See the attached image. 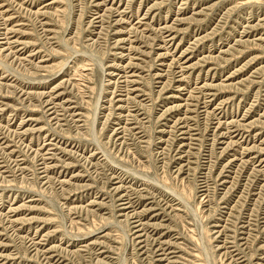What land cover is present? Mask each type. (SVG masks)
I'll return each mask as SVG.
<instances>
[{
  "label": "rangeland",
  "instance_id": "rangeland-1",
  "mask_svg": "<svg viewBox=\"0 0 264 264\" xmlns=\"http://www.w3.org/2000/svg\"><path fill=\"white\" fill-rule=\"evenodd\" d=\"M0 0V4L4 5L0 9V43H3L6 50H1L3 58H0V264L4 261L5 264H195L197 261L201 264H264V155L257 154V146L259 142L264 140V39L258 40L260 35L264 36V0ZM22 1V2H21ZM53 3H52V2ZM92 1V3H91ZM100 4L98 6L96 4ZM102 1V2H101ZM113 1V2H112ZM122 1V2H121ZM131 1V3H129ZM163 2L156 5L157 2ZM250 1V2H249ZM13 2V3H12ZM17 4H16V3ZM25 2V3H24ZM50 2V3H49ZM106 2V3H105ZM143 2V3H142ZM146 2V3H145ZM253 2V3H252ZM22 3V5H21ZM48 3V4H46ZM104 3V4H103ZM119 3V4H118ZM141 3V4H140ZM148 3V4H147ZM217 3V4H216ZM13 4V5H11ZM21 6H19V5ZM90 4V6H89ZM92 4V5H91ZM112 4V5H111ZM121 4V5H120ZM128 4V5H127ZM134 4V5H133ZM219 4V5H218ZM9 5V6H8ZM120 5V6H119ZM133 5V7H132ZM209 5V7H208ZM216 5V6H215ZM15 6V8L13 7ZM21 11H19L17 9ZM23 6V7H22ZM95 6V7H94ZM98 6V7H97ZM106 6V7H105ZM119 8H118V7ZM126 6V7H125ZM156 6V7H155ZM160 8H159V7ZM213 10H212V8ZM11 7V8H10ZM22 7V8H21ZM25 7V8H24ZM104 7V9H103ZM112 7V8H111ZM117 7V8H114ZM129 9H128V8ZM140 7V8H139ZM155 7V8H154ZM181 9H180V8ZM10 8V9H9ZM29 8V9H27ZM59 8V9H58ZM110 8V9H109ZM133 8V9H132ZM150 10H148V9ZM221 8V9H220ZM7 10L8 16L16 17L13 23L6 21L7 16L4 13ZM9 9V10H8ZM22 9V10H21ZM46 10L48 13L42 14L37 11ZM86 9V13L84 12ZM108 9V10H107ZM115 9V10H114ZM119 9V10H118ZM126 9V10H125ZM132 9V10H131ZM211 9V10H210ZM24 10V11H23ZM30 10V11H29ZM93 10V11H92ZM96 10V11H95ZM113 10V12H112ZM131 10V12L129 11ZM139 10V11H138ZM159 10V12H158ZM215 10V11H214ZM232 10V11H230ZM15 11V12H14ZM17 11V12H16ZM32 11V12H31ZM37 13H36V12ZM95 11V13H94ZM113 20H122L118 23L112 22L110 19L112 13ZM115 11V13H114ZM118 11V12H117ZM123 11H126L124 13ZM157 11V12H156ZM179 11V12H178ZM200 11V13H199ZM2 12V13H1ZM27 12V13H26ZM99 14H97V13ZM106 12V14H105ZM121 12V13H120ZM204 12V13H203ZM213 12V13H212ZM228 12V13H226ZM230 12V13H229ZM23 13V14H22ZM24 13H26L24 15ZM30 13V15L28 14ZM34 13V14H33ZM39 13V14H38ZM104 13V14H102ZM151 13V14H150ZM156 13V14H155ZM161 13V14H160ZM185 13V14H184ZM203 13V14H202ZM207 13V14H206ZM212 13V15H210ZM253 15H252V14ZM14 14V15H13ZM20 14V15H19ZM38 14V15H36ZM53 16H52V15ZM112 14V16H113ZM130 14V15H129ZM198 14V15H197ZM4 15V16H3ZM22 15V16H21ZM29 15V17H27ZM36 15V16H35ZM72 15V16H71ZM82 15H84L82 17ZM88 15V16H87ZM102 15V16H101ZM149 15V16H148ZM159 15V16H158ZM167 15V16H166ZM210 15V16H209ZM260 15V17H259ZM4 18H3V17ZM19 16V17H18ZM27 18H25V17ZM42 16V17H41ZM50 16V17H49ZM52 16V17H51ZM55 16V17H54ZM90 16V17H89ZM109 16V17H108ZM125 16V17H124ZM130 16V17H128ZM136 16V17H134ZM145 16V18H144ZM154 16V17H153ZM186 16V17H185ZM222 16V18H221ZM226 19H225V17ZM230 16V17H229ZM24 17V18H23ZM37 17L40 23H36ZM85 17V18H84ZM97 17V19L95 18ZM108 17V18H107ZM128 17V18H127ZM139 17V18H138ZM161 17V18H160ZM165 17V18H163ZM182 17V18H181ZM198 17V18H197ZM220 17V18H219ZM244 17V18H243ZM23 18V19H22ZM46 18V19H45ZM52 18V20H51ZM84 18V19H82ZM95 18V19H94ZM136 18V19H135ZM155 18V19H154ZM157 18V19H156ZM159 18V19H158ZM224 18V19H223ZM233 18V19H231ZM236 20H235V19ZM26 19V20H25ZM54 19V21H53ZM92 19V20H90ZM124 19V20H123ZM129 19V20H128ZM162 19V20H161ZM168 19V20H167ZM177 21V22H174ZM181 21H178L180 20ZM189 19V20H188ZM193 19V20H192ZM221 19V20H219ZM231 19V20H230ZM248 21H247V20ZM260 19V20H259ZM24 20V21H23ZM34 22L32 23L31 22ZM35 20V21H34ZM50 20V21H48ZM156 20V21H155ZM160 20V21H159ZM195 20V21H194ZM218 20V21H217ZM258 20V21H257ZM93 21V22H92ZM96 21V22H95ZM102 21V22H101ZM104 21V22H103ZM126 21V22H125ZM128 21V22H127ZM129 21L131 23H129ZM142 21L141 23H139ZM147 21V22H146ZM150 21V22H149ZM152 21V22H151ZM193 21V22H192ZM224 23L227 21L229 23ZM239 21V22H238ZM242 21V22H241ZM4 22V23H3ZM42 22V23H41ZM46 22V23H45ZM123 24H122V23ZM174 22V24L170 23ZM180 22V23H179ZM186 22V23H185ZM189 22V23H188ZM220 22V23H219ZM250 22V23H249ZM257 22V23H256ZM3 23V24H2ZM16 23V24H15ZM21 23V24H20ZM25 23V24H24ZM45 23V24H44ZM52 23V24H51ZM102 23V24H101ZM105 23H108L105 24ZM113 23V24H112ZM135 23V24H134ZM146 23V24H145ZM160 23V24H158ZM182 23V24H181ZM217 23V25H216ZM239 23V24H238ZM24 24V25H23ZM35 24V29L33 28ZM40 24V25H39ZM90 27H89V25ZM93 24V25H92ZM95 24V26H94ZM99 26H98V25ZM115 24V25H114ZM128 24V25H127ZM141 24V25H140ZM151 26H150V25ZM166 24V25H165ZM180 24V25H179ZM222 24V25H221ZM263 25L253 29H248L249 25ZM3 25V27H2ZM6 25V26H5ZM14 25L18 29L17 33H12L10 28ZM39 25V26H38ZM42 25L45 27H42ZM48 25V26H47ZM124 25V27H122ZM138 25V27H137ZM149 25V26H148ZM153 25V26H152ZM171 25L174 27L173 37H166L164 27ZM220 25V26H219ZM251 25V26H252ZM104 26V27H103ZM106 26V30H105ZM223 26V28H221ZM236 28H234V27ZM246 28H245V27ZM5 27V28H4ZM8 29H7V28ZM90 29H89V28ZM103 27V28H102ZM115 29V30H113ZM119 27V28H118ZM130 27L131 31L128 30ZM146 27V28H145ZM153 27V28H151ZM160 27V28H159ZM182 27V29H181ZM213 27V28H212ZM40 28V29H39ZM99 28V29H98ZM111 28V29H110ZM135 28V29H134ZM186 28V29H185ZM247 30L249 37H244L245 40L252 46L256 45V49L244 40L240 39V34ZM44 29V30H43ZM48 29V30H47ZM94 29V31H92ZM98 29V30H97ZM118 29V30H117ZM134 29V31L132 30ZM145 32H144V30ZM153 32H151L150 31ZM153 29V30H152ZM157 29V32H156ZM159 29V30H158ZM176 29V30H175ZM179 29V30H178ZM184 29V30H183ZM214 29V30H213ZM237 29V30H236ZM262 29V30H261ZM23 30V31H22ZM37 30V31H35ZM40 30V31H39ZM46 30V31H45ZM50 30V31H49ZM124 30V31H123ZM128 30V31H127ZM143 30V31H142ZM147 30V31H146ZM161 30V31H160ZM182 30V31H180ZM219 32H218V31ZM225 30V31H222ZM227 30V31H226ZM235 30V31H234ZM252 30V31H251ZM256 30V31H255ZM2 31V32H1ZM6 31H10L6 34ZM39 31V33H38ZM92 31V32H91ZM97 31V32H96ZM110 31V32H108ZM155 31V32H154ZM164 31V33H163ZM212 31V32H211ZM218 33H216V32ZM237 31V32H236ZM241 31V33H240ZM251 31V32H250ZM259 31V32H258ZM263 31V32H262ZM21 32V33H20ZM43 32V33H41ZM122 32V33H121ZM129 32H132L131 34ZM137 32V33H136ZM139 32V33H138ZM159 32V36H158ZM208 32V33H207ZM214 33L211 35L210 33ZM229 32V33H228ZM25 33V34H24ZM37 33V34H36ZM46 33V34H45ZM57 33V34H56ZM93 33V34H92ZM125 33V34H123ZM196 33V35H195ZM217 35H216V34ZM224 33V34H223ZM240 33V34H239ZM262 33V34H261ZM4 34V35H3ZM43 34V35H42ZM48 34V35H47ZM54 34H56L54 36ZM99 34V36H98ZM140 34V36H139ZM143 34V35H142ZM150 34V35H149ZM152 34V35H151ZM162 34V35H161ZM208 34V35H207ZM228 34V35H227ZM246 34V35H247ZM6 35V36H5ZM21 35V36H20ZM37 35V36H35ZM47 35V36H46ZM104 35V36H103ZM113 36V38L111 37ZM129 35V36H128ZM138 35V36H136ZM178 35V36H177ZM230 35V36H229ZM232 35V36H231ZM42 36V37H41ZM45 36V37H44ZM142 36V37H141ZM146 36V37H145ZM155 36V37H154ZM157 36V37H156ZM196 36V37H195ZM206 36V37H205ZM212 36V37H211ZM221 38H220V37ZM223 36V37H222ZM235 36V37H234ZM18 38L20 40L31 42V48L24 49V46L15 42ZM38 37V38H37ZM40 37V38H39ZM44 37V38H43ZM47 37V38H46ZM49 38V40H47ZM51 37L53 39H51ZM56 37V38H55ZM90 39H89V38ZM97 37V38H96ZM107 37V38H106ZM123 37V38H122ZM136 37L139 39H136ZM149 37V38H148ZM160 37L162 40H160ZM183 37V38H182ZM211 37V38H209ZM215 37V38H213ZM233 37V38H232ZM251 37V38H250ZM6 38V39H5ZM10 38V39H9ZM16 38V39H15ZM88 38V39H87ZM94 42H92V40ZM105 38V39H104ZM109 38V39H108ZM113 40H112V39ZM116 38V40H115ZM118 38V39H117ZM125 38V39H124ZM132 38V39H131ZM142 38V41H141ZM148 38V39H147ZM153 38V39H152ZM204 38V39H203ZM208 38V39H206ZM225 38V39H224ZM254 38V39H253ZM41 39V41L39 40ZM67 39V40H66ZM103 39V40H102ZM122 39V40H121ZM147 41H145V40ZM168 41H167V40ZM182 39V42H181ZM199 39V40H198ZM206 39V40H205ZM214 39V40H213ZM241 41H240V40ZM250 39V40H249ZM7 40V43L5 42ZM29 40V41H28ZM38 40V41H37ZM44 40V41H43ZM89 40V41H88ZM108 43H105L107 42ZM115 40V41H114ZM151 40V41H150ZM157 40V41H153ZM161 42H160V41ZM175 40V41H174ZM201 40V41H200ZM204 40V41H203ZM252 40V41H251ZM256 40V41H255ZM258 40V41H257ZM4 41V42H2ZM10 41V42H9ZM49 42V44L45 43ZM53 41V42H52ZM110 41V43H109ZM113 41V42H112ZM119 41V42H118ZM166 41V42H164ZM200 41V42H199ZM225 41V42H223ZM254 41V42H253ZM35 42V43H33ZM59 42V43H57ZM71 42V43H70ZM132 42V43H131ZM150 42V45H149ZM169 42V43H168ZM195 42V43H194ZM203 42V43H201ZM258 42V43H257ZM260 42V45H259ZM15 43V44H14ZM38 43V44H37ZM45 45H44V44ZM52 43V44H51ZM93 43V44H92ZM96 45H95V44ZM112 43V44H111ZM119 43V44H118ZM127 43V44H125ZM141 43V44H140ZM145 43V44H144ZM160 43V45H159ZM165 43V44H163ZM196 43L199 45H196ZM226 43V44H225ZM232 45H230V44ZM51 44V46H50ZM63 46H62V45ZM92 44V45H91ZM138 44V45H137ZM148 44V47H147ZM151 44L153 49L151 50ZM193 44V45H191ZM246 44L248 46H246ZM263 46V49L261 47ZM12 45V46H11ZM14 45V46H13ZM40 45V46H39ZM68 45V46H67ZM103 45V46H102ZM106 45H108L106 47ZM111 45V46H109ZM113 45V46H112ZM117 45V46H116ZM120 45V46H119ZM123 45L124 47H122ZM131 45V47H130ZM142 45V46H141ZM156 45V46H155ZM196 45V46H195ZM217 45V46H216ZM243 45V46H242ZM10 46V48H9ZM42 46V47H41ZM44 46V47H43ZM51 48H49V47ZM54 48H53V47ZM60 46V47H59ZM105 46V47H104ZM116 46V47H114ZM136 46V47H135ZM160 46V48H159ZM165 46V47H164ZM168 46V48H167ZM180 46V47H179ZM195 48H193V47ZM230 46V47H228ZM261 47L259 49V47ZM59 47V48H58ZM131 49H130V48ZM142 47V48H141ZM155 47V48H154ZM185 52L182 51L184 50ZM187 47V48H186ZM192 49H191V48ZM208 47V48H207ZM219 47V48H218ZM223 47V48H222ZM229 49H228V48ZM236 47V48H235ZM238 47V48H237ZM248 47V48H247ZM57 48V49H56ZM108 48L109 53L106 52ZM111 48V49H109ZM122 48V49H121ZM177 48V49H176ZM181 48V49H180ZM240 48V49H239ZM247 48V50H246ZM252 48V49H249ZM11 49V50H10ZM17 49V50H16ZM19 49V50H18ZM34 49V50H33ZM40 49V50H39ZM44 49H48L44 51ZM130 49V52H129ZM139 49V50H138ZM158 49V50H157ZM166 51H165V50ZM169 49V50H168ZM174 49H176L174 51ZM187 49V50H186ZM242 49V50H241ZM259 51H258V50ZM13 50H16L13 52ZM29 50V51H27ZM40 52H39V51ZM42 50V51H41ZM54 50V53H53ZM133 50V52H132ZM138 50V51H137ZM141 50V51H140ZM197 50V51H196ZM209 50V51H207ZM218 50V51H217ZM220 50V51H219ZM234 50V51H233ZM245 50V52H244ZM18 51V52H17ZM33 51V52H32ZM38 51V53H34ZM52 51V52H51ZM56 51V53H55ZM180 51V52H179ZM187 51V52H186ZM194 51V53L192 52ZM201 51V52H200ZM223 51V54H222ZM241 52V54L239 52ZM116 52L117 54H115ZM142 52V54L140 53ZM145 52V53H144ZM149 52V53H147ZM152 52V53H151ZM184 52V53H182ZM192 52V53H191ZM219 52V53H217ZM232 52V54H230ZM248 52V53H247ZM13 53V54H12ZM34 53V54H33ZM53 53V54H52ZM124 53V55H123ZM132 53V54H131ZM144 53V54H143ZM147 53V55H146ZM172 53V55H171ZM214 55H213V54ZM5 54V55H4ZM7 54V56H6ZM23 54V55H22ZM28 54V56L26 55ZM30 54V55H29ZM126 54V55H125ZM153 54V55H151ZM158 54V55H157ZM164 54V55H163ZM170 54V55H168ZM182 54V56H181ZM193 54V55H192ZM211 54V55H210ZM217 54V55H216ZM12 55V57H11ZM56 55V56H55ZM115 55V56H114ZM121 57H120V56ZM130 55V56H129ZM136 55V56H135ZM141 57H140V56ZM150 55V56H149ZM203 55V56H202ZM207 55V56H206ZM227 55V56H226ZM241 55V56H239ZM259 55V57H258ZM17 56V57H16ZM27 56V57H26ZM32 56V57H31ZM125 56V57H123ZM162 56V57H160ZM165 56V57H163ZM175 56V57H174ZM180 56V57H178ZM190 56V57H189ZM192 56V57H191ZM205 56V57H204ZM226 56V57H225ZM235 56V57H234ZM257 60H255V57ZM262 56V57H260ZM8 57V59L6 58ZM10 57V58H9ZM24 59H23V58ZM31 57V58H30ZM95 57V58H94ZM134 57V58H133ZM149 57V58H148ZM151 57H153L152 60ZM178 57V59H177ZM200 57V58H199ZM206 58V62L204 58ZM214 57V58H212ZM224 57V59L222 58ZM234 57V58H233ZM5 58V59H4ZM13 58V61H12ZM16 58V59H15ZM26 58V59H25ZM123 58V59H122ZM126 58V59H125ZM130 58V59H129ZM133 58V59H132ZM139 58V59H138ZM165 58V59H164ZM167 58V59H166ZM211 58V59H210ZM217 58V59H216ZM229 58V59H228ZM231 58L233 60H231ZM253 58V63H252ZM2 59V60H1ZM46 59V60H44ZM122 59V60H121ZM145 59V60H144ZM149 59V60H148ZM152 62H151V60ZM170 59V60H169ZM173 61H172V60ZM180 59V60H179ZM185 59V60H184ZM188 61L185 63L184 61ZM209 61H208V60ZM220 59V60H218ZM6 60V61H5ZM15 60V61H14ZM21 60V61H19ZM41 60V62H40ZM113 60V61H112ZM115 60V63H114ZM118 60V61H116ZM144 60V61H143ZM165 60V61H164ZM169 60V61H168ZM176 60V62H175ZM203 62L201 63V61ZM212 60V62H211ZM222 60V62H221ZM230 62H228V61ZM249 62H247V61ZM255 60V61H254ZM112 61V62H111ZM130 61V62H129ZM160 61V62H159ZM165 63L164 65L161 63ZM171 61V62H170ZM235 61V62H233ZM251 61V62H250ZM4 62V63H3ZM19 62V63H17ZM33 62V63H32ZM144 62V64H143ZM155 62V63H153ZM170 62V63H169ZM173 62V63H172ZM180 62V63H179ZM183 62V63H182ZM219 62L221 63L219 64ZM227 62V63H225ZM240 62V63H239ZM245 62V63H244ZM15 65H14V64ZM24 65V67L21 65ZM26 63V64H25ZM114 63V64H113ZM159 63V64H158ZM173 65H172V64ZM194 63V64H193ZM207 63V64H206ZM209 63V64H208ZM218 63V65H217ZM234 63V64H232ZM8 64L12 68L5 67ZM12 64V65H11ZM19 64V65H18ZM40 64V68L37 66ZM102 68H100V65ZM105 64V65H104ZM111 64V65H109ZM147 64V65H146ZM153 64V65H152ZM155 64V65H154ZM175 64V66H174ZM180 64V66H179ZM183 64V65H182ZM189 64L195 65L194 69L180 72V67ZM199 64V65H198ZM214 64V65H213ZM225 64V65H224ZM231 64V65H230ZM242 64V65H241ZM32 65V66H29ZM35 65V66H34ZM98 65V66H97ZM109 65V66H108ZM120 69H119V67ZM122 65V66H121ZM125 65V66H123ZM130 65V66H129ZM167 65H170L167 67ZM198 65V66H197ZM202 65V66H201ZM212 65V66H211ZM227 65V68H226ZM235 65V66H234ZM249 65V66H248ZM259 65V66H258ZM263 67H262V66ZM18 66V67H17ZM47 68V71L45 67ZM113 66V67H112ZM135 66H137L135 68ZM146 66V67H145ZM152 66L154 68H152ZM197 66V67H196ZM5 67V68H4ZM27 67V69H26ZM38 67V69H36ZM159 67V68H158ZM176 67V68H174ZM179 67V68H178ZM199 67V68H198ZM210 67V68H209ZM218 67V68H217ZM223 67V68H222ZM244 67V68H243ZM254 67V69H253ZM30 68V69H29ZM44 68V69H43ZM113 68V69H112ZM129 68V69H128ZM150 68V70L148 69ZM162 70H161V69ZM202 68H204L202 70ZM209 68V69H208ZM213 68V69H212ZM237 68V70H235ZM8 69V70H7ZM33 69V71H32ZM108 69V70H107ZM141 69V70H140ZM144 69V70H143ZM147 69V70H145ZM168 69V70H167ZM171 69V70H170ZM172 69L173 70L172 72ZM215 69V70H214ZM218 69V70H217ZM259 69V70H257ZM91 70V71H90ZM116 70V71H115ZM153 72H152V71ZM177 70V71H176ZM194 70V71H193ZM202 70V71H201ZM235 70V71H234ZM243 72H241V71ZM247 70V71H246ZM256 70V71H255ZM260 70L262 74L260 73ZM6 71V72H5ZM14 71V72H13ZM28 71V72H27ZM37 71V72H36ZM40 73H39V72ZM104 71V72H103ZM125 71V72H124ZM134 71V72H132ZM140 71V72H139ZM149 71V72H148ZM163 71V72H162ZM166 71V72H164ZM176 71L178 74L175 75ZM190 71V72H189ZM201 71V72H200ZM208 71V72H207ZM233 71V72H232ZM237 71V72H236ZM249 71V72H248ZM252 71V73H251ZM10 72V73H9ZM19 72V73H18ZM27 72V73H26ZM33 74H31V73ZM34 72L36 73L34 74ZM93 72V73H92ZM113 72V73H112ZM157 72V73H156ZM189 72V73H187ZM232 72V73H231ZM14 73V75L12 74ZM23 75H21V74ZM112 73V74H110ZM130 73V74H129ZM151 75H149V74ZM161 73V74H160ZM200 73V74H199ZM238 73V74H237ZM240 73V74H239ZM7 74V75H6ZM16 74V75H15ZM29 74V77H28ZM30 74L32 76H30ZM105 74V75H104ZM115 74V75H114ZM137 80L136 84H131L124 79ZM135 74L130 79V75ZM146 74V76H145ZM153 74V75H152ZM174 74V75H173ZM181 76H180V75ZM186 74V75H185ZM190 74V75H189ZM211 74V75H210ZM215 74V75H214ZM233 74V75H232ZM236 74V75H235ZM6 75V76H5ZM9 75V76H8ZM21 75V77L19 76ZM35 75V76H34ZM118 75V76H116ZM140 75V76H138ZM144 75V76H143ZM158 75H162L157 77ZM207 75V76H206ZM210 75V76H209ZM232 75V76H231ZM235 75V76H234ZM247 75V76H246ZM250 75V76H248ZM252 75V76H251ZM259 75V76H258ZM18 76V77H17ZM25 76V77H24ZM27 76V78H26ZM83 76V77H82ZM88 76V77H87ZM111 76V77H110ZM121 76V77H120ZM143 78H142V77ZM150 76V77H149ZM153 76V77H152ZM190 78H189V77ZM192 76V77H191ZM228 76L232 77L230 81L226 80ZM104 77V79H103ZM120 77V78H119ZM141 77V78H140ZM175 77V81H173ZM184 77V78H183ZM209 77V78H208ZM252 77V78H251ZM258 77V78H257ZM15 78V79H14ZM19 78V79H18ZM140 78V79H139ZM151 78V79H150ZM157 78V79H156ZM169 78V79H168ZM26 79V80H24ZM29 79V81H28ZM122 79V80H121ZM144 84L143 83V81ZM150 79V80H148ZM181 79V80H179ZM185 81H184V80ZM208 79V80H207ZM245 84L243 85L244 81ZM254 79V80H253ZM262 79V80H261ZM2 80V81H1ZM4 80V81H3ZM31 80V82H30ZM34 80V81H33ZM142 82H139V81ZM153 80V81H152ZM159 82H157V81ZM161 80V81H160ZM187 80L189 82H187ZM197 80V81H195ZM222 80V81H221ZM257 80V81H256ZM25 81V82H24ZM122 81V82H117ZM156 81V82H154ZM200 81V82H199ZM252 81V82H251ZM259 81V82H258ZM11 82V83H10ZM20 82V83H19ZM29 82V83H28ZM63 82V83H62ZM73 82V83H72ZM150 82V83H149ZM153 82V83H152ZM174 82V83H173ZM193 82V83H192ZM196 82V83H194ZM205 82V83H203ZM216 82V83H215ZM221 82V83H220ZM226 82V83H225ZM237 83V85L235 84ZM261 82V83H260ZM62 83V85H61ZM70 83V84H69ZM105 85H103V84ZM107 83V84H106ZM116 83V84H115ZM152 83V84H151ZM157 85H156V84ZM180 83V84H179ZM215 85L213 90L204 89L205 84ZM240 83V84H239ZM253 83V84H252ZM8 84V85H7ZM12 85L10 87V85ZM16 84L18 85L16 87ZM59 84V85H58ZM118 84V85H117ZM121 84V85H120ZM223 86H222V85ZM242 84V85H241ZM248 84V85H247ZM258 84V85H257ZM44 85V86H43ZM61 85V86H60ZM63 85H66V87ZM68 85V86H67ZM130 85V86H129ZM148 85V86H147ZM150 85V86H149ZM152 85V86H151ZM165 85V86H164ZM175 85V86H174ZM176 85L178 87H176ZM201 85V86H200ZM218 85V86H217ZM227 85V86H226ZM250 85V86H249ZM71 86V87H69ZM119 88H118V87ZM123 86L124 88H122ZM130 88H129V87ZM144 88H143V87ZM170 88H168V87ZM184 86H186L184 88ZM241 86V87H240ZM261 86V87H260ZM6 87V88H5ZM16 87V88H14ZM54 87V88H53ZM57 87V88H56ZM59 87V88H58ZM68 87V88H67ZM75 87V88H74ZM129 90H125L126 88ZM141 87V88H140ZM174 87V88H173ZM181 87V88H180ZM193 87V88H192ZM196 87V88H195ZM224 87V88H223ZM249 87V89H248ZM251 87V88H250ZM56 88V89H55ZM67 88V89H66ZM104 88V89H103ZM107 88V89H106ZM121 88V89H120ZM148 88V89H147ZM157 88V89H156ZM228 88V90H227ZM245 88V89H244ZM255 88V89H254ZM258 88V90H257ZM4 89V90H2ZM9 89V90H8ZM15 89V90H14ZM51 89V90H50ZM54 89V90H53ZM118 89V90H117ZM134 89V90H131ZM139 89V90H137ZM155 91H154V90ZM217 89V90H216ZM225 91H224V90ZM237 89V91H236ZM242 89V90H241ZM248 89V90H247ZM251 89V90H250ZM20 90V91H18ZM23 90V91H22ZM43 90V91H42ZM53 92H49V91ZM66 90V91H65ZM116 90V92H115ZM125 90V91H124ZM171 90V91H170ZM191 90V91H190ZM196 90V91H195ZM216 90V91H215ZM233 90V91H232ZM7 91V92H6ZM14 91V93H13ZM18 91V92H16ZM72 91V92H71ZM104 91V92H103ZM114 93H113V92ZM121 91V92H120ZM128 91V92H127ZM142 91V92H141ZM145 93H144V92ZM148 91V92H147ZM149 91H152L151 93ZM163 91V92H162ZM186 91V92H185ZM199 93H198V92ZM220 91V92H219ZM227 91V92H226ZM231 93H230V92ZM239 91V92H238ZM242 91V92H240ZM246 91V93L244 92ZM3 92V93H2ZM18 93V94H15ZM23 92V95H21ZM28 92V94L26 93ZM29 92L34 95H30ZM44 92V93H43ZM47 92V93H45ZM63 92V93H62ZM65 92V93H64ZM167 92V93H166ZM169 92V93H168ZM175 92V93H174ZM190 92V93H187ZM194 92V93H192ZM225 92V93H224ZM238 94H237V93ZM256 92V93H255ZM25 93V94H24ZM37 93V94H36ZM103 93V94H102ZM113 93V94H112ZM122 93V94H121ZM143 93V94H142ZM147 93V94H146ZM148 93L153 95L148 96ZM160 93V95H159ZM163 93V94H162ZM196 93V94H195ZM210 93V94H208ZM245 93V94H244ZM260 93V94H259ZM4 94V96L2 95ZM8 96H7V95ZM43 94V95H42ZM51 94V95H49ZM60 94V95H59ZM116 94V95H115ZM127 94V95H126ZM142 94V95H140ZM190 96H189V95ZM199 94V95H198ZM208 94V95H207ZM212 94H216L215 97ZM222 94V95H221ZM15 95V96H13ZM20 95V97L18 96ZM28 95V96H27ZM36 95V96H35ZM42 95V97H40ZM46 95V96H45ZM48 95V96H47ZM57 95V96H55ZM132 95V96H131ZM134 95V96H133ZM159 95V96H158ZM178 95V98L171 99L168 96ZM202 95V96H200ZM12 96V97H11ZM24 98H23V97ZM32 96V97H31ZM35 96V97H34ZM55 96V97H54ZM103 96V97H102ZM115 96V97H114ZM137 96V97H136ZM151 96H153L151 98ZM164 96V97H162ZM166 96V97H165ZM183 96V97H182ZM188 96V97H187ZM193 96V97H192ZM224 96V98H223ZM244 96V97H243ZM246 96V97H245ZM262 96V97H261ZM54 97V98H53ZM64 99H63V98ZM72 97V98H71ZM100 97H102L100 99ZM182 97V98H181ZM200 97V98H199ZM229 97V98H228ZM235 97L234 100L231 98ZM259 97V99H258ZM21 98V99H19ZM26 98V99H25ZM34 98V99H33ZM40 98V99H38ZM60 98V99H59ZM67 98V99H66ZM115 98V99H113ZM120 98V99H118ZM146 98V99H145ZM156 98V99H155ZM158 98V99H157ZM194 98V99H193ZM215 98V99H213ZM241 98V99H240ZM243 98V99H242ZM260 100L259 103L256 101ZM19 99V100H18ZM30 99V100H29ZM62 99V100H61ZM66 99V100H65ZM99 99L100 102L97 101ZM123 99V100H122ZM124 99H126L124 101ZM129 99V100H128ZM131 99V101H130ZM133 99V100H132ZM137 99V100H136ZM165 99V101H164ZM191 99V100H190ZM196 99V100H195ZM198 99V100H197ZM204 101H203V100ZM212 99V100H209ZM231 99V100H230ZM2 100V101H1ZM38 100V101H37ZM47 100V102H46ZM54 100V101H53ZM72 102H71V101ZM109 100V101H108ZM115 100V102H114ZM154 100V101H153ZM159 102H158V101ZM224 105L221 108V103ZM230 100V101H229ZM240 100V101H239ZM242 100V101H241ZM26 103H24V102ZM50 101V102H48ZM68 101V102H67ZM110 101L114 102L112 105ZM124 101V102H123ZM184 101V102H183ZM186 101V102H185ZM202 101V102H201ZM228 103H226V102ZM255 101V102H254ZM6 102V103H4ZM33 102V103H32ZM35 102V103H34ZM37 102V103H36ZM41 102L47 103L41 105ZM138 102V104H137ZM155 106H152V104ZM155 102V103H154ZM197 102V103H195ZM204 102V103H203ZM262 102V103H261ZM39 105H36L38 104ZM63 103L62 105H59ZM80 103V104H79ZM103 105H101V104ZM123 105H122V104ZM127 103V104H125ZM149 103V104H148ZM160 103V104H159ZM162 103V104H161ZM175 103V104H174ZM193 103V104H191ZM208 105H207V104ZM226 103V104H225ZM234 103V104H233ZM253 103L255 105L249 104ZM11 104L14 106L11 108ZM17 104V105H16ZM21 104V105H20ZM32 104V105H31ZM55 104L58 106L55 108ZM97 104V105H96ZM99 104V105H98ZM109 104V105H108ZM120 104V106H119ZM147 104V105H146ZM165 104V105H164ZM190 104L192 109L180 110L175 105ZM195 104V105H194ZM199 104V105H198ZM206 104V105H204ZM214 104V105H213ZM238 104V105H237ZM257 104V105H256ZM5 105V106H4ZM10 107H9V106ZM23 105V106H22ZM26 105V106H25ZM30 105V107H29ZM34 105V106H33ZM70 105V106H67ZM80 107H79V106ZM88 105V106H87ZM117 105V106H116ZM135 105V106H134ZM139 105V106H137ZM164 107H163V106ZM173 105V106H172ZM176 105V106H177ZM193 105V106H192ZM261 105V106H259ZM6 106L8 108H6ZM18 106L20 108H18ZM25 106V107H24ZM28 106V107H27ZM42 106V107H41ZM45 106V107H44ZM50 106H53L50 108ZM74 106V107H72ZM95 106V107H94ZM98 106V107H97ZM111 106V107H110ZM114 106V107H112ZM125 106V107H124ZM128 106V107H127ZM143 108L145 109H142ZM201 106V107H200ZM208 106V107H207ZM218 106V107H217ZM234 106V107H233ZM255 106V107H254ZM4 107V109L2 108ZM41 107V108H40ZM44 107V108H43ZM62 107V108H61ZM103 107V108H101ZM118 107V108H117ZM119 107L123 108L119 110ZM132 107V108H131ZM135 107V108H134ZM139 109H138V108ZM147 107V108H146ZM148 107L150 109H148ZM152 107V108H151ZM155 107V108H154ZM157 107V108H156ZM161 107V108H160ZM198 107V108H197ZM206 107V108H205ZM220 107V108H219ZM233 107V108H232ZM236 107V108H235ZM248 107V108H247ZM250 107V108H249ZM251 107H253L251 109ZM24 110H23V109ZM27 108V109H26ZM30 108V109H29ZM32 108V109H31ZM36 110H33L35 109ZM40 108V109H37ZM115 108V109H113ZM126 108V109H125ZM141 108V109H140ZM154 108V110H152ZM227 108V109H226ZM239 108V109H238ZM256 108V109H255ZM261 108V109H260ZM46 109V110H45ZM52 109V110H51ZM98 112L94 118L96 110ZM127 109H133L127 111ZM175 109V110H174ZM177 109V110H176ZM186 112H185V110ZM196 109V110H195ZM198 109V110H197ZM211 109V110H210ZM222 109V110H221ZM233 109V111H232ZM4 110V111H3ZM24 112H23V111ZM30 110V111H29ZM40 110V111H38ZM43 110V111H42ZM57 110V111H55ZM61 112H59V111ZM68 110V112H66ZM95 110V111H94ZM110 110V111H109ZM113 110V111H112ZM144 110V111H143ZM148 112H147V111ZM171 110V111H170ZM195 110V111H193ZM204 114H203V112ZM205 110V111H204ZM248 111V112H245ZM251 110V111H250ZM256 110V111H255ZM27 111V112H26ZM49 112V115L47 112ZM65 111V112H64ZM70 111V112H69ZM83 113L80 118L77 114ZM84 111V112H83ZM103 111V112H102ZM118 113H116V112ZM151 111V112H150ZM154 113H153V112ZM157 111V112H156ZM163 111V112H162ZM193 111V112H192ZM198 111V112H197ZM208 111V112H207ZM215 111V113L213 112ZM225 111V112H224ZM230 111V112H229ZM18 112V113H17ZM56 112V113H55ZM63 112V113H62ZM95 112V113H94ZM114 112V113H113ZM133 112V113H132ZM139 112V113H138ZM147 112V114L145 113ZM164 114H162V113ZM169 112V113H167ZM177 114H176V113ZM201 112V113H199ZM224 112V114H223ZM239 112V113H238ZM244 112V114H243ZM255 112V113H254ZM259 112V113H258ZM13 113V114H12ZM15 113V114H14ZM59 113V114H58ZM67 117L65 116V114ZM69 115H68V114ZM72 113V114H71ZM75 113V114H74ZM85 113V114H84ZM105 113V114H104ZM107 113V114H106ZM109 113V114H108ZM113 113V114H112ZM138 115H137V114ZM150 116H149V114ZM153 113V114H152ZM167 113V114H166ZM179 113V114H178ZM199 113L200 115L196 114ZM207 113V115H206ZM211 113V114H210ZM213 113V114H212ZM227 113V114H226ZM236 113V114H235ZM47 114V117L45 116ZM57 117H55V115ZM71 114V115H70ZM144 114V115H143ZM152 114V115H151ZM158 114V115H157ZM160 114V115H159ZM172 114L175 116H172ZM182 114V115H181ZM190 114V115H187ZM194 114V115H193ZM215 114V115H214ZM222 114V115H221ZM62 115V116H61ZM86 115V116H85ZM105 115H107V118ZM112 115V116H111ZM116 115V116H115ZM128 115V116H126ZM131 115V117L129 116ZM147 115V116H146ZM155 115V116H154ZM186 115V116H185ZM202 115V116H201ZM206 115V117L204 116ZM212 115V116H211ZM240 117L238 118L237 117ZM243 115V116H242ZM247 115V117H245ZM252 115V116H251ZM257 115V116H256ZM11 118H10V117ZM24 116V117H23ZM69 116V117H68ZM78 116V117H77ZM125 116V117H124ZM163 119H161L162 117ZM180 118L178 119L177 118ZM185 116V117H184ZM219 118H218V117ZM234 116V117H233ZM243 118H242V117ZM255 118H254V117ZM263 116V117H262ZM9 119H8V118ZM22 117V118H21ZM53 117V118H52ZM75 118V119H72ZM133 117L136 118L133 120ZM151 117V118H150ZM155 117V118H154ZM158 117V119H157ZM182 117V120H181ZM188 117V118H187ZM192 117V118H191ZM196 117V118H195ZM197 117H200L199 119ZM212 117V118H211ZM251 117V118H250ZM2 118V119H1ZM32 120H31V119ZM52 118V119H51ZM60 118V119H59ZM65 118V119H64ZM112 118V119H111ZM123 118V119H122ZM130 118V119H129ZM150 118V120H149ZM165 118V119H164ZM169 118V119H168ZM171 118V119H170ZM186 118V119H185ZM190 118V119H189ZM206 118V120H205ZM209 118V119H208ZM215 118V119H214ZM218 118V119H217ZM236 118V119H235ZM259 118V119H257ZM27 119V120H25ZM37 119V120H33ZM50 119V120H49ZM59 119V120H58ZM66 119L68 120V123ZM72 119V120H71ZM79 119V120H77ZM110 119V120H108ZM126 119L129 121H126ZM154 119V120H152ZM160 119V120H159ZM178 121H176V120ZM197 119V120H196ZM229 119V120H228ZM250 119V120H249ZM263 119V120H261ZM3 120V121H2ZM7 120V121H6ZM14 120V121H13ZM25 121V128L37 129L38 127H45L41 134L37 133L32 136H22L19 130V121ZM46 120V121H45ZM51 124H49V122ZM55 120V121H54ZM65 120V121H64ZM77 120V121H76ZM87 120V121H84ZM108 120V122H107ZM141 120V121H140ZM149 120V121H148ZM152 121L153 124H152ZM169 120V122H168ZM187 120V121H186ZM210 120V121H209ZM227 122H226V121ZM239 122H238V121ZM258 122H257V121ZM13 121V122H12ZM54 121V122H53ZM105 121L107 122L105 124ZM118 121V122H117ZM137 121V122H136ZM139 121L141 122L139 124ZM144 121V122H143ZM165 121V122H164ZM181 121V122H180ZM197 121V122H196ZM200 121V123L198 122ZM209 121V122H208ZM218 121H221L218 122ZM223 121V122H222ZM243 121V122H242ZM253 123H251V122ZM10 122V124H9ZM12 122V123H11ZM23 122V121H22ZM21 122V123H22ZM88 122V123H87ZM97 122V123H96ZM118 124H117V123ZM127 122V123H126ZM151 122V123H150ZM158 122V123H156ZM164 122V123H162ZM205 122V123H203ZM218 122L219 125L216 123ZM231 124H230V123ZM233 122V123H232ZM236 122V123H235ZM16 123V124H15ZM27 123V124H26ZM30 123V124H29ZM95 123V124H94ZM115 123V124H114ZM136 123V125H135ZM145 123V124H143ZM155 123V124H154ZM176 123V124H172ZM178 123V124H177ZM184 123H187L184 124ZM190 123H193L190 125ZM207 123L210 125L207 126ZM228 123V124H227ZM241 123V124H240ZM251 123V126L250 124ZM263 123V124H262ZM2 124V125H1ZM8 124V125H6ZM49 124V125H48ZM62 124V125H61ZM65 124V125H64ZM69 124V125H68ZM86 124V125H85ZM94 124V126H92ZM106 127H105V125ZM110 124V125H109ZM128 124V125H127ZM142 124V126H140ZM150 124V125H149ZM157 124V125H156ZM166 124V125H165ZM168 124V126H167ZM183 124V125H182ZM196 124V125H195ZM199 124V126H198ZM236 124V125H234ZM244 124V125H243ZM246 124V125H245ZM255 126H254V125ZM260 124L263 126L260 127ZM18 125V127H17ZM27 125V127H26ZM31 125V126H30ZM33 125V126H32ZM53 125V126H52ZM58 125V127H57ZM60 125V127H59ZM121 128H120V126ZM123 125V126H122ZM148 125V126H147ZM153 125V126H152ZM155 125V127H154ZM160 125V126H159ZM172 125V126H171ZM212 125V126H211ZM214 125V126H213ZM228 125V126H227ZM233 125V126H232ZM249 125V126H248ZM63 126V129H62ZM87 126V127H85ZM108 126V127H107ZM118 126V127H117ZM132 126V128H130ZM136 126V127H134ZM147 126V127H146ZM177 126V128L175 127ZM184 126V127H183ZM186 126V127H185ZM196 126V127H195ZM202 126V127H201ZM207 126V127H205ZM227 126V127H226ZM7 127V128H6ZM9 127V128H8ZM11 127V128H10ZM50 127V128H49ZM75 127V128H74ZM81 127V128H80ZM96 127V128H94ZM112 129H111V128ZM115 127V128H114ZM125 127V129H124ZM127 127V128H126ZM129 127V128H128ZM143 127V128H142ZM151 127V129H150ZM159 127V128H158ZM171 127V128H169ZM192 127V129H191ZM211 128L206 130L205 128ZM225 127V128H224ZM229 127V128H228ZM246 129H242V128ZM251 127V128H250ZM77 128V129H76ZM79 128V129H78ZM85 128V129H84ZM87 128V129H86ZM93 128L95 130H93ZM169 128L170 131L169 132ZM184 128V129H183ZM189 128V129H188ZM196 128V129H193ZM216 128V129H215ZM219 128V130H218ZM240 130H238V129ZM6 129V130H5ZM68 129V130H67ZM127 129V130H126ZM133 129V130H131ZM138 129V130H137ZM141 129H143L141 131ZM145 129V130H144ZM154 129V130H153ZM157 129V130H156ZM164 130L162 132V130ZM184 131H183V130ZM188 129V130H187ZM199 129V131L197 130ZM201 129V130H200ZM204 129V130H203ZM227 129V130H226ZM231 129V131H230ZM250 129V130H248ZM254 129V130H253ZM262 129V130H261ZM12 130V131H10ZM13 130H15L13 132ZM53 130L56 133H53ZM122 132H121V131ZM124 130L125 133H124ZM139 130L141 132H139ZM160 130V131H158ZM173 130V131H172ZM177 130V131H176ZM226 132H225V131ZM243 130V131H242ZM248 130V131H247ZM3 131V132H2ZM6 133H5V132ZM10 131V132H9ZM73 131V132H72ZM87 131V132H86ZM93 131V132H92ZM113 131V132H112ZM138 131V132H137ZM149 133H147V132ZM153 131V132H151ZM168 131V132H166ZM183 131V132H182ZM189 131V133L187 132ZM215 131V132H214ZM224 131V132H223ZM228 131V132H227ZM48 132V133H47ZM50 132V133H49ZM61 132V133H59ZM64 135H63V133ZM67 132V134H65ZM115 132V133H114ZM129 132V133H128ZM133 132V133H132ZM135 132V133H134ZM178 132V133H177ZM195 132V133H194ZM200 132V133H199ZM213 132V133H212ZM244 132V133H243ZM16 133V134H15ZM53 133V134H52ZM83 135H82V134ZM114 133V135H113ZM171 133V134H170ZM176 133V135H175ZM181 133V134H180ZM199 133V134H198ZM203 135H202V134ZM207 133V134H206ZM210 133V134H209ZM216 133V134H215ZM221 133V134H220ZM224 135H223V134ZM231 133V134H229ZM250 133V134H249ZM255 133V134H254ZM14 138L15 140L10 139ZM19 136H18V135ZM46 134V138L44 137ZM48 134V136H47ZM69 134V135H68ZM79 134L82 136H76ZM112 134V135H111ZM124 134V136H123ZM129 134V135H128ZM186 134L185 139L184 135ZM196 134V135H195ZM219 136H218V135ZM261 136H260V135ZM6 135V136H5ZM21 135V136H20ZM50 135V137H49ZM52 135V136H51ZM111 135V136H110ZM120 135V136H119ZM122 135V136H121ZM127 135V136H126ZM132 135V137L130 136ZM140 135V136H139ZM152 135V136H150ZM188 135V136H187ZM190 135V137H189ZM192 135V137H191ZM199 135V136H198ZM207 137H206V136ZM211 135V136H210ZM232 135V136H231ZM235 135V136H234ZM240 135V136H239ZM251 135V136H250ZM258 135V136H257ZM2 136V137H1ZM5 136V137H4ZM8 136V137H7ZM38 136V137H37ZM43 136V137H42ZM118 136V138H117ZM129 136V137H128ZM170 136V137H169ZM183 138H182V137ZM195 136V137H194ZM217 136V138H216ZM228 136V138H227ZM250 136V137H249ZM19 137V138H18ZM35 137V138H34ZM53 140H52V138ZM66 137V138H65ZM74 137V139H72ZM111 137V138H110ZM115 137V138H114ZM139 137V138H137ZM146 137V138H145ZM154 137V138H153ZM169 137V138H168ZM176 137H178L176 139ZM180 137V138H179ZM201 137V138H200ZM207 138V140L205 139ZM212 137V138H211ZM214 137V138H213ZM230 137V139H229ZM239 137V138H238ZM242 137V138H241ZM75 138H78L75 139ZM125 138V139H124ZM131 138V139H130ZM134 140H133V139ZM138 140H137V139ZM143 138V140L141 139ZM151 138V140H150ZM157 138V139H156ZM176 141H174L173 139ZM211 138V139H210ZM220 138V139H219ZM245 138V139H244ZM250 138V139H249ZM257 138V139H256ZM23 139V140H22ZM69 139V140H68ZM88 139V140H87ZM92 139L91 142H89ZM97 141V145L95 141ZM115 139H118L115 141ZM136 139V140H135ZM153 139V140H152ZM172 139V140H171ZM195 139H197L195 141ZM200 139V141L198 140ZM209 139V140H208ZM214 139V141H213ZM216 139V140H215ZM218 139V140H217ZM5 140V141H3ZM12 140V141H11ZM18 140V142H17ZM21 140V142H20ZM30 140V141H29ZM45 140V141H44ZM66 140V141H65ZM113 140V141H112ZM125 140V141H124ZM127 140V141H126ZM140 140V141H139ZM141 140L143 142H141ZM151 141V143L149 142ZM162 140V141H160ZM165 140V141H164ZM167 140V143H166ZM202 140V141H201ZM206 140V141H205ZM231 140V141H230ZM240 141V143L238 141ZM249 142H248V141ZM254 140V141H253ZM15 141V142H14ZM25 141V142H24ZM45 143H44V142ZM49 141L51 143H49ZM108 141V142H106ZM118 141V142H117ZM122 141V142H121ZM145 141V142H144ZM179 141V142H178ZM187 143H185V142ZM225 141V142H224ZM11 142V143H9ZM18 144H17V143ZM39 142V143H38ZM53 142V143H52ZM61 142V143H60ZM69 142V143H68ZM100 142V143H99ZM104 142V143H103ZM113 142V143H112ZM120 142V143H119ZM126 142V143H125ZM140 142V143H139ZM156 142V143H155ZM177 142V143H176ZM182 142V143H181ZM190 144H189V143ZM192 142V143H191ZM203 142V144H202ZM219 142V143H218ZM221 142V143H220ZM224 142V143H223ZM229 142V143H228ZM252 144H251V143ZM258 142V143H257ZM14 143V144H13ZM38 143V144H37ZM57 143V144H55ZM117 143V144H116ZM173 143V144H171ZM185 143V145H184ZM216 149H215V145ZM227 143V144H226ZM234 143V144H233ZM244 143V144H243ZM6 144V145H5ZM10 144V145H9ZM43 144V145H42ZM65 144V145H64ZM94 144V145H93ZM106 144V145H105ZM122 144V145H121ZM141 144V145H140ZM171 144V145H170ZM202 144V145H201ZM206 144V145H205ZM231 144V145H229ZM247 144V146H246ZM256 144V145H255ZM18 145V146H17ZM42 145V146H41ZM45 145V146H44ZM77 145V147H76ZM105 145V146H103ZM121 145V146H120ZM124 145V146H123ZM159 145V146H158ZM184 145V146H182ZM187 145V146H186ZM201 145V146H200ZM205 147H204V146ZM213 145V146H212ZM233 145V146H232ZM239 145V146H238ZM242 145V147H241ZM244 145V146H243ZM251 145H253L251 147ZM2 146V147H1ZM4 146V147H3ZM20 146V147H19ZM24 146V147H23ZM38 146V147H37ZM44 146V147H43ZM56 146V147H55ZM64 146V147H63ZM128 146V147H127ZM156 146V147H155ZM174 148H173V147ZM191 146V147H190ZM198 147L200 150H198ZM203 146V147H202ZM221 146V148H220ZM223 146V147H222ZM235 146V147H234ZM250 146V147H249ZM40 147V148H39ZM61 149H60V148ZM99 147V148H98ZM116 147V148H114ZM124 147V149L122 148ZM169 147H171L169 149ZM179 149H178V148ZM183 147V148H182ZM185 147V148H184ZM209 147V148H208ZM212 147V148H211ZM231 147V148H229ZM241 147V148H240ZM246 147V148H244ZM255 150H254V148ZM6 148V149H5ZM17 148V149H16ZM38 148V149H37ZM46 148V149H45ZM48 148V149H47ZM69 148V149H68ZM72 148V149H71ZM80 148V149H79ZM91 148V149H90ZM95 150H93V149ZM103 150V153L101 149ZM123 150H122V149ZM127 148V149H126ZM130 148V149H129ZM156 148V149H155ZM165 150H164V149ZM190 148V150H189ZM215 150H214V149ZM220 148V149H219ZM226 148V150H225ZM235 148V150H234ZM236 148L238 151H236ZM16 149V150H15ZM65 149V150H64ZM71 149V150H70ZM74 149V150H73ZM105 149V150H104ZM129 149V150H128ZM168 149V150H167ZM172 149V150H171ZM182 149V150H181ZM193 149V150H192ZM204 149V150H203ZM229 149V150H228ZM247 149V150H246ZM253 149V150H251ZM15 150V152L13 151ZM79 150V151H78ZM121 152L118 154V151ZM122 150V151H121ZM164 150V151H163ZM171 150V151H169ZM188 150V151H187ZM202 150V155H201ZM209 150V151H208ZM217 150V151H216ZM219 150H223L222 153ZM228 150V151H227ZM246 150V151H242ZM8 151V152H6ZM13 151V152H12ZM18 151V152H17ZM21 153H20V152ZM30 151V152H29ZM58 151V152H57ZM71 151V152H70ZM94 151V153H93ZM95 151H99L95 153ZM107 151V152H105ZM163 151V152H162ZM177 151V152H176ZM182 151V152H181ZM196 153H195V152ZM200 151V153H199ZM211 151V152H210ZM227 151V152H225ZM262 151V150H261ZM259 151V152H261ZM25 152V153H23ZM34 152V153H33ZM43 152V153H42ZM49 152V153H48ZM55 152V153H54ZM57 152V154H56ZM78 152V153H77ZM124 152V153H123ZM160 152V154H159ZM166 152V153H165ZM171 152V153H170ZM175 152V153H174ZM187 152V153H186ZM191 152V153H190ZM198 152V153H197ZM207 152V153H206ZM214 152V153H213ZM216 152V153H215ZM231 152V154H230ZM239 152V153H238ZM246 152V153H244ZM249 152V154H248ZM255 154H254V153ZM28 153V154H27ZM31 153V154H30ZM53 156V162L58 164L57 167L50 168L49 161L45 160L43 154ZM59 153V154H58ZM106 153V154H105ZM170 153V154H168ZM175 155H174V154ZM184 153V154H183ZM210 153V154H209ZM2 154V155H1ZM7 154V155H6ZM25 154V155H24ZM72 154V155H71ZM78 154V156H77ZM82 154V156H80ZM84 154V155H83ZM96 154V155H95ZM104 154V155H103ZM109 154V155H107ZM118 154V156H117ZM124 154H126L124 156ZM188 154V155H187ZM221 155V157L219 155ZM222 154H224L222 156ZM237 154V155H236ZM243 154V155H241ZM24 155V156H23ZM28 155V157L26 156ZM33 155V156H32ZM57 155V156H56ZM94 155V156H93ZM100 155V156H99ZM107 155V157H106ZM143 155V156H142ZM163 155V156H162ZM172 155V156H170ZM192 155V156H191ZM205 155V156H204ZM210 155V156H209ZM215 155V156H214ZM229 157H228V156ZM233 155V156H232ZM237 158H236V156ZM239 155V156H238ZM255 155V156H254ZM9 156V157H8ZM39 156V157H38ZM61 156V157H60ZM68 156V157H67ZM74 156V157H73ZM77 158H76V157ZM86 156V157H85ZM88 156V158H87ZM93 156V157H92ZM99 156V157H98ZM129 156V157H128ZM170 156V157H169ZM199 156V157H196ZM201 156L203 158H201ZM217 156V158H216ZM245 156V157H244ZM251 156V157H250ZM253 156V157H252ZM11 157V158H10ZM30 157V160H29ZM33 159H32V158ZM104 159H103V158ZM109 157V158H108ZM122 157V158H121ZM124 157V158H123ZM165 157V158H164ZM172 157V158H171ZM176 157V158H175ZM181 159H179V158ZM185 157V158H183ZM206 157V158H205ZM209 157V158H208ZM219 157V158H218ZM251 160H248V158ZM17 158V160H16ZM58 158H61L59 160ZM66 158V159H65ZM157 158V159H156ZM171 158V159H169ZM175 158V159H174ZM183 158V159H182ZM192 158V159H191ZM197 158V160L195 159ZM200 160H199V159ZM211 158V159H210ZM216 158V159H215ZM227 158V159H226ZM240 158V159H239ZM262 160H259L261 159ZM3 159V160H2ZM55 159V161H54ZM57 159V160H56ZM72 159V160H71ZM78 159V160H77ZM80 159V160H79ZM100 159V160H99ZM108 161H107V160ZM169 159V160H168ZM177 159V160H176ZM188 159V160H187ZM225 159V160H224ZM21 163L22 166L18 165ZM25 160V161H24ZM29 160V161H28ZM37 160V161H36ZM45 160V162H43ZM86 160V161H85ZM96 162H94V161ZM103 160V161H102ZM105 160V161H104ZM112 162H111V161ZM176 160V161H175ZM196 160V161H195ZM217 160V161H216ZM227 160V162H226ZM231 162H230V161ZM235 160V161H234ZM241 160L243 161L241 163ZM32 161H36L35 163ZM116 161V162H115ZM190 161V162H188ZM214 161V163L212 162ZM246 163H245V162ZM247 161H250L248 163ZM259 161V162H258ZM262 161V162H261ZM6 162V163H5ZM38 162L40 164H38ZM79 162V163H78ZM88 162V163H87ZM90 162V163H89ZM104 162V163H102ZM107 165H106V163ZM110 162V163H109ZM114 162V163H113ZM197 162V163H194ZM201 162V163H200ZM203 162V163H202ZM212 163L209 165V163ZM221 162V163H220ZM225 164H224V163ZM233 162V163H232ZM236 162V163H235ZM238 162V163H237ZM24 163V164H22ZM43 163V164H41ZM66 163V164H65ZM85 163V167H83ZM96 163V164H95ZM102 163L103 165H101ZM119 163V165H118ZM171 163V164H169ZM180 163V164H179ZM189 163V164H188ZM229 163V164H228ZM232 163V165H231ZM248 163V164H247ZM252 163V164H251ZM260 163V164H259ZM8 164V166H7ZM12 164V165H11ZM32 166H31V165ZM45 164V165H44ZM47 164V165H46ZM53 164V163H52ZM61 164V165H59ZM105 164V165H104ZM115 164V165H114ZM143 166H142V165ZM194 164V165H193ZM200 164V166L198 165ZM204 164V165H203ZM206 164V165H205ZM217 164V165H216ZM235 164V165H234ZM247 164V165H245ZM36 165V166H35ZM68 168H65V166ZM97 165V166H96ZM183 165V166H181ZM185 165V166H184ZM188 165V166H187ZM203 165V166H202ZM227 165V166H226ZM240 165V166H239ZM256 165V166H255ZM35 166L34 170L32 167ZM41 166V167H40ZM47 166V167H45ZM62 166H64L62 168ZM75 166V167H74ZM92 166V167H91ZM95 166V167H94ZM106 168H104V167ZM116 166V167H115ZM125 166V167H124ZM146 167L148 169L142 168ZM150 166V167H148ZM190 166V167H189ZM224 166V168H222ZM242 166V167H241ZM246 166V167H245ZM2 167V168H1ZM6 167V168H5ZM10 167V168H9ZM13 167V168H12ZM26 168L23 170V168ZM38 167V168H37ZM43 167V168H42ZM87 167V168H86ZM89 167V171H88ZM98 167V168H96ZM100 167V168H99ZM103 171H102V168ZM122 167V168H121ZM128 169H127V168ZM179 167L181 169H179ZM211 167V168H209ZM214 167V168H212ZM216 167V168H215ZM233 167V168H232ZM235 167V168H234ZM248 167V168H247ZM253 167V169H252ZM18 168V170H17ZM30 168V170H29ZM47 172H44L45 169ZM109 168V169H108ZM117 168V170H116ZM183 168V170H182ZM200 168V169H199ZM226 168V169H225ZM239 168L238 172L237 169ZM245 168V170H244ZM258 168L259 171H258ZM59 169V170H58ZM131 169V170H130ZM143 169V170H142ZM145 169V170H144ZM177 169V170H176ZM197 173H192V172ZM212 169L213 172H212ZM222 169V171H221ZM229 169V170H228ZM243 169V170H242ZM252 173L250 174L249 172ZM257 171H256V170ZM13 170L15 172H13ZM22 170V171H21ZM28 170V171H27ZM41 172H40V171ZM43 170V171H42ZM54 170V171H53ZM61 170V171H60ZM87 170V171H86ZM92 170V171H91ZM108 170V171H107ZM123 170V171H122ZM137 170V171H136ZM147 170V171H146ZM199 172H198V171ZM202 170V171H201ZM231 170V171H230ZM236 170V171H234ZM57 171V172H56ZM91 171V172H90ZM113 171V173L111 172ZM119 171V172H118ZM128 171V172H127ZM134 173H132V172ZM142 171V172H141ZM182 171V172H181ZM191 171V172H190ZM207 171H209L207 173ZM220 171V172H218ZM18 172V173H17ZM21 172V173H20ZM44 172V173H43ZM67 172V173H66ZM80 172V173H79ZM84 172V173H83ZM87 172V173H86ZM94 172V174L92 173ZM100 172V173H99ZM109 172V174H107ZM122 172V173H120ZM140 172V173H139ZM176 172V173H175ZM191 174H185V173ZM215 172V173H214ZM225 172V173H224ZM236 172V173H235ZM240 172V173H239ZM244 172V173H243ZM256 172V174L254 173ZM259 172V173H258ZM263 172V173H260ZM12 174V175H9ZM20 173V174H19ZM36 173V174H35ZM59 173V174H58ZM66 173V174H65ZM96 173V174H95ZM99 176H98V174ZM127 175H126V174ZM180 173V174H179ZM218 173V175H217ZM229 173V174H228ZM3 174V176L1 175ZM7 174V175H6ZM18 174V175H17ZM26 174V175H25ZM38 174L40 176H38ZM51 174V175H50ZM61 174V175H60ZM75 174L77 176H75ZM82 174V175H81ZM84 174V175H83ZM86 174V175H85ZM91 174L93 176L91 177ZM114 174V175H113ZM117 174L119 175L117 177ZM124 174V175H123ZM129 174V175H128ZM132 174V175H131ZM179 174V176H178ZM193 174V175H192ZM196 174V175H195ZM208 176H207V175ZM214 174V175H213ZM226 174V175H225ZM241 174V175H239ZM244 174V175H242ZM37 175V176H36ZM48 175V176H47ZM59 175V176H58ZM65 175V176H64ZM97 175V176H96ZM102 175V176H101ZM109 177H107V176ZM131 175V176H130ZM140 176V178L138 177ZM192 175V176H191ZM195 175V176H194ZM213 175V176H211ZM222 175V176H221ZM225 175V176H224ZM229 175V176H227ZM235 175V176H234ZM254 175V176H252ZM259 175V176H258ZM7 176V177H6ZM27 176V177H26ZM42 176V177H41ZM51 176V177H49ZM72 176V177H71ZM81 176V177H80ZM89 176V177H88ZM106 176V177H105ZM133 176V177H132ZM188 176V177H187ZM194 176V177H193ZM197 176V177H196ZM200 176V177H198ZM211 176V177H210ZM231 176V177H230ZM243 176V177H242ZM257 178H254L256 177ZM3 177V179H2ZM25 177V178H24ZM44 177V178H43ZM49 178V179H46ZM57 177V178H56ZM78 177V178H77ZM91 177V178H90ZM113 177V178H111ZM124 177V178H123ZM126 177V178H125ZM136 177V178H135ZM183 180L181 182L180 179ZM185 179H182V178ZM197 181L196 180V178ZM226 177V178H225ZM234 177V178H233ZM237 177V180H236ZM242 179H241V178ZM246 177V178H245ZM248 177V178H247ZM252 177V178H251ZM22 178V179H21ZM56 178V179H55ZM81 178V179H80ZM99 178V179H98ZM107 178V179H106ZM111 178V179H110ZM144 178V179H143ZM196 181H192L193 179ZM199 178V179H198ZM213 178V179H211ZM215 178V179H214ZM218 178V180H217ZM220 178V179H219ZM230 178V179H229ZM240 178V179H239ZM25 179V180H23ZM28 179V180H27ZM52 179V180H51ZM54 179V180H53ZM71 179V180H70ZM94 179V180H93ZM103 179V180H102ZM117 179H119L117 181ZM133 179V180H132ZM140 179V180H139ZM192 179V180H190ZM201 179V180H200ZM225 179V180H224ZM239 179V180H238ZM256 179V180H255ZM4 180V182H3ZM49 180V181H48ZM93 180V181H92ZM97 180V181H96ZM109 180V181H107ZM112 180V181H111ZM129 180V181H128ZM188 182H187V181ZM208 180V181H206ZM214 180V181H212ZM217 180V181H216ZM231 180H234L231 183ZM236 180V181H235ZM247 180V181H246ZM249 180V181H248ZM251 180V181H250ZM43 181V184L42 182ZM58 181V182H53ZM92 181V182H91ZM102 181V182H101ZM104 181V182H103ZM154 183H153V182ZM201 181V182H200ZM221 181V182H220ZM244 181V182H243ZM246 181V183H245ZM65 182V183H64ZM78 182V183H77ZM84 184H83V183ZM89 182V183H88ZM96 182V183H95ZM116 182V183H115ZM119 182V183H118ZM122 182V183H121ZM145 184H144V183ZM199 182V183H198ZM212 182V183H211ZM237 182V183H236ZM239 182V184H238ZM241 182V183H240ZM248 182V183H247ZM47 183V184H46ZM52 183V184H51ZM59 185H58V184ZM72 183V184H69ZM74 183V184H73ZM93 183V184H91ZM102 183V184H101ZM105 183V184H104ZM107 183V185H106ZM114 183V184H113ZM121 183V184H120ZM158 185H156V184ZM196 183V184H195ZM207 183V184H206ZM220 183V184H219ZM250 183V184H249ZM45 184V185H44ZM83 184V185H82ZM95 184V185H94ZM99 184V186H98ZM137 184V185H136ZM150 184H152L150 186ZM166 184V185H165ZM211 184V185H210ZM226 184V185H225ZM230 184V186H229ZM232 184V185H231ZM238 184V185H237ZM246 184V186H245ZM253 184V185H252ZM56 185V186H55ZM72 187H71V186ZM85 185V186H84ZM111 185V186H110ZM119 185L123 186V191L116 193L114 188ZM198 185V186H196ZM208 187H207V186ZM217 185V186H216ZM235 187H234V186ZM260 185V186H257ZM262 185V186H261ZM51 186H53L51 188ZM54 186L56 188H54ZM62 186V187H61ZM68 186V188H66ZM76 186V187H75ZM84 186V187H83ZM89 186V187H88ZM91 186V187H90ZM105 186V187H103ZM115 186V187H114ZM127 186V187H126ZM148 186V188H147ZM154 186V187H153ZM169 186V187H168ZM206 186V187H205ZM212 186V187H211ZM229 186V187H228ZM60 187V188H59ZM70 187V188H69ZM81 187V189H80ZM83 187V188H82ZM100 187L101 191H100ZM107 187V188H106ZM114 187V188H113ZM132 187V188H131ZM202 187V188H201ZM228 187V188H227ZM233 192L229 190L233 189ZM245 187V188H244ZM251 187V191L249 188ZM258 187V188H257ZM58 188V189H57ZM63 188L62 190H59ZM73 188V190H71ZM79 189L80 191L76 190ZM87 188V189H86ZM98 188V189H97ZM142 188V189H141ZM146 188V189H145ZM150 188V189H149ZM158 188V189H157ZM195 188V189H194ZM199 188V189H198ZM215 190L217 191H214ZM218 188V189H217ZM221 188V189H220ZM238 188V189H237ZM248 188V189H247ZM260 188V189H259ZM107 189V190H106ZM128 189V190H127ZM140 189L139 194L138 193ZM152 189V190H151ZM204 189V190H202ZM208 191H207V190ZM213 189V190H211ZM243 189V190H242ZM65 190V191H64ZM96 190V191H95ZM103 190V191H102ZM125 190V191H124ZM126 190L128 192H126ZM130 190V191H129ZM132 190V191H131ZM138 190V191H137ZM145 190V191H144ZM148 190V191H147ZM174 190V191H173ZM200 190V191H199ZM77 191V192H76ZM86 191V192H85ZM92 191V192H91ZM153 191V192H152ZM194 191V192H193ZM214 198L219 201H216ZM231 191V194L230 192ZM249 191V193H248ZM259 191V192H258ZM58 192V193H57ZM61 192V193H60ZM65 192V193H64ZM72 192V193H71ZM75 192V193H74ZM151 192V193H150ZM155 192V193H154ZM170 192V193H169ZM203 192V193H202ZM206 192V193H205ZM214 192V193H213ZM227 192V193H226ZM240 192V193H239ZM243 192V193H242ZM247 192V193H246ZM71 193V194H70ZM85 193V194H84ZM100 193V194H99ZM110 193V194H109ZM116 193V194H115ZM178 193V194H177ZM197 193V194H195ZM219 193V194H218ZM257 193V194H256ZM261 193V194H260ZM66 196H64V195ZM69 194L71 195L69 197ZM75 194V195H74ZM77 194V195H76ZM99 194V195H98ZM102 194V195H101ZM107 194V195H106ZM115 194V195H114ZM123 194V196H122ZM125 194V195H124ZM128 196H127V195ZM143 194V195H142ZM145 194V195H144ZM147 194V195H146ZM149 194V196H148ZM162 194V195H161ZM168 194V195H166ZM172 194V195H171ZM200 194V196H199ZM203 194V195H202ZM229 194V195H228ZM239 197H238V195ZM243 194V195H242ZM259 194V195H258ZM68 195V196H67ZM80 195V196H78ZM97 197H95V196ZM112 195V199L110 197ZM122 196L123 200L119 197ZM134 195V196H133ZM138 195H141L138 196ZM157 195L160 198L153 197ZM176 195V196H175ZM180 195V196H178ZM206 195V196H205ZM209 195V196H208ZM218 195V196H217ZM220 195V196H219ZM227 195L229 198H227ZM253 195V196H252ZM64 196V198H62ZM88 196V197H87ZM107 196V197H106ZM116 196V197H115ZM148 196V197H144ZM163 196V197H162ZM175 196V197H174ZM178 196V197H177ZM197 196V197H196ZM205 198H204V197ZM212 196V197H211ZM222 196V197H221ZM232 196V197H231ZM242 199H241V197ZM249 196V197H248ZM252 196V199H251ZM102 197V199H101ZM129 197V198H128ZM133 197V198H132ZM137 197V198H136ZM153 197V198H151ZM167 197V198H166ZM169 197V198H168ZM171 197V198H170ZM180 197V198H179ZM218 197V198H217ZM225 197V199H224ZM246 197V198H245ZM248 197V199H247ZM257 197V198H256ZM3 198V199H2ZM78 198V199H77ZM117 198V199H116ZM140 198V199H139ZM165 198V199H164ZM179 198V199H178ZM186 203H184V200ZM208 198V199H207ZM211 198V199H210ZM233 198L237 200H233ZM245 198V199H244ZM262 198V199H260ZM35 199V200H34ZM89 199V200H88ZM137 199V200H136ZM143 199V200H142ZM151 199V200H150ZM155 201H154V200ZM163 199V201H162ZM169 199V200H168ZM181 199V200H180ZM206 199V200H205ZM222 199V201H221ZM224 199V200H223ZM247 199V201H246ZM258 199V200H257ZM91 200V201H90ZM92 200L98 202L100 205L90 206ZM101 200V202H100ZM109 200V201H106ZM111 200V201H110ZM131 200V201H130ZM146 200V201H145ZM158 200V202H157ZM169 202H168V201ZM210 200V201H209ZM227 200V201H226ZM246 201L245 202H243ZM257 200V201H256ZM263 200V201H262ZM90 201V202H89ZM113 201V202H112ZM118 201V202H117ZM130 202L133 213H138V216L127 219L117 214L121 212L120 204ZM149 201H153L149 202ZM161 201V203H160ZM179 201V202H178ZM189 201V202H188ZM221 201V203H220ZM236 201V202H234ZM250 201V202H249ZM254 201L256 203H254ZM261 201V202H259ZM139 204H138V203ZM149 202V203H148ZM165 202V203H164ZM190 207H189V204ZM201 202V203H200ZM217 202V203H216ZM227 202V203H226ZM234 204H233V203ZM6 203V204H5ZM74 203V204H72ZM87 203V204H86ZM88 203H91L90 205ZM112 203V205L110 204ZM137 203V204H136ZM162 206V208L158 205ZM169 203V206H168ZM176 205H175V204ZM184 203V204H183ZM212 203V204H211ZM230 203V204H229ZM254 203V204H253ZM87 206H85V205ZM106 204V206H105ZM109 204V205H108ZM116 204V205H115ZM135 204V206H134ZM145 204V205H144ZM157 204V205H156ZM163 204V205H162ZM165 204V205H164ZM183 204V206H181ZM188 204V205H187ZM220 204V205H217ZM225 204V205H224ZM229 204V205H228ZM258 204V206H256ZM11 205V207H10ZM24 205V206H23ZM74 205V206H73ZM79 205V206H78ZM133 205V206H132ZM152 205V206H151ZM156 206L155 210H150ZM179 205V206H178ZM186 205L189 208L187 209ZM218 207H217V206ZM228 205V206H227ZM237 205V206H236ZM261 205V207H260ZM19 206V207H18ZM73 206V207H72ZM84 206V207H83ZM104 206V207H103ZM113 206V207H110ZM115 206V207H114ZM145 206V208H144ZM150 206V207H149ZM167 206V207H166ZM175 206V207H174ZM181 206V207H180ZM211 206V207H210ZM221 209H219L220 207ZM243 206L245 208H243ZM10 207V209H8ZM18 207V208H17ZM21 207V208H20ZM72 207L73 210H70ZM91 207V208H90ZM109 209H108V208ZM119 207V208H118ZM149 207V208H148ZM158 207V208H157ZM166 210H164V208ZM186 207V208H184ZM210 207V208H209ZM217 207V209H215ZM11 208H13L12 211ZM15 208V209H14ZM70 208V209H69ZM76 208V209H75ZM96 208V209H95ZM104 208V209H103ZM148 209V212L145 210ZM155 208V207H154ZM153 208V209H154ZM224 208V209H223ZM252 208V210H251ZM256 210H255V209ZM17 209H20L16 211ZM84 209V210H83ZM95 209V210H94ZM100 209V211H99ZM108 209V210H107ZM116 209V210H115ZM144 212H143V210ZM160 209V210H159ZM174 209V210H173ZM188 210L187 212L184 210ZM210 209V211H209ZM214 211H212V210ZM216 212H215V210ZM233 209V210H232ZM237 209V210H236ZM258 211L257 213L253 211ZM10 212H8V211ZM93 210L96 212L93 213ZM111 210V211H110ZM136 210V211H135ZM173 210L172 212H169ZM179 210V211H178ZM183 212H182V211ZM193 210V211H192ZM224 210V211H222ZM232 210V212H231ZM263 210V211H262ZM15 211V212H13ZM83 211V212H82ZM108 211V212H107ZM113 211V212H112ZM139 211V212H138ZM160 211V212H158ZM164 213H163V212ZM167 211V212H166ZM177 211V212H175ZM190 211V213H189ZM192 211V212H191ZM220 213H219V212ZM236 211V212H235ZM13 212V213H12ZM73 212V213H72ZM78 212V213H77ZM87 212V213H86ZM91 212V214H90ZM100 212V213H99ZM114 214H111V213ZM159 214H158V213ZM170 213L168 215L167 213ZM186 212V213H185ZM232 214H231V213ZM241 212V214L239 213ZM253 212V213H252ZM5 213V215H4ZM83 215H82V214ZM85 213V214H84ZM93 213V214H92ZM102 213V214H101ZM116 213V215H115ZM145 213V214H143ZM166 213V215H164ZM179 213V214H178ZM184 213V215H183ZM192 213V214H191ZM231 214L230 215L228 214ZM255 213V214H254ZM259 213V215H258ZM90 214V215H89ZM152 214H157L156 217H151ZM174 214V217H173ZM178 214V216L176 215ZM181 214V216H180ZM221 214V215H220ZM223 214V216H222ZM243 214V215H242ZM254 214V215H253ZM257 214V215H256ZM19 215V216H18ZM25 215V218H24ZM81 215L83 217H81ZM85 215V216H84ZM86 215H88L86 217ZM95 215V216H92ZM108 217H107V216ZM147 215V216H146ZM183 215V216H182ZM213 215V216H212ZM216 217H215V216ZM234 215V216H232ZM241 219H238V216ZM78 216V217H77ZM97 216V217H96ZM102 216V217H101ZM106 216V217H105ZM111 219H107L110 218ZM117 216V217H116ZM167 216V217H166ZM170 216V218H169ZM212 216V217H209ZM225 216V217H224ZM228 216V218H227ZM249 216V217H248ZM258 216V217H257ZM261 218H260V217ZM6 217V218H5ZM9 217V218H8ZM19 217V218H18ZM80 217V219H78ZM96 217V218H95ZM149 217V218H148ZM150 217L152 219H150ZM158 217V218H157ZM162 217V218H161ZM173 217V219H172ZM218 217V218H217ZM221 217V218H220ZM230 217V218H229ZM234 217V218H233ZM247 217V218H246ZM253 217V218H252ZM255 217V218H254ZM5 218V219H4ZM13 218V219H12ZM35 219L32 221V219ZM89 218V220H87ZM99 218V219H98ZM101 218V219H100ZM122 220H121V219ZM124 218V219H123ZM128 221H126V219ZM212 218V219H211ZM227 218V219H226ZM252 218V219H251ZM258 218V219H257ZM27 221H23V220ZM31 219V220H30ZM92 221H91V220ZM103 219V220H102ZM105 219H107L105 221ZM133 219V221H132ZM164 219V220H159ZM218 219V220H217ZM222 219V220H221ZM236 219V220H235ZM254 219V220H253ZM256 219V220H255ZM10 220V221H9ZM22 221L23 224L21 222ZM74 220V221H73ZM78 220V221H77ZM80 220V223H79ZM83 220V221H82ZM95 220V221H94ZM116 220V221H115ZM121 220V221H118ZM146 220V221H145ZM174 220V221H173ZM233 220V222L231 221ZM242 220V221H241ZM253 222L252 223H250ZM18 221V222H17ZM76 221V222H75ZM87 221V222H85ZM113 221V222H112ZM124 221V222H123ZM142 224L141 233L144 235V242L141 243L135 231L137 230L136 223ZM145 221V223H144ZM156 221V222H155ZM226 223H225V222ZM229 221V222H227ZM259 222L258 225L255 222ZM262 221V222H261ZM71 222H73L71 224ZM84 222V224H82ZM91 222V223H90ZM103 222V223H101ZM105 222V223H104ZM129 222V223H128ZM147 226H145L143 223ZM147 222V223H146ZM149 222V223H148ZM154 222V223H153ZM168 222V223H167ZM235 222H237L235 224ZM4 226H3V224ZM10 223V224H9ZM107 223V224H106ZM110 223V224H109ZM112 223V224H111ZM120 225V227L117 226ZM126 223V224H125ZM158 223V224H157ZM166 223V226L163 227ZM231 223V224H230ZM233 223V224H232ZM12 224V225H11ZM30 226H29V225ZM34 224V225H33ZM74 224V225H73ZM80 224V225H79ZM151 224V225H149ZM168 224V225H167ZM173 224V225H172ZM216 224V226H215ZM231 226H230V225ZM238 224V226H237ZM241 224L243 225L241 227ZM250 227H249V225ZM255 224V225H254ZM88 227H84V226ZM102 225L105 227L103 228ZM132 225V226H131ZM135 225V226H133ZM160 225L162 227H160ZM253 225V226H252ZM261 225V226H260ZM3 226V227H2ZM11 226V227H10ZM18 226V227H17ZM23 226V228H22ZM24 226H26L24 228ZM43 226V227H42ZM77 226V227H76ZM82 228H80V227ZM91 226V227H90ZM109 226V227H108ZM168 226V228H167ZM230 226V227H229ZM237 228H236V227ZM255 226H258L257 228ZM14 227V228H13ZM41 229H38L40 228ZM124 227V230H122ZM129 227L132 229H129ZM144 227V228H143ZM149 227V228H148ZM160 227V228H159ZM223 227V228H222ZM229 229H227V228ZM249 227V228H248ZM255 227V228H254ZM261 229H258V228ZM11 228V229H10ZM80 230H77L79 229ZM109 228V229H108ZM122 228V229H121ZM148 228V229H147ZM157 228V229H156ZM171 231H170V229ZM222 228V230H220ZM226 228V229H225ZM233 228V229H232ZM239 228V230H238ZM254 228V229H253ZM10 229V230H9ZM96 229V230H95ZM169 229V230H168ZM216 229V230H215ZM237 229V232L235 230ZM9 230V231H8ZM39 230V231H38ZM47 230V231H45ZM49 230V231H48ZM52 230V231H51ZM56 230V231H55ZM82 230V231H81ZM94 230V232H93ZM147 230V232H146ZM158 230V231H157ZM211 230L214 232L212 233ZM216 232H215V231ZM234 230V232H232ZM241 230V231H240ZM257 230V231H256ZM259 230L261 232H259ZM35 231V232H34ZM81 231V232H79ZM92 231V232H91ZM132 231V232H131ZM225 231V232H224ZM251 231V232H249ZM45 232H50L45 234ZM123 232V233H122ZM130 232V233H129ZM151 232V233H150ZM164 234H163V233ZM178 232V233H177ZM180 232V233H179ZM246 232V233H245ZM8 233V234H7ZM12 233V234H11ZM15 233V234H14ZM19 233V234H18ZM31 233V234H30ZM42 233V234H41ZM52 233V234H51ZM56 233V237L55 234ZM145 233V234H144ZM153 233V234H152ZM162 233V234H161ZM235 240L234 241V235ZM249 233V235H248ZM261 233V234H260ZM263 233V234H262ZM7 234V237H6ZM51 234V235H50ZM105 234V235H104ZM127 234V235H125ZM134 234V235H132ZM151 234V236H150ZM221 234V235H220ZM226 234V236H225ZM15 237H12V236ZM29 235V236H28ZM34 235V236H32ZM44 235V236H43ZM50 235V236H49ZM73 235V236H71ZM76 235V236H75ZM77 235H79L77 237ZM113 236V239L111 236ZM162 235V236H161ZM213 237H212V236ZM217 235V236H215ZM220 235V236H218ZM231 235V237H230ZM240 235V236H239ZM248 235V237H246ZM260 235V236H258ZM10 236V237H9ZM17 236V237H16ZM28 236V237H27ZM46 236V237H45ZM49 236V237H48ZM77 237V238H74ZM105 238L103 239L102 238ZM110 236V237H109ZM134 236V238L132 237ZM147 236V237H146ZM160 236V237H159ZM215 236V237H214ZM223 236V237H222ZM229 236V237H228ZM238 236V237H237ZM246 237L245 239L241 237ZM257 236V241L256 240ZM14 239V241L11 239ZM34 237V238H33ZM44 237V238H43ZM128 237V238H127ZM130 237V238H129ZM165 237V238H164ZM171 237V239H169ZM174 237V238H173ZM212 237V238H211ZM227 237V238H226ZM240 237V238H239ZM252 237H255L253 240ZM260 237V238H258ZM15 238H18L15 239ZM20 238V239H19ZM33 238V239H31ZM42 238V239H41ZM73 238V239H72ZM147 238V239H146ZM161 238V239H159ZM187 240H186V239ZM211 238V239H210ZM224 238H226L224 240ZM231 238V239H230ZM251 238V239H250ZM26 239V243H25ZM39 239L42 243H39ZM77 239V240H76ZM135 239V240H134ZM151 239V240H150ZM165 239V241H164ZM168 239V240H167ZM173 239V240H172ZM176 239V240H175ZM261 239V240H260ZM12 240V241H11ZM21 240V241H20ZM34 240V241H33ZM47 243H43L45 241ZM53 240V241H52ZM62 240V241H61ZM72 240V242H71ZM94 240V241H93ZM100 240V241H99ZM104 240V241H102ZM128 240V241H127ZM130 240V241H129ZM160 240V242H158ZM185 240V241H184ZM214 240V241H211ZM232 242H231V241ZM239 240V241H238ZM253 240V241H251ZM96 241V242H95ZM100 244H98V242ZM134 243H133V242ZM147 241V242H146ZM151 243H150V242ZM169 241L168 244H166ZM173 241V243H172ZM224 241V243H223ZM229 241V242H228ZM244 241H246L244 243ZM23 242V244H21ZM34 242V243H33ZM71 242V243H69ZM93 242V243H90ZM96 244H95V243ZM106 242V243H105ZM127 242V243H126ZM131 242V243H130ZM136 242V243H135ZM166 242V243H165ZM177 243L172 245L170 244ZM211 242L213 245H211ZM235 242V243H234ZM242 242V243H241ZM250 242V243H249ZM257 243L256 245L253 243ZM25 243V244H24ZM79 243V244H78ZM102 243V244H101ZM110 247H109V245ZM113 243V244H112ZM129 243V244H128ZM138 243V244H137ZM148 243V244H146ZM155 243V244H154ZM161 245H160V244ZM179 243L181 244L179 246ZM196 243V244H195ZM222 243V244H221ZM244 243V244H243ZM249 243V244H248ZM21 244V245H20ZM33 246H32V245ZM55 247L52 253L46 248L52 245ZM56 244L58 246L56 247ZM70 244V245H68ZM87 246H86V245ZM104 244V245H103ZM106 244V245H105ZM135 246L133 247V245ZM137 244V245H136ZM142 244V245H141ZM144 244V245H143ZM163 244V245H162ZM189 244V245H187ZM231 244V246H229ZM253 244V247H251ZM32 247H30V246ZM44 245V246H43ZM68 245V246H67ZM113 245V246H112ZM146 245V246H145ZM154 245V246H153ZM233 245V246H232ZM236 245V246H234ZM241 245V246H239ZM263 245V246H262ZM36 246V247H35ZM66 246V247H65ZM81 246V248H80ZM89 246V247H88ZM94 246V247H93ZM100 246V247H98ZM117 248H116V247ZM141 246V248H140ZM159 246V247H158ZM163 246V247H162ZM183 246V247H182ZM189 246V247H187ZM195 246V247H194ZM213 246V247H212ZM224 246V247H223ZM246 246V247H245ZM259 246V247H258ZM27 247V248H26ZM29 247V248H28ZM39 247V248H38ZM86 247V248H85ZM93 247V248H92ZM109 247V249H108ZM144 247V248H143ZM147 247V248H146ZM149 247V248H148ZM157 247V248H155ZM162 247V248H161ZM183 250H181L180 248ZM250 247V248H249ZM257 247V248H256ZM7 248V249H6ZM17 248V249H16ZM37 248V249H36ZM41 248V250H40ZM50 248V247H49ZM63 248V250L61 249ZM68 248V249H67ZM76 248V249H75ZM80 248V249H79ZM85 248V249H84ZM113 248V250H112ZM116 250H115V249ZM146 248V249H145ZM153 250H152V249ZM158 248L164 249L165 252L157 251ZM178 248V249H177ZM185 248V249H184ZM218 248V250L216 249ZM220 248V249H219ZM225 248H227L225 250ZM230 248V249H229ZM245 251L243 252L242 249ZM263 248V249H262ZM20 249V250H18ZM28 249V250H27ZM32 249V250H31ZM44 249V250H43ZM56 249V250H55ZM59 249V250H57ZM78 249V250H77ZM144 252H143V250ZM148 249V250H147ZM156 249V251H155ZM189 249V250H188ZM233 249V250H231ZM248 249V250H247ZM252 249V250H251ZM4 250V251H3ZM36 250V251H35ZM68 250V254L67 253ZM77 251L76 256L72 251ZM90 250V251H89ZM100 250V251H99ZM104 250L105 253L102 251ZM110 250V251H108ZM116 252H115V251ZM151 250V251H149ZM170 252H169V251ZM186 250V251H185ZM217 250V251H216ZM251 250V251H250ZM256 250V251H255ZM260 250V251H259ZM12 251V253H11ZM20 251V252H19ZM56 251L57 254L54 252ZM58 251H60L58 253ZM62 251V252H61ZM89 251V252H88ZM94 251V253L92 252ZM139 253H138V252ZM179 251V252H178ZM216 251V252H215ZM223 251V252H221ZM228 251V252H226ZM242 251V252H241ZM249 251V252H247ZM8 252V253H7ZM19 252V253H18ZM40 252V253H39ZM43 252V254H42ZM64 252V255L62 254ZM79 252L81 254L79 255ZM92 252V254L90 253ZM113 252V253H112ZM115 252V253H114ZM143 252V253H142ZM151 252V253H150ZM154 252V254H153ZM156 252V253H155ZM185 252V253H184ZM219 254H218V253ZM238 252V253H237ZM258 252V254H257ZM7 253V254H5ZM14 253V254H13ZM38 253V254H36ZM70 253V255H69ZM87 253V254H86ZM138 253V254H136ZM161 253V255L159 254ZM163 253V254H162ZM166 255H165V254ZM233 253H236L233 255ZM256 253V254H255ZM45 254V255H44ZM49 254V255H48ZM62 254V256H61ZM68 256L71 260L68 261ZM97 254V255H96ZM109 254L111 256H109ZM115 254V255H114ZM149 254V255H148ZM176 254V255H175ZM181 254V255H180ZM188 254V255H187ZM193 254V256H192ZM207 256H206V255ZM230 254V255H229ZM243 254V255H242ZM247 254V255H246ZM251 254V255H250ZM255 254V255H254ZM6 255H8L6 257ZM17 255V257L15 256ZM34 255V256H33ZM42 257H41V256ZM46 255H48L46 257ZM54 255V256H53ZM93 255V256H92ZM108 255V256H107ZM140 255V256H139ZM153 255V257H151ZM163 255V256H162ZM174 255V256H173ZM180 255V256H179ZM195 255V256H194ZM219 255L221 258H219ZM228 259H225V257ZM232 255V256H231ZM238 255V256H237ZM13 256V258L11 257ZM15 256V257H14ZM36 256V257H35ZM40 256V257H38ZM44 256V257H43ZM51 256V257H50ZM76 258H75V257ZM81 256V257H80ZM85 256V258H83ZM89 256V257H88ZM94 260H93V258ZM106 256V257H104ZM113 256V257H112ZM148 256V257H144ZM165 256V257H164ZM172 256V257H170ZM178 256V257H177ZM216 256V257H215ZM240 256V258H238ZM249 258H248V257ZM253 256V257H252ZM53 257V258H52ZM87 257V259H86ZM91 257V258H90ZM139 257H142L141 259ZM150 257V258H149ZM163 258L162 262L155 261ZM195 257V258H194ZM198 257V258H197ZM207 257V258H206ZM244 257V258H243ZM252 259H251V258ZM258 257V259H257ZM42 258V259H41ZM48 258V259H47ZM58 258V260L56 259ZM63 258V259H62ZM74 260H73V259ZM81 258V259H80ZM83 258V259H82ZM102 258V261H101ZM113 258V259H112ZM124 258V259H123ZM139 258V259H137ZM144 258V259H143ZM149 258V259H148ZM168 258V259H167ZM191 258V259H190ZM193 258V259H192ZM206 258V260L204 259ZM217 258V259H216ZM246 258V259H245ZM6 259V260H5ZM36 259V260H35ZM85 259V261H84ZM90 259V260H89ZM97 259V261H96ZM152 259V260H151ZM176 259L178 261H176ZM195 259V260H194ZM201 259V260H199ZM209 259L208 263L206 262ZM237 259V260H236ZM250 259V260H249ZM24 260V261H23ZM42 260V261H40ZM49 260V262H48ZM62 260V261H61ZM77 260V261H76ZM106 260V261H105ZM109 260V261H107ZM113 260L114 263H113ZM144 260V261H141ZM155 263H154V261ZM173 261L172 263L170 262ZM175 260V261H174ZM194 260V261H193ZM236 260V262H235ZM242 260V261H241ZM253 260V261H252ZM66 261L68 263H66ZM73 261H76V263ZM83 261V262H82ZM89 263H88V262ZM99 261V262H98ZM125 261V262H124ZM141 261V262H140ZM149 261V262H148ZM191 261V262H190ZM226 261V263L223 262ZM231 261V262H230ZM240 261V262H239ZM244 261V262H243ZM246 261V262H245ZM249 261V262H248ZM4 262L2 264H4ZM21 262V263H20ZM24 262V263H23ZM36 262V263H35ZM38 262V263H37ZM41 262V263H40ZM54 262V263H53ZM82 262V263H81ZM103 262V263H101ZM107 262V263H106ZM116 262V263H115ZM151 262V263H150ZM153 262V263H152ZM167 262V263H166ZM190 262V263H189ZM196 264H199V263ZM253 262V263H252ZM258 262V263H257ZM204 264V263H203Z\"/></svg>",
  "mask_w": 264,
  "mask_h": 264
},
{
  "label": "bare ground",
  "instance_id": "bare-ground-1",
  "mask_svg": "<svg viewBox=\"0 0 264 264\" xmlns=\"http://www.w3.org/2000/svg\"><path fill=\"white\" fill-rule=\"evenodd\" d=\"M7 1H8V0H7ZM7 1H6V2H7ZM13 1H14V0H13ZM76 1H77V0H76ZM84 1H85V0H84ZM106 1H107V0H106ZM108 1H110V0H108ZM163 1H164V0H163ZM223 1H224V0H222V3H223ZM254 1H255V0H254ZM16 2H17V0H16ZM16 2H15V3H16ZM21 2H22V1H21ZM51 2H52V1H51ZM101 2H102V1H101ZM112 2H113V1H112ZM121 2H122V1H121ZM249 2H250V1H249ZM12 3H13V2H12ZM24 3H25V2H24ZM49 3H50V2H49ZM52 3H53V2H52ZM91 3H92V1H91ZM99 3H100V2H99ZM99 3H97V1H96V4H97L98 6H100ZM105 3H106V2H105ZM129 3H131V1H129ZM142 3H143V2H142ZM145 3H146V2H145ZM162 3H163V2H159V1H158V2L156 3V5H160V4H162ZM218 3L220 4L219 0H218ZM252 3H253V2H252ZM16 4H17V3H16ZM46 4H48V3H46ZM103 4H104V3H103ZM118 4H119V3H118ZM131 4H132V3H131ZM140 4H141V3H140ZM147 4H148V3H147ZM216 4H217V3H216ZM219 4H218V5H219ZM11 5H13V4H11ZM18 5H19V4H18ZM21 5H22V3H21ZM21 5H19V6H21ZM91 5H92V4H91ZM111 5H112V4H111ZM120 5H121V4H120ZM120 5H119V6H120ZM127 5H128V4H127ZM133 5H134V4H133ZM133 5H132V7H133ZM3 6H4V5L0 4V9H2ZM8 6H9V5H8ZM89 6H90V4H89ZM98 6H97V7H98ZM162 6H163V4H162ZM215 6H216V5H215ZM12 7H13V6H12ZM22 7H23V6H22ZM22 7H21V8H22ZM94 7H95V6H94ZM105 7H106V6H105ZM117 7H118V6H117ZM117 7H114V8H117ZM125 7H126V6H125ZM155 7H156V6H155ZM155 7H154V8H155ZM158 7H159V6H158ZM208 7H209V5H208ZM10 8H11V7H10ZM10 8H9V9H10ZM13 8H15V6H14ZM24 8H25V7H24ZM111 8H112V7H111ZM118 8H119V7H118ZM127 8H128V7H127ZM139 8H140V7H139ZM159 8H160V7H159ZM179 8H180V7H179ZM211 8H212V6H211ZM9 9H8V10H9ZM17 9H18V6H17ZM27 9H29V8H27ZM58 9H59V8H58ZM103 9H104V7H103ZM109 9H110V8H109ZM128 9H129V8H128ZM132 9H133V8H132ZM132 9H131V10H132ZM146 9H148V8H146ZM150 9H151V8H150ZM150 9H148V10H150ZM180 9H181V8H180ZM220 9H221V8H220ZM4 10H5L4 13L7 15V16L5 17V19H6L5 22L8 21L9 24H10V23H13V20H14V18L16 17V15H15V17L8 16L7 10H6V9H4ZM18 10H19V9H18ZM21 10H22V9H21ZM84 10H85L84 12L86 13V12H87L86 9H84ZM107 10H108V9H107ZM114 10H115V9H114ZM118 10H119V9H118ZM125 10H126V9H125ZM131 10H129V11L131 12ZM210 10H211V9H210ZM212 10H213V8H212ZM19 11H20V10H19ZM23 11H24V10H23ZM29 11H30V10H29ZM37 11H39V9H38ZM92 11H93V10H92ZM95 11H96V10H95ZM95 11H94V13H95ZM138 11H139V10H138ZM214 11H215V10H214ZM230 11H232V10H230ZM14 12H15V11H14ZM16 12H17V11H16ZM20 12H21V11H20ZM31 12H32V11H31ZM35 12H36V11H35ZM39 12L41 13V15L44 14V16H45V14L48 13L49 11L47 12L46 10H40ZM112 12H113V10H112ZM112 12L110 11V13H112ZM117 12H118V11H117ZM123 12L126 13V11H123ZM156 12H157V11H156ZM158 12H159V10H158ZM178 12H179V11H178ZM1 13H2V12H1ZM26 13H27V12H26ZM26 13H24V15H25ZM36 13H37V12H36ZM96 13H97V12H96ZM114 13H115V11H114ZM120 13H121V12H120ZM199 13H200V11H199ZM203 13H204V12H203ZM203 13H202V14H203ZM212 13H213V12H212ZM212 13H211L210 15H212ZM226 13H228V12H226ZM229 13H230V12H229ZM22 14H23V13H22ZM28 14L30 15V13H28ZM33 14H34V13H33ZM38 14H39V13H38ZM38 14H36V15H38ZM97 14H99V13H97ZM102 14H104V13H102ZM105 14H106V12H105ZM112 14H113V13H112ZM112 14H110V15H111V18H110V19H112V20H111L112 22H114V23H118L120 20H122V15H119L120 19L117 20V19L115 18V19L113 20L114 14H113V16H112ZM150 14H151V13H150ZM155 14H156V13H155ZM160 14H161V13H160ZM184 14H185V13H184ZM200 14H201V13H200ZM206 14H207V13H206ZM251 14H252V13H251ZM13 15H14V14H13ZM19 15H20V14H19ZM29 15H28L27 17H29ZM36 15H35V16H36ZM46 15H47V14H46ZM51 15H52V14H51ZM53 15H54V14H53ZM53 15H52V16H53ZM129 15H130V14H129ZM197 15H198V14H197ZM210 15H209V16H210ZM252 15H253V14H252ZM0 16H1V14H0ZM3 16H4V15H3ZM3 16H2V17H3ZM21 16H22V15H21ZM47 16H48V15H47ZM52 16H51V17H52ZM71 16H72V15H71ZM83 16H84V15H82V17H83ZM87 16H88V15H87ZM101 16H102V15H101ZM148 16H149V15H148ZM158 16H159V15H158ZM166 16H167V15H166ZM18 17H19V16H18ZM24 17H25V16H24ZM24 17H23V18H24ZM27 17H25V18H27ZM41 17H42V16H41ZM49 17H50V16H49ZM54 17H55V16H54ZM89 17H90V16H89ZM108 17H109V16H108ZM108 17H107V18H108ZM124 17H125V16H124ZM128 17H130V16H128ZM128 17H127V18H128ZM134 17H136V16H134ZM153 17H154V16H153ZM185 17H186V16H185ZM224 17H225V16H224ZM229 17H230V16H229ZM259 17H260V15H259ZM3 18H4V17H3ZM23 18H22V19H23ZM38 18H39V17H37L36 20H39ZM84 18H85V17H84ZM84 18H82V19H84ZM95 18L97 19V17H95ZM95 18H94V19H95ZM138 18H139V17H138ZM144 18H145V16H144ZM160 18H161V17H160ZM163 18H165V17H163ZM181 18H182V17H181ZM197 18H198V17H197ZM219 18H220V17H219ZM221 18H222V16H221ZM243 18H244V17H243ZM27 19H28V18H27ZM29 19H30V18H29ZM29 19H28V20H29ZM45 19H46V18H45ZM135 19H136V18H135ZM154 19H155V18H154ZM156 19H157V18H156ZM158 19H159V18H158ZM223 19H224V18H223ZM225 19H226V17H225ZM231 19H233V18H231ZM231 19H230V20H231ZM234 19H235V18H234ZM236 19H237V18H236ZM236 19H235V20H236ZM25 20H26V19H25ZM51 20H52V18H51ZM90 20H92V19H90ZM123 20H124V19H123ZM128 20H129V19H128ZM161 20H162V19H161ZM167 20H168V19H167ZM172 20H173V19H172ZM174 20H175V19H174ZM174 20H173V21H174ZM188 20H189V19H188ZM192 20H193V19H192ZM219 20H221V19H219ZM246 20H247V19H246ZM259 20H260V19H259ZM23 21H24V20H23ZM34 21H35V20H34ZM48 21H50V20H48ZM53 21H54V19H53ZM155 21H156V20H155ZM159 21H160V20H159ZM178 21H181V19L178 20ZM194 21H195V20H194ZM217 21H218V20H217ZM221 21H222V20H221ZM247 21H248V20H247ZM257 21H258V20H257ZM31 22H32V20H31ZM38 22L40 23V20L37 21L36 23H38ZM92 22H93V21H92ZM95 22H96V21H95ZM101 22H102V21H101ZM103 22H104V21H103ZM125 22H126V21H125ZM127 22H128V21H127ZM141 22H142V21H140L139 23H141ZM146 22H147V21H146ZM149 22H150V21H149ZM151 22H152V21H151ZM174 22H177V21H174ZM174 22H173V23L170 22V23L174 24ZM192 22H193V21H192ZM226 22H227V21H226ZM226 22H225V23H226ZM238 22H239V21H238ZM241 22H242V21H241ZM3 23H4V22H3ZM3 23H2V24H3ZM32 23H34V22H32ZM41 23H42V22H41ZM45 23H46V22H45ZM45 23H44V24H45ZM121 23H122V22H121ZM129 23H131V22L129 21ZM142 23H143V22H142ZM179 23H180V22H179ZM185 23H186V22H185ZM188 23H189V22H188ZM219 23H220V22H219ZM222 23H224V21H223ZM225 23H224V24H225ZM227 23H229V22H227ZM227 23H226V25H227ZM249 23H250V22H249ZM256 23H257V22H256ZM15 24H16V23H15ZM20 24H21V23H20ZM24 24H25V23H24ZM24 24H23V25H24ZM51 24H52V23H51ZM101 24H102V23H101ZM105 24L108 25V23H105ZM112 24H113V23H112ZM122 24H123V23H122ZM134 24H135V23H134ZM145 24H146V23H145ZM158 24H160V23H158ZM181 24H182V23H181ZM238 24H239V23H238ZM39 25H40V24H39ZM39 25H38V26H39ZM88 25H89V24H88ZM92 25H93V24H92ZM97 25H98V24H97ZM114 25H115V24H114ZM127 25H128V24H127ZM140 25H141V24H140ZM149 25H150V24H149ZM149 25H148V26H149ZM165 25H166V24H165ZM179 25H180V24H179ZM216 25H217V23H216ZM221 25H222V24H221ZM251 25H252V24H251ZM251 25H249V28H248V29H253V28H256V29H257V27L261 26L260 24L252 25V26H251ZM5 26H6V25H5ZM16 26H19V25H14L12 28H10V30L12 31V33H17V32H18V29L15 28ZM47 26H48V25H47ZM94 26H95V24H94ZM98 26H99V25H98ZM150 26H151V25H150ZM152 26H153V25H152ZM219 26H220V25H219ZM2 27H3V25H2ZM42 27H44V26L42 25ZM89 27H90V25H89ZM89 27H88V28H89ZM103 27H104V26H103ZM103 27H102V28H103ZM122 27H124V25H122ZM137 27H138V25H137ZM233 27H234V26H233ZM244 27H245V26H244ZM262 27H263V25H262L260 28H262ZM4 28H5V27H4ZM6 28H7V27H6ZM33 28H34V29L36 28V27H35V24H34ZM44 28H45V27H44ZM90 28H91V27H90ZM90 28H89V29H90ZM111 28H112V27H111ZM111 28H110V29H111ZM118 28H119V27H118ZM138 28H139V27H138ZM145 28H146V27H145ZM151 28H153V27H151ZM159 28H160V27H159ZM212 28H213V27H212ZM221 28H223V26H222ZM234 28H236V27H234ZM245 28H246V27H245ZM7 29H8V28H7ZM39 29H40V28H39ZM98 29H99V28H98ZM98 29H97V30H98ZM112 29H113V28H112ZM134 29H135V28H134ZM134 29H132V30L134 31ZM164 29H165V32L167 33L166 37H173V38H171V39H174V37H175V34L173 33V32H174V27L171 26V25H167V26L164 27ZM181 29H182V27H181ZM185 29H186V28H185ZM242 29H243V28H242ZM248 29H247V30H248ZM43 30H44V29H43ZM47 30H48V29H47ZM105 30H106V26H105ZM113 30H115V29H113ZM117 30H118V29H117ZM128 30L131 31L130 27H129ZM128 30H127V31H128ZM143 30H144V29H143ZM143 30H142V31H143ZM152 30H153V29H152ZM158 30H159V29H158ZM175 30H176V29H175ZM178 30H179V29H178ZM183 30H184V29H183ZM213 30H214V29H213ZM236 30H237V29H236ZM243 30H244V32L241 33V31H240L241 34L239 33V34H240V36H239L240 39H242V38H244V37H247V38L249 37V34H247V32H246L247 30H245V29H243ZM261 30H262V29H261ZM22 31H23V30H22ZM35 31H37V30H35ZM39 31H40V30H39ZM39 31H38V33H39ZM45 31H46V30H45ZM49 31H50V30H49ZM92 31H94V29H93ZM92 31H91V32H92ZM123 31H124V30H123ZM146 31H147V30H146ZM150 31H151V29H150ZM160 31H161V30H160ZM180 31H182V30H180ZM217 31H218V30H217ZM221 31H222V30H221ZM223 31H225V30H223ZM223 31H222V32H223ZM226 31H227V30H226ZM234 31H235V30H234ZM251 31H252V30H251ZM251 31H250V32H251ZM255 31H256V30H255ZM1 32H2V31H1ZM7 32H8V31H6V34H8L10 31H9L8 33H7ZM96 32H97V31H96ZM108 32H110V31H108ZM144 32H145V30H144ZM151 32H152V31H151ZM154 32H155V31H154ZM156 32H157V29H156ZM182 32H183V31H182ZM211 32H212V31H211ZM215 32H216V31H215ZM218 32H219V31H218ZM218 32H216V33H218ZM236 32H237V31H236ZM258 32H259V31H258ZM262 32H263V31H262ZM18 33H19V32H18ZM20 33H21V32H20ZM41 33H43V32H41ZM121 33H122V32H121ZM129 33L131 34L132 32H129ZM136 33H137V32H136ZM138 33H139V32H138ZM152 33H153V32H152ZM163 33H164V31H163ZM183 33H184V32H183ZM207 33H208V32H207ZM209 33H210V32H209ZM216 33H215V34H216ZM228 33H229V32H228ZM24 34H25V33H24ZM36 34H37V33H36ZM45 34H46V33H45ZM56 34H57V33H56ZM56 34H54V36H55ZM92 34H93V33H92ZM123 34H125V33H123ZM184 34H185V33H184ZM210 34H211V35H214V33H213V34L210 33ZM223 34H224V33H223ZM246 34H247V35H246ZM261 34H262V33H261ZM3 35H4V34H3ZM42 35H43V34H42ZM47 35H48V34H47ZM47 35H46V36H47ZM142 35H143V34H142ZM149 35H150V34H149ZM151 35H152V34H151ZM161 35H162V34H161ZM195 35H196V33H195ZM207 35H208V34H207ZM216 35H217V34H216ZM227 35H228V34H227ZM5 36H6V35H5ZM20 36H21V35H20ZM35 36H37V35H35ZM98 36H99V34H98ZM103 36H104V35H103ZM128 36H129V35H128ZM136 36H138V35H136ZM139 36H140V34H139ZM158 36H159V32H158ZM177 36H178V35H177ZM214 36H215V35H214ZM229 36H230V35H229ZM231 36H232V35H231ZM41 37H42V36H41ZM44 37H45V36H44ZM44 37H43V38H44ZM99 37H100V36H99ZM111 37L113 38L112 35H111ZM141 37H142V36H141ZM145 37H146V36H145ZM154 37H155V36H154ZM156 37H157V36H156ZM195 37H196V36H195ZM205 37H206V36H205ZM211 37H212V36H211ZM211 37H209V38H211ZM219 37H220V36H219ZM222 37H223V36H222ZM234 37H235V36H234ZM37 38H38V37H37ZM39 38H40V37H39ZM46 38H47V37H46ZM49 38H50V37H48L47 40H49ZM55 38H56V37H55ZM88 38H89V37H88ZM88 38H87V39H88ZM96 38H97V37H96ZM106 38H107V37H106ZM112 38H111V39H112ZM122 38H123V37H122ZM148 38H149V37H148ZM148 38H147V39H148ZM182 38H183V37H182ZM213 38H215V37H213ZM220 38H221V37H220ZM232 38H233V37H232ZM250 38H251V37H250ZM5 39H6V38H5ZM9 39H10V38H9ZM15 39H16V38H15ZM20 39H22V38H18V37H17V39L15 40V42H19V41H21L19 44L23 45V46H24V49L31 48V47L33 46V44H32L31 42H26V41H24V39H23V40H20ZM51 39H53V38L51 37ZM89 39H90V38H89ZM104 39H105V38H104ZM108 39H109V38H108ZM117 39H118V38H117ZM124 39H125V38H124ZM131 39H132V38H131ZM136 39H138V38L136 37ZM152 39H153V38H152ZM162 39H164V38H162ZM162 39H161V37H160V40H162ZM203 39H204V38H203ZM206 39H208V38H206ZM206 39H205V40H206ZM224 39H225V38H224ZM240 39H239V40H240ZM253 39H254V38H253ZM263 39H264V36H263V34H262V35H260V37H259L258 40H261V41H262ZM39 40L41 41V39H39ZM66 40H67V39H66ZM91 40H92V38H91ZM102 40H103V39H102ZM112 40H113V39H112ZM115 40H116V38H115ZM115 40H114V41H115ZM121 40H122V39H121ZM138 40H139V39H138ZM144 40H145V39H144ZM160 40H159V41H160ZM166 40H167V39H166ZM198 40H199V39H198ZM213 40H214V39H213ZM244 40H245V38H244ZM246 40H247V39H246ZM246 40H245V41H246ZM249 40H250V39H249ZM258 40H257V41H258ZM28 41H29V40H28ZM37 41H38V40H37ZM43 41H44V40H43ZM88 41H89V40H88ZM106 41H107V40H106ZM116 41H117V40H116ZM141 41H142V38H141ZM145 41H147V40H145ZM150 41H151V40H150ZM153 41L155 42V41H157V40H153ZM167 41H168V40H167ZM174 41H175V40H174ZM200 41H201V40H200ZM200 41H199V42H200ZM203 41H204V40H203ZM240 41H241V40H240ZM251 41H252V40H251ZM255 41H256V40H255ZM0 42H1V41H0ZM2 42H4V41H2ZM5 42L7 43V40H6ZM9 42H10V41H9ZM52 42H53V41H52ZM92 42H94V41L92 40ZM112 42H113V41H112ZM118 42H119V41H118ZM160 42H161V41H160ZM164 42H166V41H164ZM181 42H182V39H181ZM223 42H225V41H223ZM246 42H247V41H246ZM253 42H254V41H253ZM33 43H35V42H33ZM45 43H46V44H47V43L49 44V42H46V41H45ZM57 43H59V42H57ZM70 43H71V42H70ZM105 43H108V41L105 42ZM109 43H110V41H109ZM131 43H132V42H131ZM166 43H167V42H166ZM168 43H169V42H168ZM194 43H195V42H194ZM201 43H203V42H201ZM247 43H248V42H247ZM257 43H258V42H257ZM2 44H3V43H0L1 50H6L7 47H5V46L2 45ZM14 44H15V43H14ZM35 44H36V43H35ZM37 44H38V43H37ZM43 44H44V43H43ZM51 44H52V43H51ZM51 44H50V46H51ZM92 44H93V43H92ZM92 44H91V45H92ZM94 44H95V43H94ZM111 44H112V43H111ZM118 44H119V43H118ZM125 44H127V43H125ZM140 44H141V43H140ZM144 44H145V43H144ZM163 44H165V43H163ZM225 44H226V43H225ZM229 44H230V43H229ZM232 44H233V43H232ZM232 44H230V45H232ZM251 44H252V43H251ZM251 44L248 43V45H251ZM44 45H45V44H44ZM61 45H62V44H61ZM95 45H96V44H95ZM137 45H138V44H137ZM149 45H150V42H149ZM159 45H160V43H159ZM191 45H193V44H191ZM196 45H198V44L196 43ZM196 45H195V46H196ZM248 45L246 44V46H248ZM259 45H260V42H259ZM11 46H12V45H11ZM13 46H14V45H13ZM39 46H40V45H39ZM62 46H63V45H62ZM67 46H68V45H67ZM102 46H103V45H102ZM107 46H108V45H106V47H107ZM109 46H111V45H109ZM112 46H113V45H112ZM116 46H117V45H116ZM116 46H114V47H116ZM119 46H120V45H119ZM121 46L124 47L123 45H121ZM141 46H142V45H141ZM155 46H156V45H155ZM198 46H199V45H198ZM216 46H217V45H216ZM242 46H243V45H242ZM251 46H252V45H251ZM255 46H256V45H254V46H252V47H254V49H256L257 46H256V47H255ZM41 47H42V46H41ZM43 47H44V46H43ZM48 47H49V46H48ZM52 47H53V46H52ZM59 47H60V46H59ZM59 47H58V48H59ZM104 47H105V46H104ZM130 47H131V45H130ZM130 47H129V48H130ZM135 47H136V46H135ZM147 47H148V44H147ZM151 47H152V44H151ZM164 47H165V46H164ZM179 47H180V46H179ZM192 47H193V46H192ZM228 47H230V46H228ZM228 47H227V48H228ZM258 47H259V46H258ZM261 47H262V49H263L262 44H261ZM261 47H259V49H260ZM9 48H10V46H9ZM49 48H50V47H49ZM53 48H54V47H53ZM124 48H125V47H124ZM141 48H142V47H141ZM154 48H155V47H154ZM159 48H160V46H159ZM167 48H168V46H167ZM186 48H187V47H186ZM190 48H191V47H190ZM193 48H195V47H193ZM207 48H208V47H207ZM218 48H219V47H218ZM222 48H223V47H222ZM235 48H236V47H235ZM237 48H238V47H237ZM247 48H248V47H247ZM247 48H246V50H247ZM7 49H8V48H7ZM50 49H51V48H50ZM56 49H57V48H56ZM105 49H107L106 52L109 53L108 48H105ZM109 49H111V48H109ZM121 49H122V48H121ZM130 49H131V48H130ZM130 49H129V52H130ZM152 49H153V47L151 48V50H152ZM160 49H161V48H160ZM176 49H177V48H176ZM176 49H174V51H175ZM180 49H181V48H180ZM191 49H192V48H191ZM228 49H229V48H228ZM239 49H240V48H239ZM249 49H252V48H249ZM8 50H9V49H8ZM10 50H11V49H10ZM16 50H17V49H16ZM16 50H13V52L16 51ZM18 50H19V49H18ZM33 50H34V49H33ZM39 50H40V49H39ZM39 50H38V51H39ZM46 50H48V49H44V51H46ZM138 50H139V49H138ZM138 50H137V51H138ZM157 50H158V49H157ZM164 50H165V49H164ZM166 50H167V49H166ZM166 50H165V51H166ZM168 50H169V49H168ZM186 50H187V49H186ZM241 50H242V49H241ZM257 50H258V49H257ZM27 51H29V50H27ZM38 51H36V52H34V53H38ZM41 51H42V50H41ZM48 51H49V50H48ZM140 51H141V50H140ZM182 51L185 52V47H184V50H182ZM196 51H197V50H196ZM207 51H209V50H207ZM217 51H218V50H217ZM219 51H220V50H219ZM233 51H234V50H233ZM247 51H248V50H247ZM258 51H259V50H258ZM17 52H18V51H17ZM32 52H33V51H32ZM39 52H40V51H39ZM51 52H52V51H51ZM132 52H133V50H132ZM179 52H180V51H179ZM184 52H182V53H184ZM186 52H187V51H186ZM192 52L194 53V51H192ZM192 52H191V53H192ZM200 52H201V51H200ZM238 52H239V51H238ZM244 52H245V50H244ZM0 53H2V51H0ZM34 53H33V54H34ZM53 53H54V50H53ZM53 53H52V54H53ZM55 53H56V51H55ZM114 53L117 54L116 52H114ZM140 53L142 54V52H140ZM144 53H145V52H144ZM144 53H143V54H144ZM147 53H149V52H147ZM147 53H146V55H147ZM151 53H152V52H151ZM217 53H219V52H217ZM239 53L241 54V52H239ZM247 53H248V52H247ZM2 54H3V53H2ZM2 54H0V55H2ZM12 54H13V53H12ZM14 54H15V52H14ZM131 54H132V53H131ZM212 54H213V53H212ZM222 54H223V51H222ZM230 54H232V52H231ZM4 55H5V54H4ZM22 55H23V54H22ZM26 55L28 56V54H26ZM29 55H30V54H29ZM123 55H124V53H123ZM125 55H126V54H125ZM151 55H153V54H151ZM157 55H158V54H157ZM163 55H164V54H163ZM168 55H170V54H168ZM171 55H172V53H171ZM184 55H185V53H184ZM192 55H193V54H192ZM210 55H211V54H210ZM213 55H214V54H213ZM216 55H217V54H216ZM232 55H233V54H232ZM241 55H242V54H241ZM241 55H239V56H241ZM6 56H7V54H6ZM27 56H26V57H27ZM55 56H56V55H55ZM114 56H115V55H114ZM119 56H120V55H119ZM129 56H130V55H129ZM135 56H136V55H135ZM139 56H140V55H139ZM149 56H150V55H149ZM181 56H182V54H181ZM202 56H203V55H202ZM206 56H207V55H206ZM226 56H227V55H226ZM226 56H225V57H226ZM11 57H12V55H11ZM16 57H17V56H16ZM31 57H32V56H31ZM31 57H30V58H31ZM120 57H121V56H120ZM123 57H125V56H123ZM140 57H141V56H140ZM160 57H162V56H160ZM163 57H165V56H163ZM174 57H175V56H174ZM178 57H180V56H178ZM178 57H177V59H178ZM189 57H190V56H189ZM191 57H192V56H191ZM204 57H205V56H204ZM204 57H203V58H204ZM234 57H235V56H234ZM234 57H233V58H234ZM254 57H255V56H254ZM256 57H257V56H256ZM256 57H255V60H257ZM258 57H259V55H258ZM260 57H262V56H260ZM0 58H3V56H1ZM6 58L8 59V57H6ZM9 58H10V57H9ZM22 58H23V57H22ZM94 58H95V57H94ZM133 58H134V57H133ZM133 58H132V59H133ZM148 58H149V57H148ZM152 58H153V57H151V59H152ZM199 58H200V57H199ZM212 58H214V57H212ZM222 58L224 59V57H222ZM4 59H5V58H4ZM15 59H16V58H15ZM23 59H24V58H23ZM25 59H26V58H25ZM122 59H123V58H122ZM122 59H121V60H122ZM125 59H126V58H125ZM129 59H130V58H129ZM138 59H139V58H138ZM151 59H150V60H151ZM164 59H165V58H164ZM166 59H167V58H166ZM205 59H206V58H204V60H205ZM210 59H211V58H210ZM216 59H217V58H216ZM228 59H229V58H228ZM1 60H2V59H1ZM44 60H46V59H44ZM144 60H145V59H144ZM144 60H143V61H144ZM148 60H149V59H148ZM152 60H154V59H152ZM152 60H151V62H152ZM169 60H170V59H169ZM169 60H168V61H169ZM171 60H172V59H171ZM179 60H180V59H179ZM184 60H185V59H184ZM207 60H208V59H207ZM218 60H220V59H218ZM231 60H233V59L231 58ZM255 60H254V61H255ZM5 61H6V60H5ZM12 61H13V58H12ZM14 61H15V60H14ZM19 61H21V60H19ZM112 61H113V60H112ZM112 61H111V62H112ZM116 61H118V60H116ZM154 61H155V60H154ZM164 61H165V60H164ZM172 61H173V60H172ZM208 61H209V60H208ZM224 61H225V59H224ZM227 61H228V60H227ZM246 61H247V60H246ZM40 62H41V60H40ZM129 62H130V61H129ZM159 62H160V61H159ZM170 62H171V61H170ZM170 62H169V63H170ZM175 62H176V60H175ZM184 62L187 63V62H190V61H188V59H187V60L184 61ZM202 62H203V60L201 61V63H202ZM205 62H206V60H205ZM211 62H212V60H211ZM221 62H222V60H221ZM221 62H219V64H220ZM228 62H229V61H228ZM233 62H235V61H233ZM247 62H249V61H247ZM250 62H251V61H250ZM3 63H4V62H3ZM17 63H19V62H17ZM32 63H33V62H32ZM114 63H115V60H114ZM114 63H113V64H114ZM153 63H155V62H153ZM161 63H162V61H161ZM172 63H173V62H172ZM172 63H171V64H172ZM179 63H180V62H179ZM182 63H183V62H182ZM225 63H227V62H225ZM229 63H230V62H229ZM239 63H240V62H239ZM244 63H245V62H244ZM252 63H253V58H252ZM0 64H1V63H0ZM13 64H14V63H13ZM25 64H26V63H25ZM143 64H144V62H143ZM158 64H159V63H158ZM162 64L164 65L165 63H162ZM193 64H194V63H193ZM193 64H189V65H187V66H185V67L181 66V67H180V69H181L180 72H183V75H184V72L187 71L188 69H194L196 64H195V65H193ZM203 64H204V62H203ZM206 64H207V63H206ZM208 64H209V63H208ZM232 64H234V63H232ZM1 65H4V64H1ZM5 65H6L5 67H7V66L9 67V68L7 67L8 69H10V68L13 67V66L10 67L8 64H5ZM11 65H12V64H11ZM14 65H15V64H14ZM18 65H19V64H18ZM21 65H22V63H21ZM39 65H40V64H38L37 66L40 68ZM99 65H100V64H99ZM104 65H105V64H104ZM109 65H111V64H109ZM109 65H108V66H109ZM146 65H147V64H146ZM152 65H153V64H152ZM154 65H155V64H154ZM165 65H166V64H165ZM172 65H173V64H172ZM182 65H183V64H182ZM198 65H199V64H198ZM198 65H197V66H198ZM204 65H205V64H204ZM213 65H214V64H213ZM217 65H218V63H217ZM221 65H222V63H221ZM224 65H225V64H224ZM230 65H231V64H230ZM241 65H242V64H241ZM22 66L24 67V65H22ZM29 66H32V65H29ZM34 66H35V65H34ZM97 66H98V65H97ZM102 66H103V65H102ZM102 66L100 65V68H102ZM117 66H118V65H117ZM121 66H122V65H121ZM123 66H125V65H123ZM129 66H130V65H129ZM168 66H170V65H167V67H168ZM174 66H175V64H174ZM179 66H180V64H179ZM197 66H196V67H197ZM201 66H202V65H201ZM205 66H206V65H205ZM211 66H212V65H211ZM234 66H235V65H234ZM248 66H249V65H248ZM258 66H259V65H258ZM261 66H262V65H261ZM5 67H4V68H5ZM17 67H18V66H17ZM32 67H33V66H32ZM38 67H37L36 69H38ZM112 67H113V66H112ZM118 67H119V66H118ZM136 67H137V66H135V68H136ZM145 67H146V66H145ZM262 67H263V66H262ZM33 68H34V67H33ZM41 68H42V67H41ZM41 68H40V70H41ZM47 68H48V67L46 66V67H45L46 71H47ZM103 68H104V67H103ZM103 68H102V69H103ZM152 68H154V67L152 66ZM158 68H159V67H158ZM174 68H176V67H174ZM178 68H179V67H178ZM198 68H199V67H198ZM209 68H210V67H209ZM209 68H208V69H209ZM217 68H218V67H217ZM222 68H223V67H222ZM226 68H227V65H226ZM243 68H244V67H243ZM8 69H7V70H8ZM26 69H27V67H26ZM29 69H30V68H29ZM43 69H44V68H43ZM112 69H113V68H112ZM119 69H120V67H119ZM128 69H129V68H128ZM148 69L150 70V68H148ZM160 69H161V68H160ZM203 69H204V68H202V70H203ZM212 69H213V68H212ZM253 69H254V67H253ZM11 70H13V68H12ZM107 70H108V69H107ZM140 70H141V69H140ZM143 70H144V69H143ZM145 70H147V69H145ZM161 70H162V69H161ZM167 70H168V69H167ZM170 70H171V69H170ZM173 70H175V69H172V72H173ZM202 70H201V71H202ZM214 70H215V69H214ZM217 70H218V69H217ZM235 70H237V68H236ZM235 70H234V71H235ZM257 70H259V69H257ZM32 71H33V69H32ZM90 71H91V70H90ZM115 71H116V70H115ZM151 71H152V70H151ZM176 71H177V70H176ZM176 71H174V72H175V75L178 74ZM193 71H194V70H193ZM201 71H200V72H201ZM237 71H238V70H237ZM237 71H236V72H237ZM239 71H241V70H239ZM246 71H247V70H246ZM255 71H256V70H255ZM5 72H6V71H5ZM13 72H14V71H13ZM27 72H28V71H27ZM27 72H26V73H27ZM36 72H37V71H36ZM36 72H34V74H35ZM38 72H39V71H38ZM103 72H104V71H103ZM124 72H125V71H124ZM132 72H134V71H132ZM139 72H140V71H139ZM148 72H149V71H148ZM152 72H153V71H152ZM162 72H163V71H162ZM164 72H166V71H164ZM189 72H190V71H189ZM189 72H187V73H189ZM207 72H208V71H207ZM232 72H233V71H232ZM232 72H231V73H232ZM241 72H243V71H241ZM248 72H249V71H248ZM9 73H10V72H9ZM18 73H19V72H18ZM30 73H31V72H30ZM39 73H40V72H39ZM92 73H93V72H92ZM112 73H113V72H112ZM112 73H110V74H112ZM156 73H157V72H156ZM243 73H244V72H243ZM251 73H252V71H251ZM260 73L262 74L261 70H260ZM12 74L14 75V73H12ZM20 74H21V73H20ZM31 74H32V73H31ZM31 74H30V76L33 75V74H32V75H31ZM129 74H130V73H129ZM148 74H149V73H148ZM160 74H161V73H160ZM199 74H200V73H199ZM237 74H238V73H237ZM239 74H240V73H239ZM263 74H264V73H263ZM6 75H7V74H6ZM6 75H5V76H6ZM15 75H16V74H15ZM21 75H22V74H21ZM21 75H20V76L18 75V76L21 77ZM36 75H37V73H36ZM104 75H105V74H104ZM112 75H113V74H112ZM114 75H115V74H114ZM149 75H151V74H149ZM152 75H153V74H152ZM173 75H174V74H173ZM179 75H180V74H179ZM185 75H186V74H185ZM189 75H190V74H189ZM210 75H211V74H210ZM210 75H209V76H210ZM214 75H215V74H214ZM232 75H233V74H232ZM232 75H231V76H232ZM235 75H236V74H235ZM235 75H234V76H235ZM8 76H9V75H8ZM18 76H17V77H18ZM22 76H23V75H22ZM34 76H35V75H34ZM116 76H118V75H116ZM133 76H135V74H134V75L131 74V75L129 76L130 79H131ZM138 76H140V75H138ZM143 76H144V75H143ZM145 76H146V74H145ZM156 76H157V75H156ZM159 76H162V75H158L157 77H159ZM180 76H181V75H180ZM206 76H207V75H206ZM246 76H247V75H246ZM248 76H250V75H248ZM251 76H252V75H251ZM258 76H259V75H258ZM24 77H25V76H24ZM28 77H29V74H28ZM82 77H83V76H82ZM87 77H88V76H87ZM110 77H111V76H110ZM120 77H121V76H120ZM120 77H119V78H120ZM124 77H126V74H125ZM141 77H142V76H141ZM141 77H140V78H141ZM149 77H150V76H149ZM152 77H153V76H152ZM188 77H189V76H188ZM191 77H192V76H191ZM26 78H27V76H26ZM140 78H139V79H140ZM142 78H143V77H142ZM174 78H175V77L172 78L173 81H175ZM183 78H184V77H183ZM189 78H190V77H189ZM208 78H209V77H208ZM231 78H232V77L228 76V77L225 78V79L228 80V81H230V80H232ZM251 78H252V77H251ZM257 78H258V77H257ZM263 78H264V77H263ZM14 79H15V78H14ZM18 79H19V78H18ZM103 79H104V77H103ZM150 79H151V78H150ZM150 79H148V80H150ZM156 79H157V78H156ZM168 79H169V78H168ZM24 80H26V79H24ZM121 80H122V79H121ZM123 80H125V81L127 82V80H129V79L126 77V79L123 78ZM137 80H138V79H137ZM137 80H135V79L132 80V81L129 80V82L133 85V84H136V81H137ZM179 80H181V79H179ZM183 80H184V79H183ZM207 80H208V79H207ZM253 80H254V79H253ZM261 80H262V79H261ZM263 80H264V79H263ZM1 81H2V80H1ZM3 81H4V80H3ZM28 81H29V79H28ZM33 81H34V80H33ZM142 81H143V79H142ZM142 81L140 80L139 82H142ZM152 81H153V80H152ZM156 81H157V80H156ZM156 81H154V82H156ZM160 81H161V80H160ZM184 81H185V80H184ZM195 81H197V80H195ZM221 81H222V80H221ZM243 81H244V79H243ZM256 81H257V80H256ZM24 82H25V81H24ZM30 82H31V80H30ZM117 82H122V81H117ZM157 82H159V81H157ZM187 82H189V81L187 80ZM197 82H198V81H197ZM199 82H200V81H199ZM245 82H246V81H244L243 85L245 84ZM251 82H252V81H251ZM258 82H259V81H258ZM10 83H11V82H10ZM19 83H20V82H19ZM28 83H29V82H28ZM62 83H63V82H62ZM62 83H61V85H62ZM72 83H73V82H72ZM143 83H144V81H143ZM145 83H146V82H145ZM145 83H144V84H145ZM149 83H150V82H149ZM152 83H153V82H152ZM152 83H151V84H152ZM173 83H174V82H173ZM192 83H193V82H192ZM194 83H196V82H194ZM203 83H205V82H203ZM215 83H216V82H215ZM220 83H221V82H220ZM225 83H226V82H225ZM260 83H261V82H260ZM0 84H1V83H0ZM69 84H70V83H69ZM102 84H103V83H102ZM106 84H107V83H106ZM115 84H116V83H115ZM155 84H156V83H155ZM179 84H180V83H179ZM235 84L237 85L236 82H235ZM239 84H240V83H239ZM252 84H253V83H252ZM7 85H8V84H7ZM9 85H10V84H9ZM13 85H16V84H13ZM58 85H59V84H58ZM61 85H60V86H61ZM103 85H105V84H103ZM117 85H118V84H117ZM120 85H121V84H120ZM145 85H146V84H145ZM156 85H157V84H156ZM221 85H222V84H221ZM223 85H224V84H223ZM223 85H222V86H223ZM241 85H242V84H241ZM247 85H248V84H247ZM257 85H258V84H257ZM263 85H264V84H263ZM11 86H12V85H10V87H11ZM17 86H18V85H16V87H17ZM43 86H44V85H43ZM64 86L66 87V85H63V87H64ZM67 86H68V85H67ZM129 86H130V85H129ZM129 86H128V87H129ZM147 86H148V85H147ZM149 86H150V85H149ZM151 86H152V85H151ZM164 86H165V85H164ZM174 86H175V85H174ZM200 86H201V85H200ZM217 86H218V85H217ZM226 86H227V85H226ZM237 86H238V85H237ZM249 86H250V85H249ZM16 87H14V88H16ZM69 87H71V86H69ZM117 87H118V86H117ZM121 87L124 88L123 86H121ZM142 87H143V86H142ZM167 87H168V86H167ZM176 87H178V86L176 85ZM185 87H186V86H184V88H185ZM240 87H241V86H240ZM260 87H261V86H260ZM5 88H6V87H5ZM53 88H54V87H53ZM56 88H57V87H56ZM56 88H55V89H56ZM58 88H59V87H58ZM67 88H68V87H67ZM67 88H66V89H67ZM74 88H75V87H74ZM118 88H119V87H118ZM125 88H126V87H125ZM129 88H130V87H129ZM140 88H141V87H140ZM143 88H144V87H143ZM168 88H169V87H168ZM170 88H171V87H170ZM170 88H169V89H170ZM173 88H174V87H173ZM180 88H181V87H180ZM192 88H193V87H192ZM195 88H196V87H195ZM203 88H204V89L213 90V88H215V85H212V83H211L210 85H209V84H205V85L203 86ZM223 88H224V87H223ZM250 88H251V87H250ZM103 89H104V88H103ZM106 89H107V88H106ZM120 89H121V88H120ZM147 89H148V88H147ZM156 89H157V88H156ZM244 89H245V88H244ZM248 89H249V87H248ZM248 89H247V90H248ZM254 89H255V88H254ZM2 90H4V89H2ZM8 90H9V89H8ZM14 90H15V89H14ZM50 90H51V89H50ZM53 90H54V89H53ZM117 90H118V89H117ZM125 90H129V89L126 88ZM125 90H124V91H125ZM131 90H134V89H131ZM137 90H139V89H137ZM153 90H154V89H153ZM216 90H217V89H216ZM216 90H215V91H216ZM223 90H224V89H223ZM227 90H228V88H227ZM241 90H242V89H241ZM250 90H251V89H250ZM257 90H258V88H257ZM18 91H20V90H18ZM18 91H16V92H18ZM22 91H23V90H22ZM42 91H43V90H42ZM48 91H49V90H48ZM65 91H66V90H65ZM154 91H155V90H154ZM170 91H171V90H170ZM190 91H191V90H190ZM195 91H196V90H195ZM224 91H225V90H224ZM232 91H233V90H232ZM236 91H237V89H236ZM6 92H7V91H6ZM16 92H15V94H18V93H16ZM49 92H53V91H49ZM71 92H72V91H71ZM103 92H104V91H103ZM112 92H113V91H112ZM115 92H116V90H115ZM120 92H121V91H120ZM127 92H128V91H127ZM141 92H142V91H141ZM143 92H144V91H143ZM147 92H148V91H147ZM149 92L151 93L152 91H149ZM162 92H163V91H162ZM185 92H186V91H185ZM197 92H198V91H197ZM219 92H220V91H219ZM226 92H227V91H226ZM229 92H230V91H229ZM238 92H239V91H238ZM240 92H242V91H240ZM244 92L246 93V91H244ZM2 93H3V92H2ZM13 93H14V91H13ZM26 93L28 94V92H26ZM43 93H44V92H43ZM45 93H47V92H45ZM62 93H63V92H62ZM64 93H65V92H64ZM113 93H114V92H113ZM113 93H112V94H113ZM144 93H145V92H144ZM150 93H148V96H149ZM166 93H167V92H166ZM168 93H169V92H168ZM174 93H175V92H174ZM187 93H190V92H187ZM192 93H194V92H192ZM198 93H199V92H198ZM224 93H225V92H224ZM230 93H231V92H230ZM236 93H237V92H236ZM245 93H244V94H245ZM255 93H256V92H255ZM24 94H25V93H24ZM29 94L31 95L32 92H31V93L29 92ZM36 94H37V93H36ZM102 94H103V93H102ZM121 94H122V93H121ZM142 94H143V93H142ZM142 94H140V95H142ZM146 94H147V93H146ZM162 94H163V93H162ZM195 94H196V93H195ZM208 94H210V93H208ZM208 94H207V95H208ZM237 94H238V93H237ZM259 94H260V93H259ZM2 95L4 96V94H2ZM6 95H7V94H6ZM21 95H23V92H22ZM32 95H34V93H33ZM42 95H43V94H42ZM42 95H41L40 97H42ZM49 95H51V94H49ZM59 95H60V94H59ZM115 95H116V94H115ZM126 95H127V94H126ZM150 95H153V93L150 94ZM159 95H160V93H159ZM159 95H158V96H159ZM188 95H189V94H188ZM198 95H199V94H198ZM212 95L215 97L216 94H215V95L212 94ZM221 95H222V94H221ZM7 96H8V95H7ZM13 96H15V95H13ZM18 96L20 97V95H18ZM27 96H28V95H27ZM35 96H36V95H35ZM35 96H34V97H35ZM45 96H46V95H45ZM47 96H48V95H47ZM55 96H57V95H55ZM55 96H54V97H55ZM131 96H132V95H131ZM133 96H134V95H133ZM167 96H168V95H167ZM189 96H190V95H189ZM200 96H202V95H200ZM4 97H5V96H4ZM11 97H12V96H11ZM22 97H23V96H22ZM31 97H32V96H31ZM54 97H53V98H54ZM102 97H103V96H102ZM102 97H100V99H101ZM114 97H115V96H114ZM136 97H137V96H136ZM152 97H153V96H151V98H152ZM162 97H164V96H162ZM165 97H166V96H165ZM182 97H183V96H182ZM182 97H181V98H182ZM187 97H188V96H187ZM192 97H193V96H192ZM243 97H244V96H243ZM245 97H246V96H245ZM261 97H262V96H261ZM23 98H24V97H23ZM62 98H63V97H62ZM71 98H72V97H71ZM168 98L176 99V98H178V95H175V96H174V95H173V96L170 95V96H168ZM179 98H180V97H179ZM179 98H178V99H179ZM199 98H200V97H199ZM223 98H224V96H223ZM228 98H229V97H228ZM230 98H231V97H230ZM234 98H235V97H233V98H231V99L234 100ZM19 99H21V98H19ZM19 99H18V100H19ZM25 99H26V98H25ZM33 99H34V98H33ZM38 99H40V98H38ZM59 99H60V98H59ZM63 99H64V98H63ZM66 99H67V98H66ZM66 99H65V100H66ZM113 99H115V98H113ZM118 99H120V98H118ZM145 99H146V98H145ZM155 99H156V98H155ZM157 99H158V98H157ZM193 99H194V98H193ZM213 99H215V98H213ZM231 99H230V100H231ZM240 99H241V98H240ZM242 99H243V98H242ZM256 99H257V98H256ZM258 99H259V97H258ZM258 99H257L256 101H258V103H259V101H260L261 99H260V100H258ZM263 99H264V98H263ZM29 100H30V99H29ZM61 100H62V99H61ZM122 100H123V99H122ZM125 100H126V99H124V101H125ZM128 100H129V99H128ZM132 100H133V99H132ZM136 100H137V99H136ZM190 100H191V99H190ZM195 100H196V99H195ZM197 100H198V99H197ZM202 100H203V99H202ZM209 100H212V99H209ZM230 100H229V101H230ZM1 101H2V100H1ZM37 101H38V100H37ZM53 101H54V100H53ZM70 101H71V100H70ZM97 101L100 102L99 99H97ZM108 101H109V100H108ZM124 101H123V102H124ZM130 101H131V99H130ZM153 101H154V100H153ZM157 101H158V100H157ZM164 101H165V99H164ZM203 101H204V100H203ZM221 101H222V100H221ZM239 101H240V100H239ZM241 101H242V100H241ZM22 102H24V101H22ZM26 102H27V101H26ZM26 102H24V103H26ZM46 102H47V100H46ZM48 102H50V101H48ZM67 102H68V101H67ZM71 102H72V101H71ZM114 102H115V100H114ZM114 102H113V101H112V102L110 101V104L114 105V104H113ZM158 102H159V101H158ZM183 102H184V101H183ZM185 102H186V101H185ZM201 102H202V101H201ZM222 102H223V103L220 104V105H221V108H222L223 105H224V101H222ZM225 102H226V101H225ZM254 102H255V101H254ZM4 103H6V102H4ZM27 103H28V102H27ZM27 103H26V104H27ZM32 103H33V102H32ZM34 103H35V102H34ZM36 103H37V102H36ZM44 103H45V102H43V104H44ZM154 103H155V102H154ZM195 103H197V102H195ZM203 103H204V102H203ZM226 103H228V102H226ZM226 103H225V104H226ZM261 103H262V102H261ZM263 103H264V102H263ZM43 104H42V102H41V105H43ZM45 104H47V103H45ZM45 104H44V105H45ZM62 104H63V103H60L59 105H62ZM79 104H80V103H79ZM100 104H101V103H100ZM121 104H122V103H121ZM125 104H127V103H125ZM137 104H138V102H137ZM148 104H149V103H148ZM151 104H152V102H151ZM159 104H160V103H159ZM161 104H162V103H161ZM174 104H175V103H174ZM191 104H193V103H191ZM206 104H207V103H206ZM206 104H204V105H206ZM233 104H234V103H233ZM249 104L255 105V104H253V103H249ZM16 105H17V104H16ZM20 105H21V104H20ZM31 105H32V104H31ZM36 105H39V103L36 104ZM63 105H64V104H63ZM96 105H97V104H96ZM98 105H99V104H98ZM101 105H102V104H101ZM108 105H109V104H108ZM122 105H123V104H122ZM127 105H128V104H127ZM146 105H147V104H146ZM164 105H165V104H164ZM176 105H177V104H176ZM176 105H175L174 108L177 107V108L179 109V111H180V110H183V108H185L186 110L192 109L191 106H190V104H184V105L180 104V105H177V106H176ZM194 105H195V104H194ZM198 105H199V104H198ZM207 105H208V104H207ZM213 105H214V104H213ZM237 105H238V104H237ZM256 105H257V104H256ZM263 105H264V104H263ZM4 106H5V105H4ZM8 106H9V105H8ZM12 106H14V104H11V108H12ZM22 106H23V105H22ZM25 106H26V105H25ZM25 106H24V107H25ZM33 106H34V105H33ZM64 106H65V105H64ZM67 106H70V105H67ZM78 106H79V105H78ZM87 106H88V105H87ZM102 106H103V105H102ZM114 106H115V105H114ZM114 106H112V107H114ZM116 106H117V105H116ZM119 106H120V104H119ZM128 106H129V105H128ZM128 106H127V107H128ZM134 106H135V105H134ZM137 106H139V105H137ZM152 106H155V105L152 104ZM162 106H163V105H162ZM172 106H173V105H172ZM192 106H193V105H192ZM259 106H261V105H259ZM0 107H1V106H0ZM9 107H10V106H9ZM14 107H15L14 110L17 109V108H16L17 106H14ZM20 107H21V106H20ZM20 107L18 106V108H20ZM27 107H28V106H27ZM29 107H30V105H29ZM41 107H42V106H41ZM41 107H40V108H41ZM44 107H45V106H44ZM44 107H43V108H44ZM51 107H53V106H50V108H51ZM57 107H58V106L55 104V108H57ZM72 107H74V106H72ZM79 107H80V106H79ZM94 107H95V106H94ZM97 107H98V106H97ZM110 107H111V106H110ZM124 107H125V106H124ZM163 107H164V106H163ZM200 107H201V106H200ZM207 107H208V106H207ZM217 107H218V106H217ZM233 107H234V106H233ZM233 107H232V108H233ZM254 107H255V106H254ZM2 108L4 109V107H2ZM6 108H8V107L6 106ZM40 108H37V109H40ZM61 108H62V107H61ZM101 108H103V107H101ZM117 108H118V107H117ZM131 108H132V107H131ZM134 108H135V107H134ZM137 108H138V107H137ZM146 108H147V107H146ZM151 108H152V107H151ZM154 108H155V107H154ZM154 108H153L152 110H154ZM156 108H157V107H156ZM160 108H161V107H160ZM197 108H198V107H197ZM205 108H206V107H205ZM219 108H220V107H219ZM235 108H236V107H235ZM247 108H248V107H247ZM249 108H250V107H249ZM252 108H253V107H251V109H252ZM22 109H23V108H22ZM26 109H27V108H26ZM29 109H30V108H29ZM31 109H32V108H31ZM113 109H115V108H113ZM121 109H123V108L119 107V110H121ZM125 109H126V108H125ZM138 109H139V108H138ZM140 109H141V108H140ZM142 109H144L143 106H142ZM148 109H150V108L148 107ZM185 109H184V110H185ZM226 109H227V108H226ZM238 109H239V108H238ZM255 109H256V108H255ZM260 109H261V108H260ZM23 110H24V109H23ZM23 110H22V111H23ZM33 110H36V108L33 109ZM45 110H46V109H45ZM51 110H52V109H51ZM115 110H116V109H115ZM129 110L131 111V110H133V109H127V111H129ZM144 110H145V109H144ZM144 110H143V111H144ZM174 110H175V109H174ZM176 110H177V109H176ZM186 110H185V112H186ZM195 110H196V109H195ZM195 110H193V111H195ZM197 110H198V109H197ZM210 110H211V109H210ZM221 110H222V109H221ZM3 111H4V110H3ZM29 111H30V110H29ZM38 111H40V110H38ZM42 111H43V110H42ZM55 111H57V110H55ZM58 111H59V110H58ZM94 111H95V110H94ZM109 111H110V110H109ZM112 111H113V110H112ZM146 111H147V110H146ZM148 111H149V110H148ZM148 111H147V112H148ZM170 111H171V110H170ZM193 111H192V112H193ZM204 111H205V110H204ZM232 111H233V109H232ZM250 111H251V110H250ZM255 111H256V110H255ZM23 112H24V111H23ZM26 112H27V111H26ZM46 112H47V111H46ZM59 112H61V111H59ZM64 112H65V111H64ZM66 112H68V110H67ZM69 112H70V111H69ZM83 112H84V111H83ZM97 112H98V109L96 110V113L94 112V113H95V114H94V118L96 117V119H97V117H99V116H95V115L97 114ZM102 112H103V111H102ZM115 112H116V111H115ZM147 112H146V113L144 112V113L147 114ZM150 112H151V111H150ZM152 112H153V111H152ZM156 112H157V111H156ZM162 112H163V111H162ZM162 112H161V113H162ZM195 112H196V111H195ZM197 112H198V111H197ZM202 112H203V110H202ZM207 112H208V111H207ZM213 112L215 113V111H213ZM224 112H225V111H224ZM224 112H223V114H224ZM229 112H230V111H229ZM245 112H248V111L245 110ZM263 112H264V110H263ZM1 113H2V112H1ZM1 113H0V114H1ZM17 113H18V112H17ZM47 113H48V115H49V112H47ZM55 113H56V112H55ZM62 113H63V112H62ZM79 113H80V114H77V115L81 118L82 115H83V113H81V111H80ZM113 113H114V112H113ZM113 113H112V114H113ZM116 113H118V112H116ZM132 113H133V112H132ZM138 113H139V112H138ZM153 113H154V112H153ZM153 113H152V114H153ZM167 113H169V112H167ZM167 113H166V114H167ZM175 113H176V112H175ZM199 113H201V112H199ZM199 113H196V114L200 115ZM238 113H239V112H238ZM248 113H249V112H248ZM254 113H255V112H254ZM258 113H259V112H258ZM12 114H13V113H12ZM14 114H15V113H14ZM58 114H59V113H58ZM64 114H65V113H64ZM67 114H68V113H67ZM71 114H72V113H71ZM71 114H70V115H71ZM74 114H75V113H74ZM84 114H85V113H84ZM104 114H105V113H104ZM106 114H107V113H106ZM108 114H109V113H108ZM136 114H137V113H136ZM148 114H149V113H148ZM152 114H151V115H152ZM162 114H164V113H162ZM176 114H177V113H176ZM178 114H179V113H178ZM203 114H204V112H203ZM210 114H211V113H210ZM212 114H213V113H212ZM226 114H227V113H226ZM235 114H236V113H235ZM243 114H244V112H243ZM54 115H55V114H54ZM68 115H69V114H68ZM137 115H138V114H137ZM143 115H144V114H143ZM157 115H158V114H157ZM159 115H160V114H159ZM181 115H182V114H181ZM187 115H190V114H187ZM193 115H194V114H193ZM206 115H207V113H206ZM206 115H204V116L206 117ZM214 115H215V114H214ZM221 115H222V114H221ZM263 115H264V114H263ZM45 116L47 117V114H46ZM61 116H62V115H61ZM65 116L67 117L66 114H65ZM78 116H77V117H78ZM85 116H86V115H85ZM105 116L107 117V115H105ZM111 116H112V115H111ZM115 116H116V115H115ZM126 116H128V115H126ZM129 116L131 117V115H129ZM146 116H147V115H146ZM149 116H150V114H149ZM154 116H155V115H154ZM172 116H174V115L172 114ZM185 116H186V115H185ZM185 116H184V117H185ZM190 116H191V115H190ZM201 116H202V115H201ZM211 116H212V115H211ZM242 116H243V115H242ZM242 116H241V117H242ZM251 116H252V115H251ZM256 116H257V115H256ZM9 117H10V116H9ZM23 117H24V116H23ZM55 117H57V116L55 115ZM68 117H69V116H68ZM124 117H125V116H124ZM161 117H162V116H161ZM174 117H175V116H174ZM217 117H218V116H217ZM219 117H220V116H219ZM219 117H218V118H219ZM233 117H234V116H233ZM237 117H238V115H237ZM245 117H247V115H246ZM253 117H254V116H253ZM262 117H263V116H262ZM7 118H8V117H7ZM10 118H11V117H10ZM21 118H22V117H21ZM47 118H48V117H47ZM52 118H53V117H52ZM52 118H51V119H52ZM107 118H109V117H107ZM150 118H151V117H150ZM150 118H149V120H150ZM154 118H155V117H154ZM177 118H178V116H177ZM179 118H180V116H179ZM179 118H178V119H179ZM187 118H188V117H187ZM191 118H192V117H191ZM195 118H196V117H195ZM197 118L199 119L200 117H197ZM211 118H212V117H211ZM218 118H217V119H218ZM238 118H240V117H238ZM242 118H243V117H242ZM250 118H251V117H250ZM254 118H255V117H254ZM1 119H2V118H1ZM8 119H9V118H8ZM30 119H31V118H30ZM59 119H60V118H59ZM59 119H58V120H59ZM64 119H65V118H64ZM72 119H75V118L72 117ZM72 119H71V120H72ZM111 119H112V118H111ZM122 119H123V118H122ZM129 119H130V118H129ZM134 119H136V118L133 117V120H134ZM157 119H158V117H157ZM161 119H163V117H162ZM164 119H165V118H164ZM168 119H169V118H168ZM170 119H171V118H170ZM178 119H177V120H178ZM185 119H186V118H185ZM189 119H190V118H189ZM208 119H209V118H208ZM214 119H215V118H214ZM235 119H236V118H235ZM257 119H259V118H257ZM25 120H27V119H25ZM31 120H32V119H31ZM33 120H37V119H33ZM49 120H50V119H49ZM66 120H67V122H68V120H69V122H70V119H66ZM77 120H79V119H77ZM77 120H76V121H77ZM108 120H110V119H108ZM108 120H107V122H108ZM149 120H148V121H149ZM152 120H154V119H152ZM152 120H151V122H152V124H153L154 121H152ZM159 120H160V119H159ZM175 120H176V119H175ZM177 120H176V121H177ZM181 120H182V117H181ZM196 120H197V119H196ZM205 120H206V118H205ZM228 120H229V119H228ZM249 120H250V119H249ZM261 120H263V119H261ZM2 121H3V120H2ZM6 121H7V120H6ZM13 121H14V120H13ZM13 121H12V122H13ZM22 121H23V122H22ZM22 121H21L22 123H21L20 121H19V123H18L19 126H20V127H19V130H20L19 133H21L22 136H24V138H25V136H28V137H29V135H30L31 133H32V136L35 135L36 133H37V135H38L39 133L41 134V132L43 131V128H45V127H43V126L40 127V128L38 127L37 129H29V128H25V127H24V126H25V121H24V120H22ZM45 121H46V120H45ZM47 121H48V120H47ZM54 121H55V120H54ZM54 121H53V122H54ZM64 121H65V120H64ZM84 121H87V120H84ZM110 121H111V120H110ZM126 121H128V120L126 119ZM140 121H141V120H140ZM140 121H139V124L141 123ZM182 121H183V120H182ZM186 121H187V120H186ZM209 121H210V120H209ZM209 121H208V122H209ZM225 121H226V120H225ZM237 121H238V120H237ZM256 121H257V120H256ZM0 122H1V121H0ZM12 122H11V123H12ZM48 122H49V121H48ZM69 122H68V123H69ZM107 122L105 121V124H106ZM111 122H112V121H111ZM117 122H118V121H117ZM117 122H116V123H117ZM128 122H129V121H128ZM136 122H137V121H136ZM143 122H144V121H143ZM151 122H150V123H151ZM164 122H165V121H164ZM164 122H162V123H164ZM168 122H169V120H168ZM177 122H178V121H177ZM180 122H181V121H180ZM196 122H197V121H196ZM198 122L200 123V121H198ZM218 122L221 123V121H218ZM218 122H216V123L219 125ZM222 122H223V121H222ZM226 122H227V121H226ZM238 122H239V121H238ZM242 122H243V121H242ZM250 122H251V121H250ZM257 122H258V121H257ZM87 123H88V122H87ZM96 123H97V122H96ZM112 123H113V122H112ZM126 123H127V122H126ZM156 123H158V122H156ZM203 123H205V122H203ZM229 123H230V122H229ZM232 123H233V122H232ZM235 123H236V122H235ZM251 123H253V122H251ZM251 123H249L250 126H251ZM9 124H10V122H9ZM15 124H16V123H15ZM26 124H27V123H26ZM29 124H30V123H29ZM49 124H50V122H49ZM49 124H48V125H49ZM51 124H53V123H51ZM51 124H50V126H51ZM69 124H70V123H69ZM69 124H68V125H69ZM94 124H95V123H94ZM94 124H92V126H94ZM105 124H104V125H105ZM114 124H115V123H114ZM117 124H118V123H117ZM143 124H145V123H143ZM154 124H155V123H154ZM172 124H176V123H172ZM177 124H178V123H177ZM184 124L187 125V123H184ZM191 124H193V123H190V125H191ZM227 124H228V123H227ZM230 124H231V123H230ZM240 124H241V123H240ZM262 124H263V123H262ZM262 124H260V127L263 126ZM1 125H2V124H1ZM6 125H8V124H6ZM61 125H62V124H61ZM64 125H65V124H64ZM85 125H86V124H85ZM109 125H110V124H109ZM127 125H128V124H127ZM135 125H136V123H135ZM149 125H150V124H149ZM156 125H157V124H156ZM165 125H166V124H165ZM182 125H183V124H182ZM195 125H196V124H195ZM208 125H209V124L207 123V126H208ZM234 125H236V124H234ZM243 125H244V124H243ZM245 125H246V124H245ZM253 125H254V124H253ZM255 125H256V124H255ZM255 125H254V126H255ZM30 126H31V125H30ZM32 126H33V125H32ZM52 126H53V125H52ZM119 126H120V125H119ZM122 126H123V125H122ZM140 126H142V124H141ZM147 126H148V125H147ZM147 126H146V127H147ZM152 126H153V125H152ZM159 126H160V125H159ZM167 126H168V124H167ZM171 126H172V125H171ZM198 126H199V124H198ZM207 126H205V127H207ZM209 126H210V125H209ZM211 126H212V125H211ZM213 126H214V125H213ZM219 126H220V125H219ZM227 126H228V125H227ZM227 126H226V127H227ZM232 126H233V125H232ZM236 126H237V125H236ZM248 126H249V125H248ZM17 127H18V125H17ZM26 127H27V125H26ZM57 127H58V125H57ZM59 127H60V125H59ZM85 127H87V126H85ZM105 127H106V125H105ZM107 127H108V126H107ZM117 127H118V126H117ZM134 127H136V126H134ZM154 127H155V125H154ZM175 127L177 128V126H175ZM183 127H184V126H183ZM185 127H186V126H185ZM195 127H196V126H195ZM201 127H202V126H201ZM205 127H203V128H205ZM6 128H7V127H6ZM8 128H9V127H8ZM10 128H11V127H10ZM49 128H50V127H49ZM60 128H61V127H60ZM74 128H75V127H74ZM80 128H81V127H80ZM94 128H96V127H94ZM94 128H93V130H95ZM110 128H111V127H110ZM114 128H115V127H114ZM120 128H121V126H120ZM126 128H127V127H126ZM128 128H129V127H128ZM130 128H132V126H131ZM142 128H143V127H142ZM155 128H156V127H155ZM158 128H159V127H158ZM169 128H171V127H169ZM169 128H167V129H169ZM224 128H225V127H224ZM228 128H229V127H228ZM250 128H251V127H250ZM46 129H47V128H45V130H46ZM62 129H63V126H62ZM76 129H77V128H76ZM78 129H79V128H78ZM84 129H85V128H84ZM86 129H87V128H86ZM111 129H112V128H111ZM121 129H122V128H121ZM124 129H125V127H124ZM150 129H151V127H150ZM177 129H178V128H177ZM183 129H184V128H183ZM183 129H182V130H183ZM188 129H189V128H188ZM188 129H187V130H188ZM191 129H192V127H191ZM193 129H196V128H193ZM205 129L208 130V129H211V128H205ZM215 129H216V128H215ZM237 129H238V128H237ZM242 129H246V128L243 127ZM262 129H264V126H263ZM262 129H261V130H262ZM5 130H6V129H5ZM67 130H68V129H67ZM126 130H127V129H126ZM126 130H124V133H125ZM131 130H133V129H131ZM137 130H138V129H137ZM142 130H143V129H141V131H142ZM144 130H145V129H144ZM153 130H154V129H153ZM156 130H157V129H156ZM161 130H162V129H161ZM197 130L199 131V129H197ZM200 130H201V129H200ZM203 130H204V129H203ZM218 130H219V128H218ZM226 130H227V129H226ZM238 130H239V129H238ZM248 130H250V129H248ZM248 130H247V131H248ZM253 130H254V129H253ZM0 131H1V127H0ZM10 131H12V130H10ZM10 131H9V132H10ZM14 131H15V130H13V132H14ZM46 131H47V130H46ZM120 131H121V130H120ZM141 131L139 130V132H141ZM158 131H160V130H158ZM163 131H164V130H162V132H163ZM172 131H173V130H172ZM176 131H177V130H176ZM183 131H184V130H183ZM183 131H182V132H183ZM219 131H220V130H219ZM224 131H225V130H224ZM224 131H223V132H224ZM230 131H231V129H230ZM239 131H240V130H239ZM242 131H243V130H242ZM2 132H3V131H2ZM4 132H5V131H4ZM56 132H57V134H58V131L55 130V132H54V130H53V133H56ZM72 132H73V131H72ZM86 132H87V131H86ZM92 132H93V131H92ZM112 132H113V131H112ZM121 132H122V131H121ZM137 132H138V131H137ZM146 132H147V131H146ZM151 132H153V131H151ZM166 132H168V131H166ZM169 132H171L170 129H169ZM187 132L189 133V131H187ZM214 132H215V131H214ZM225 132H226V131H225ZM227 132H228V131H227ZM5 133H6V132H5ZM34 133H35V134H34ZM47 133H48V132H47ZM49 133H50V132H49ZM53 133H52V134H53ZM59 133H61V132H59ZM62 133H63V132H62ZM114 133H115V132H114ZM114 133H113V135H114ZM128 133H129V132H128ZM132 133H133V132H132ZM134 133H135V132H134ZM147 133H149V132H147ZM171 133H172V132H171ZM171 133H170V134H171ZM177 133H178V132H177ZM194 133H195V132H194ZM199 133H200V132H199ZM199 133H198V134H199ZM212 133H213V132H212ZM243 133H244V132H243ZM15 134H16V133H15ZM65 134H67V132H66ZM81 134H82V133H81ZM180 134H181V133H180ZM201 134H202V133H201ZM206 134H207V133H206ZM209 134H210V133H209ZM215 134H216V133H215ZM220 134H221V133H220ZM222 134H223V133H222ZM229 134H231V133H229ZM249 134H250V133H249ZM254 134H255V133H254ZM7 135L9 136L10 134H7ZM17 135H18V134H17ZM41 135H42V134H41ZM63 135H64V133H63ZM68 135H69V134H68ZM82 135H83V134H82ZM111 135H112V134H111ZM111 135H110V136H111ZM128 135H129V134H128ZM175 135H176V133H175ZM182 135H184V134H182ZM185 135H186V134H185ZM185 135H184V137H185ZM195 135H196V134H195ZM202 135H203V134H202ZM217 135H218V134H217ZM223 135H224V134H223ZM259 135H260V134H259ZM5 136H6V135H5ZM5 136H4V137H5ZM8 136H7V137H8ZM18 136H19V135H18ZM20 136H21V135H20ZM47 136H48V134H47ZM51 136H52V135H51ZM76 136H79L80 138L82 137V136H80L79 134H77ZM119 136H120V135H119ZM121 136H122V135H121ZM123 136H124V134H123ZM126 136H127V135H126ZM130 136L132 137V135H130ZM139 136H140V135H139ZM150 136H152V135H150ZM176 136H177V135H176ZM187 136H188V135H187ZM198 136H199V135H198ZM205 136H206V135H205ZM210 136H211V135H210ZM218 136H219V135H218ZM231 136H232V135H231ZM234 136H235V135H234ZM239 136H240V135H239ZM250 136H251V135H250ZM250 136H249V137H250ZM257 136H258V135H257ZM260 136H261V135H260ZM1 137H2V136H1ZM37 137H38V136H37ZM42 137H43V136H42ZM44 137L46 138V134H45ZM49 137H50V135H49ZM128 137H129V136H128ZM169 137H170V136H169ZM169 137H168V138H169ZM181 137H182V136H181ZM189 137H190V135H189ZM191 137H192V135H191ZM194 137H195V136H194ZM206 137H207V136H206ZM206 137H205V139L207 140ZM14 138H15V137H14ZM14 138H11V135H10V139L15 140ZM18 138H19V137H18ZM29 138H30V137H29ZM34 138H35V137H34ZM51 138H52V137H51ZM65 138H66V137H65ZM110 138H111V137H110ZM114 138H115V137H114ZM117 138H118V136H117ZM137 138H139V137H137ZM137 138H136V139H137ZM145 138H146V137H145ZM153 138H154V137H153ZM177 138H178V137H176V139H177ZM179 138H180V137H179ZM182 138H183V137H182ZM186 138H187V137H185V139H186ZM200 138H201V137H200ZM211 138H212V137H211ZM211 138H210V139H211ZM213 138H214V137H213ZM216 138H217V136H216ZM227 138H228V136H227ZM238 138H239V137H238ZM241 138H242V137H241ZM263 138H264V137H263ZM30 139H31V138H30ZM72 139H74V137H72ZM75 139L78 140V138H75ZM124 139H125V138H124ZM130 139H131V138H130ZM132 139H133V138H132ZM136 139H135V140H136ZM141 139L143 140V138H141ZM156 139H157V138H156ZM172 139H173V138H172ZM172 139H171V140H172ZM219 139H220V138H219ZM229 139H230V137H229ZM244 139H245V138H244ZM249 139H250V138H249ZM256 139H257V138H256ZM12 140H11V141H12ZM22 140H23V139H22ZM52 140H53V138H52ZM68 140H69V139H68ZM87 140H88V139H87ZM116 140H118V139H115V141H116ZM133 140H134V139H133ZM137 140H138V139H137ZM142 140H141V142H143ZM150 140H151V138H150ZM150 140H149V142L151 143ZM152 140H153V139H152ZM173 140L176 141L175 139H173ZM196 140H197V139H195V141H196ZM198 140L200 141V139H198ZM206 140H205V141H206ZM208 140H209V139H208ZM215 140H216V139H215ZM217 140H218V139H217ZM3 141H5V140H3ZM29 141H30V140H29ZM44 141H45V140H44ZM44 141H43V142H44ZM65 141H66V140H65ZM91 141H92V139H91L89 142H91ZM93 141H95V139H93ZM112 141H113V140H112ZM118 141H119V140H118ZM118 141H117V142H118ZM124 141H125V140H124ZM126 141H127V140H126ZM139 141H140V140H139ZM160 141H162V140H160ZM164 141H165V140H164ZM201 141H202V140H201ZM213 141H214V139H213ZM230 141H231V140H230ZM237 141H238V140H237ZM240 141H241V140H240ZM240 141H238V142L240 143ZM247 141H248V140H247ZM253 141H254V140H253ZM14 142H15V141H14ZM17 142H18V140H17ZM17 142H16V143H17ZM20 142H21V140H20ZM24 142H25V141H24ZM106 142H108V141H106ZM121 142H122V141H121ZM144 142H145V141H144ZM178 142H179V141H178ZM184 142H185V141H184ZM224 142H225V141H224ZM224 142H223V143H224ZM248 142H249V141H248ZM9 143H11V142H9ZM38 143H39V142H38ZM38 143H37V144H38ZM44 143H45V142H44ZM49 143H51V142L49 141ZM52 143H53V142H52ZM60 143H61V142H60ZM68 143H69V142H68ZM95 143H96V145H97V141H95ZM99 143H100V142H99ZM103 143H104V142H103ZM112 143H113V142H112ZM119 143H120V142H119ZM125 143H126V142H125ZM139 143H140V142H139ZM155 143H156V142H155ZM166 143H167V140H166ZM176 143H177V142H176ZM181 143H182V142H181ZM185 143H187V142H185ZM185 143H184V145H185ZM188 143H189V142H188ZM191 143H192V142H191ZM218 143H219V142H218ZM220 143H221V142H220ZM228 143H229V142H228ZM250 143H251V142H250ZM257 143H258V142H257ZM11 144H12V143H11ZM13 144H14V143H13ZM17 144H18V143H17ZM55 144H57V143H55ZM116 144H117V143H116ZM171 144H173V143H171ZM171 144H170V145H171ZM189 144H190V143H189ZM202 144H203V142H202ZM202 144H201V145H202ZM213 144H214V143H213ZM215 144H216V143H215ZM215 144H214V145H215ZM226 144H227V143H226ZM233 144H234V143H233ZM243 144H244V143H243ZM251 144H252V143H251ZM0 145H1V144H0ZM5 145H6V144H5ZM9 145H10V144H9ZM42 145H43V144H42ZM42 145H41V146H42ZM64 145H65V144H64ZM93 145H94V144H93ZM105 145H106V144H105ZM105 145H103V146H105ZM121 145H122V144H121ZM121 145H120V146H121ZM140 145H141V144H140ZM184 145H182V146H184ZM201 145H200V146H201ZM205 145H206V144H205ZM229 145H231V144H229ZM255 145H256V144H255ZM17 146H18V145H17ZM44 146H45V145H44ZM44 146H43V147H44ZM123 146H124V145H123ZM158 146H159V145H158ZM186 146H187V145H186ZM203 146H204V145H203ZM203 146H202V147H203ZM212 146H213V145H212ZM216 146H217V145L214 146L215 149H216ZM232 146H233V145H232ZM238 146H239V145H238ZM243 146H244V145H243ZM246 146H247V144H246ZM252 146H253V145H251V147H252ZM1 147H2V146H1ZM3 147H4V146H3ZM19 147H20V146H19ZM23 147H24V146H23ZM37 147H38V146H37ZM55 147H56V146H55ZM63 147H64V146H63ZM76 147H77V145H76ZM127 147H128V146H127ZM155 147H156V146H155ZM172 147H173V146H172ZM174 147H175V146H174ZM174 147H173V148H174ZM190 147H191V146H190ZM193 147H195V146H193ZM198 147H199V146H198ZM198 147H195V148H198ZM204 147H205V146H204ZM222 147H223V146H222ZM234 147H235V146H234ZM241 147H242V145H241ZM241 147H240V148H241ZM249 147H250V146H249ZM254 147L257 148V154H263V155H264V140H262L261 142H259V144H258L257 146H254ZM254 147H253V148H254ZM39 148H40V147H39ZM59 148H60V147H59ZM61 148H62V147H61ZM61 148H60V149H61ZM98 148H99V147H98ZM114 148H116V147H114ZM122 148L124 149V147H122ZM122 148H121V149H122ZM170 148H171V147H169V149H170ZM177 148H178V147H177ZM182 148H183V147H182ZM184 148H185V147H184ZM199 148H200V147H199ZM199 148H198V150H200ZM208 148H209V147H208ZM211 148H212V147H211ZM220 148H221V146H220ZM220 148H219V149H220ZM229 148H231V147H229ZM244 148H246V147H244ZM5 149H6V148H5ZM16 149H17V148H16ZM16 149H15V150H16ZM37 149H38V148H37ZM45 149H46V148H45ZM47 149H48V148H47ZM68 149H69V148H68ZM71 149H72V148H71ZM71 149H70V150H71ZM79 149H80V148H79ZM90 149H91V148H90ZM92 149H93V148H92ZM123 149H122V150H123ZM126 149H127V148H126ZM129 149H130V148H129ZM129 149H128V150H129ZM155 149H156V148H155ZM163 149H164V148H163ZM165 149H166V148H165ZM165 149H164V150H165ZM178 149H179V148H178ZM213 149H214V148H213ZM215 149H214V150H215ZM15 150H13V151L15 152ZM64 150H65V149H64ZM73 150H74V149H73ZM93 150H95V149H93ZM99 150H101L102 153H103L102 148L99 149ZM104 150H105V149H104ZM122 150H121V151H122ZM164 150H163V151H164ZM167 150H168V149H167ZM171 150H172V149H171ZM171 150H169V151H171ZM181 150H182V149H181ZM189 150H190V148H189ZM192 150H193V149H192ZM203 150H204V149H203ZM225 150H226V148H225ZM228 150H229V149H228ZM228 150H227V151H228ZM234 150H235V148H234ZM238 150H239V148H238ZM238 150H237V148H236V151H238ZM246 150H247V149H246ZM246 150H242V151H246ZM251 150H253V149H251ZM254 150H255V148H254ZM261 150H262V151H261ZM0 151H3V149L0 148ZM13 151H12V152H13ZM78 151H79V150H78ZM117 151H118V150H117ZM163 151H162V152H163ZM187 151H188V150H187ZM208 151H209V150H208ZM216 151H217V150H216ZM219 151H221V150H219ZM222 151H223V150H222ZM222 151H221V153H222ZM227 151H225V152H227ZM259 151H261V152H259ZM6 152H8V151H6ZM17 152H18V151H17ZM19 152H20V151H19ZM21 152H22V151H21ZM21 152H20V153H21ZM29 152H30V151H29ZM57 152H58V151H57ZM57 152H56V154H57ZM70 152H71V151H70ZM97 152H99V151H97ZM97 152L95 151V153H97ZM105 152H107V151H105ZM176 152H177V151H176ZM181 152H182V151H181ZM194 152H195V151H194ZM210 152H211V151H210ZM23 153H25V152H23ZM33 153H34V152H33ZM42 153H43V152H42ZM48 153H49V152H48ZM54 153H55V152H54ZM77 153H78V152H77ZM93 153H94V151H93ZM119 153H121V152L118 151V154H119ZM123 153H124V152H123ZM165 153H166V152H165ZM170 153H171V152H170ZM170 153H168V154H170ZM174 153H175V152H174ZM174 153H173V154H174ZM186 153H187V152H186ZM190 153H191V152H190ZM195 153H196V152H195ZM197 153H198V152H197ZM199 153H200V151H199ZM202 153H203V152H202V150H201V155H202ZM206 153H207V152H206ZM213 153H214V152H213ZM215 153H216V152H215ZM238 153H239V152H238ZM244 153H246V152H244ZM253 153H254V152H253ZM27 154H28V153H27ZM30 154H31V153H30ZM58 154H59V153H58ZM105 154H106V153H105ZM118 154H117V156H118ZM159 154H160V152H159ZM183 154H184V153H183ZM209 154H210V153H209ZM230 154H231V152H230ZM248 154H249V152H248ZM254 154H255V153H254ZM1 155H2V154H1ZM6 155H7V154H6ZM24 155H25V154H24ZM24 155H23V156H24ZM43 155L46 156L44 159L47 160V161H49V164L51 165L50 168H54V167H57V166H58V164H56V163L53 162V156L51 157V156H49V154L47 155V153H46V154H43ZM71 155H72V154H71ZM83 155H84V154H83ZM95 155H96V154H95ZM103 155H104V154H103ZM107 155H109V154H107ZM107 155H106V157H107ZM125 155H126V154H124V156H125ZM174 155H175V154H174ZM187 155H188V154H187ZM218 155H219V154H218ZM223 155H224V154H222V156H223ZM236 155H237V154H236ZM236 155H235V156H236ZM241 155H243V154H241ZM249 155H250V154H249ZM26 156L28 157V155H26ZM32 156H33V155H32ZM56 156H57V155H56ZM77 156H78V154H77ZM80 156H82V154H81ZM93 156H94V155H93ZM93 156H92V157H93ZM99 156H100V155H99ZM99 156H98V157H99ZM142 156H143V155H142ZM162 156H163V155H162ZM170 156H172V155H170ZM170 156H169V157H170ZM191 156H192V155H191ZM204 156H205V155H204ZM209 156H210V155H209ZM214 156H215V155H214ZM219 156L221 157V155H219ZM227 156H228V155H227ZM232 156H233V155H232ZM238 156H239V155H238ZM254 156H255V155H254ZM8 157H9V156H8ZM38 157H39V156H38ZM60 157H61V156H60ZM67 157H68V156H67ZM73 157H74V156H73ZM75 157H76V156H75ZM85 157H86V156H85ZM128 157H129V156H128ZM196 157H199V156H196ZM228 157H229V156H228ZM244 157H245V156H244ZM250 157H251V156H250ZM250 157H249V158H250ZM252 157H253V156H252ZM10 158H11V157H10ZM31 158H32V157H31ZM76 158H77V157H76ZM87 158H88V156H87ZM102 158H103V157H102ZM108 158H109V157H108ZM121 158H122V157H121ZM123 158H124V157H123ZM164 158H165V157H164ZM171 158H172V157H171ZM171 158H169V159H171ZM175 158H176V157H175ZM175 158H174V159H175ZM178 158H179V157H178ZM183 158H185V157H183ZM183 158H182V159H183ZM201 158H203V157L201 156ZM205 158H206V157H205ZM208 158H209V157H208ZM216 158H217V156H216ZM216 158H215V159H216ZM218 158H219V157H218ZM236 158H237V156H236ZM247 158H248V157H247ZM249 158H248V160H250ZM32 159H33V158H32ZM58 159L61 160V158H58ZM65 159H66V158H65ZM103 159H104V158H103ZM156 159H157V158H156ZM169 159H168V160H169ZM179 159H181V158H179ZM191 159H192V158H191ZM195 159L197 160V158H195ZM198 159H199V158H198ZM210 159H211V158H210ZM226 159H227V158H226ZM239 159H240V158H239ZM2 160H3V159H2ZM16 160H17V158H16ZM29 160H30V157H29ZM29 160H28V161H29ZM45 160H44L43 162H45ZM56 160H57V159H56ZM71 160H72V159H71ZM77 160H78V159H77ZM79 160H80V159H79ZM99 160H100V159H99ZM106 160H107V159H106ZM171 160H172V159H171ZM176 160H177V159H176ZM176 160H175V161H176ZM187 160H188V159H187ZM196 160H195V161H196ZM199 160H200V159H199ZM224 160H225V159H224ZM259 160H262V158L259 159ZM24 161H25V160H24ZM30 161H31V160H30ZM36 161H37V160H36ZM36 161H32V162L35 163ZM54 161H55V159H54ZM85 161H86V160H85ZM93 161H94V160H93ZM102 161H103V160H102ZM104 161H105V160H104ZM107 161H108V160H107ZM110 161H111V160H110ZM216 161H217V160H216ZM229 161H230V160H229ZM234 161H235V160H234ZM250 161H251V160H250ZM250 161H247V162L250 163ZM263 161H264V159H263ZM94 162H96V161H94ZM111 162H112V161H111ZM115 162H116V161H115ZM188 162H190V161H188ZM212 162L214 163V161H212ZM226 162H227V160H226ZM230 162H231V161H230ZM242 162H243V161L241 160V163H242ZM244 162H245V161H244ZM258 162H259V161H258ZM261 162H262V161H261ZM5 163H6V162H5ZM52 163H53V164H52ZM78 163H79V162H78ZM87 163H88V162H87ZM89 163H90V162H89ZM102 163H104V162H102ZM102 163H100V164L103 165ZM105 163H106V162H105ZM107 163H108V162H107ZM107 163H106V165H107ZM109 163H110V162H109ZM113 163H114V162H113ZM194 163H197V162H194ZM200 163H201V162H200ZM202 163H203V162H202ZM220 163H221V162H220ZM223 163H224V162H223ZM232 163H233V162H232ZM232 163H231V165H232ZM235 163H236V162H235ZM237 163H238V162H237ZM245 163H246V162H245ZM248 163H247V164H248ZM22 164H24V163H22ZM38 164H40V163L38 162ZM41 164H43V163H41ZM65 164H66V163H65ZM84 164H85V163H83V165H82L83 167H85ZM95 164H96V163H95ZM169 164H171V163H169ZM179 164H180V163H179ZM188 164H189V163H188ZM210 164H211V166H212V163H211V162L209 163V165H210ZM214 164H215V163H214ZM224 164H225V163H224ZM228 164H229V163H228ZM247 164H245V165H247ZM251 164H252V163H251ZM259 164H260V163H259ZM0 165H1V164H0ZM11 165H12V164H11ZM18 165H19V168H20V166H22L21 163H19V160H18ZM30 165H31V164H30ZM32 165H33V164H32ZM32 165H31V166H32ZM44 165H45V164H44ZM46 165H47V164H46ZM59 165H61V164H59ZM104 165H105V164H104ZM114 165H115V164H114ZM118 165H119V163H118ZM141 165H142V164H141ZM193 165H194V164H193ZM197 165H198V164H197ZM203 165H204V164H203ZM203 165H202V166H203ZM205 165H206V164H205ZM216 165H217V164H216ZM234 165H235V164H234ZM7 166H8V164H7ZM35 166H36V165H35ZM35 166H33L32 168L34 169ZM64 166H65V165H64ZM64 166H62V168H63ZM96 166H97V165H96ZM142 166H143V165H142ZM181 166H183V165H181ZM184 166H185V165H184ZM187 166H188V165H187ZM198 166H200V164H199ZM226 166H227V165H226ZM239 166H240V165H239ZM255 166H256V165H255ZM40 167H41V166H40ZM45 167H47V166H45ZM74 167H75V166H74ZM91 167H92V166H91ZM94 167H95V166H94ZM103 167H104V166H103ZM115 167H116V166H115ZM124 167H125V166H124ZM148 167H150V166H148ZM189 167H190V166H189ZM241 167H242V166H241ZM245 167H246V166H245ZM1 168H2V167H1ZM5 168H6V167H5ZM9 168H10V167H9ZM12 168H13V167H12ZM22 168H23V167H22ZM37 168H38V167H37ZM42 168H43V167H42ZM65 168H68V167L65 166ZM86 168H87V167H86ZM96 168H98V167H96ZM99 168H100V167H99ZM101 168H102V167H101ZM104 168H105V167H104ZM121 168H122V167H121ZM126 168H127V167H126ZM142 168L148 169V168H146L145 166L142 167ZM209 168H211V167H209ZM212 168H214V167H212ZM215 168H216V167H215ZM222 168H224V166H223ZM232 168H233V167H232ZM234 168H235V167H234ZM247 168H248V167H247ZM24 169H26V168H23V170H24ZM105 169H106V168H105ZM108 169H109V168H108ZM127 169H128V168H127ZM145 169H144V170H145ZM179 169H181V168L179 167ZM199 169H200V168H199ZM225 169H226V168H225ZM252 169H253V167H252ZM252 169H251V172H249L250 174L253 172ZM259 169H260V168H258V171H259ZM17 170H18V168H17ZM29 170H30V168H29ZM34 170H36V169H34ZM47 170H48V169L46 168V169L44 170V172H47ZM58 170H59V169H58ZM116 170H117V168H116ZM130 170H131V169H130ZM142 170H143V169H142ZM176 170H177V169H176ZM182 170H183V168H182ZM213 170H214V169H212V172H213ZM228 170H229V169H228ZM238 170H239V168L237 169V172H238ZM242 170H243V169H242ZM244 170H245V168H244ZM255 170H256V169H255ZM21 171H22V170H21ZM27 171H28V170H27ZM39 171H40V170H39ZM42 171H43V170H42ZM48 171H49V170H48ZM53 171H54V170H53ZM60 171H61V170H60ZM86 171H87V170H86ZM88 171H89V167H88ZM91 171H92V170H91ZM91 171H90V172H91ZM102 171H103V168H102ZM107 171H108V170H107ZM122 171H123V170H122ZM136 171H137V170H136ZM146 171H147V170H146ZM197 171H198V170H197ZM201 171H202V170H201ZM214 171H215V170H214ZM221 171H222V169H221ZM230 171H231V170H230ZM234 171H236V170H234ZM239 171H240V170H239ZM256 171H257V170H256ZM262 171H264V169H262ZM13 172H15V171L13 170ZM40 172H41V171H40ZM44 172H43V173H44ZM49 172H50V171H49ZM56 172H57V171H56ZM110 172H111V171H110ZM118 172H119V171H118ZM127 172H128V171H127ZM131 172H132V171H131ZM141 172H142V171H141ZM181 172H182V171H181ZM190 172H191V171H190ZM198 172H199V171H198ZM208 172H209V171H207V173H208ZM218 172H220V171H218ZM17 173H18V172H17ZM20 173H21V172H20ZM20 173H19V174H20ZM66 173H67V172H66ZM66 173H65V174H66ZM79 173H80V172H79ZM83 173H84V172H83ZM86 173H87V172H86ZM92 173L94 174V172H92ZM99 173H100V172H99ZM111 173H113V171H112ZM120 173H122V172H120ZM132 173H133V172H132ZM134 173H135V172H134ZM134 173H133V174H134ZM139 173H140V172H139ZM175 173H176V172H175ZM192 173H193V174H194V173H197V172H196V169H195V172H192ZM214 173H215V172H214ZM224 173H225V172H224ZM235 173H236V172H235ZM239 173H240V172H239ZM243 173H244V172H243ZM254 173L256 174V172H254ZM258 173H259V172H258ZM260 173H263V172H260ZM35 174H36V173H35ZM58 174H59V173H58ZM93 174H91V177L93 176ZM95 174H96V173H95ZM97 174H98V173H97ZM107 174H109V172H108ZM125 174H126V173H125ZM179 174H180V173H179ZM179 174H178V176H179ZM185 174H188V175H189V174H191V173H188V172H187V173H185ZM193 174H192V175H193ZM228 174H229V173H228ZM263 174H264V173H263ZM1 175L3 176V174H1ZM6 175H7V174H6ZM9 175H12V174L9 173ZM17 175H18V174H17ZM25 175H26V174H25ZM40 175H41V174H40ZM40 175L38 174V176H40ZM50 175H51V174H50ZM60 175H61V174H60ZM77 175H78V174H77ZM77 175L75 174V176H77ZM81 175H82V174H81ZM83 175H84V174H83ZM85 175H86V174H85ZM109 175H110V174H109ZM113 175H114V174H113ZM123 175H124V174H123ZM126 175H127V174H126ZM128 175H129V174H128ZM131 175H132V174H131ZM131 175H130V176H131ZM192 175H191V176H192ZM195 175H196V174H195ZM195 175H194V176H195ZM206 175H207V174H206ZM213 175H214V174H213ZM213 175H211V176H213ZM217 175H218V173H217ZM225 175H226V174H225ZM225 175H224V176H225ZM239 175H241V174H239ZM242 175H244V174H242ZM36 176H37V175H36ZM47 176H48V175H47ZM58 176H59V175H58ZM64 176H65V175H64ZM96 176H97V175H96ZM98 176H99V174H98ZM101 176H102V175H101ZM106 176H107V175H106ZM106 176H105V177H106ZM118 176H119V175L117 174V177H118ZM194 176H193V177H194ZM207 176H208V175H207ZM211 176H210V177H211ZM221 176H222V175H221ZM227 176H229V175H227ZM234 176H235V175H234ZM252 176H254V175H252ZM258 176H259V175H258ZM6 177H7V176H6ZM26 177H27V176H26ZM41 177H42V176H41ZM49 177H51V176H49ZM71 177H72V176H71ZM80 177H81V176H80ZM88 177H89V176H88ZM91 177H90V178H91ZM107 177H108V176H107ZM132 177H133V176H132ZM138 177L140 178L139 175H138ZM179 177H180V176H179ZM187 177H188V176H187ZM196 177H197V176H196ZM196 177H195V178H196ZM198 177H200V176H198ZM230 177H231V176H230ZM242 177H243V176H242ZM24 178H25V177H24ZM43 178H44V177H43ZM56 178H57V177H56ZM56 178H55V179H56ZM77 178H78V177H77ZM108 178H109V177H108ZM111 178H113V177H111ZM111 178H110V179H111ZM123 178H124V177H123ZM125 178H126V177H125ZM135 178H136V177H135ZM177 178H178V177H177ZM181 178H182V177H181ZM200 178H201V177H200ZM225 178H226V177H225ZM233 178H234V177H233ZM240 178H241V177H240ZM240 178H239V179H240ZM245 178H246V177H245ZM247 178H248V177H247ZM251 178H252V177H251ZM254 178H257V176L254 177ZM2 179H3V177H2ZM21 179H22V178H21ZM46 179H49V178L46 177ZM80 179H81V178H80ZM98 179H99V178H98ZM106 179H107V178H106ZM143 179H144V178H143ZM178 179H180V178H178ZM182 179H185V178H182ZM192 179H193V178H192ZM192 179H190V180H192ZM198 179H199V178H198ZM211 179H213V178H211ZM214 179H215V178H214ZM219 179H220V178H219ZM229 179H230V178H229ZM239 179H238V180H239ZM241 179H242V178H241ZM263 179H264V178H263ZM23 180H25V179H23ZM27 180H28V179H27ZM51 180H52V179H51ZM53 180H54V179H53ZM70 180H71V179H70ZM93 180H94V179H93ZM93 180H92V181H93ZM102 180H103V179H102ZM118 180H119V179H117V181H118ZM132 180H133V179H132ZM139 180H140V179H139ZM180 180H181V179H180ZM196 180H197V178H196ZM196 180L193 179L192 181H196ZM200 180H201V179H200ZM217 180H218V178H217ZM217 180H216V181H217ZM224 180H225V179H224ZM236 180H237V177H236ZM236 180H235V181H236ZM255 180H256V179H255ZM48 181H49V180H48ZM92 181H91V182H92ZM96 181H97V180H96ZM107 181H109V180H107ZM111 181H112V180H111ZM128 181H129V180H128ZM182 181H183V180H181V182H182ZM186 181H187V180H186ZM197 181H199V180H197ZM206 181H208V180H206ZM212 181H214V180H212ZM232 181L234 182V180H231V183H233ZM246 181H247V180H246ZM246 181H245V183H246ZM248 181H249V180H248ZM250 181H251V180H250ZM3 182H4V180H3ZM41 182H42V184H43V181H41ZM53 182H55V181H53ZM56 182H58V181H56ZM56 182H55V183H56ZM101 182H102V181H101ZM103 182H104V181H103ZM152 182H153V181H152ZM183 182H184V181H183ZM187 182H188V181H187ZM200 182H201V181H200ZM214 182H215V181H214ZM220 182H221V181H220ZM243 182H244V181H243ZM64 183H65V182H64ZM77 183H78V182H77ZM82 183H83V182H82ZM88 183H89V182H88ZM95 183H96V182H95ZM115 183H116V182H115ZM118 183H119V182H118ZM121 183H122V182H121ZM121 183H120V184H121ZM143 183H144V182H143ZM153 183H154V182H153ZM198 183H199V182H198ZM211 183H212V182H211ZM234 183H235V182H234ZM236 183H237V182H236ZM240 183H241V182H240ZM247 183H248V182H247ZM263 183H264V182H263ZM46 184H47V183H46ZM51 184H52V183H51ZM57 184H58V183H57ZM59 184H60V183H59ZM59 184H58V185H59ZM69 184H72V183H69ZM73 184H74V183H73ZM83 184H84V183H83ZM83 184H82V185H83ZM91 184H93V183H91ZM101 184H102V183H101ZM104 184H105V183H104ZM113 184H114V183H113ZM144 184H145V183H144ZM155 184H156V183H155ZM195 184H196V183H195ZM206 184H207V183H206ZM219 184H220V183H219ZM238 184H239V182H238ZM238 184H237V185H238ZM249 184H250V183H249ZM44 185H45V184H44ZM94 185H95V184H94ZM106 185H107V183H106ZM136 185H137V184H136ZM151 185H152V184H150V186H151ZM156 185H157V184H156ZM165 185H166V184H165ZM210 185H211V184H210ZM225 185H226V184H225ZM231 185H232V184H231ZM252 185H253V184H252ZM55 186H56V185H55ZM55 186H54V188H56ZM70 186H71V185H70ZM84 186H85V185H84ZM84 186H83V187H84ZM98 186H99V184H98ZM110 186H111V185H110ZM123 186H124V185H122V186L119 185V186H116V187L114 186L115 188H114V187H113V188H114V190L116 191V193H119V192L123 191ZM157 186H158V185H157ZM196 186H198V185H196ZM206 186H207V185H206ZM206 186H205V187H206ZM216 186H217V185H216ZM229 186H230V184H229ZM229 186H228V187H229ZM233 186H234V185H233ZM245 186H246V184H245ZM257 186H260V185H257ZM261 186H262V185H261ZM52 187H53V186H51V188H52ZM61 187H62V186H61ZM71 187H72V186H71ZM75 187H76V186H75ZM83 187H82V188H83ZM88 187H89V186H88ZM90 187H91V186H90ZM103 187H105V186H103ZM126 187H127V186H126ZM153 187H154V186H153ZM168 187H169V186H168ZM207 187H208V186H207ZM211 187H212V186H211ZM228 187H227V188H228ZM234 187H235V186H234ZM234 187H233V189L230 188L229 190H231V191L233 192V190L235 189ZM263 187H264V186H263ZM59 188H60V187H59ZM66 188H68V186H67ZM69 188H70V187H69ZM101 188H102V187L99 188L100 191H101ZM106 188H107V187H106ZM131 188H132V187H131ZM147 188H148V186H147ZM201 188H202V187H201ZM244 188H245V187H244ZM257 188H258V187H257ZM57 189H58V188H57ZM62 189H63V188H61V189H59V190H62ZM75 189H76V188H75ZM80 189H81V187H80ZM86 189H87V188H86ZM97 189H98V188H97ZM141 189H142V188H141ZM145 189H146V188H145ZM149 189H150V188H149ZM157 189H158V188H157ZM194 189H195V188H194ZM198 189H199V188H198ZM217 189H218V188H217ZM220 189H221V188H220ZM237 189H238V188H237ZM247 189H248V188H247ZM250 189H251V187L249 188V191H251ZM259 189H260V188H259ZM71 190H73V188H72ZM76 190L80 191L79 189H76ZM81 190H82V189H81ZM106 190H107V189H106ZM127 190H128V189H127ZM127 190H126V192H128ZM151 190H152V189H151ZM202 190H204V189H202ZM206 190H207V189H206ZM208 190H209V189H208ZM208 190H207V191H208ZM211 190H213V189H211ZM242 190H243V189H242ZM64 191H65V190H64ZM73 191H74V190H73ZM95 191H96V190H95ZM102 191H103V190H102ZM124 191H125V190H124ZM129 191H130V190H129ZM131 191H132V190H131ZM137 191H138V190H137ZM144 191H145V190H144ZM147 191H148V190H147ZM173 191H174V190H173ZM199 191H200V190H199ZM214 191H216L215 188H214ZM217 191H218V190H217ZM217 191H216V193H217ZM231 191H229L230 194H231ZM249 191H248V193H249ZM76 192H77V191H76ZM85 192H86V191H85ZM91 192H92V191H91ZM152 192H153V191H152ZM193 192H194V191H193ZM258 192H259V191H258ZM57 193H58V192H57ZM60 193H61V192H60ZM64 193H65V192H64ZM71 193H72V192H71ZM71 193H70V194H71ZM74 193H75V192H74ZM116 193H115V194H116ZM139 193H140V189H139V192H138V193H135V194H139ZM150 193H151V192H150ZM154 193H155V192H154ZM169 193H170V192H169ZM202 193H203V192H202ZM205 193H206V192H205ZM209 193H210V191H209ZM211 193H212V192H211ZM211 193H210V194H211ZM213 193H214V192H213ZM226 193H227V192H226ZM239 193H240V192H239ZM242 193H243V192H242ZM246 193H247V192H246ZM70 194H69V197L71 196ZM84 194H85V193H84ZM99 194H100V193H99ZM99 194H98V195H99ZM109 194H110V193H109ZM115 194H114V195H115ZM177 194H178V193H177ZM195 194H197V193H195ZM218 194H219V193H218ZM256 194H257V193H256ZM260 194H261V193H260ZM63 195H64V194H63ZM74 195H75V194H74ZM76 195H77V194H76ZM98 195H97V196H98ZM101 195H102V194H101ZM106 195H107V194H106ZM124 195H125V194H124ZM126 195H127V194H126ZM142 195H143V194H142ZM144 195H145V194H144ZM146 195H147V194H146ZM161 195H162V194H161ZM166 195H168V194H166ZM171 195H172V194H171ZM202 195H203V194H202ZM211 195L213 196V194H211ZM228 195H229V194H228ZM237 195H238V194H237ZM242 195H243V194H242ZM258 195H259V194H258ZM64 196H66V195H64ZM64 196H62V198H64ZM67 196H68V195H67ZM78 196H80V195H78ZM94 196H95V195H94ZM97 196H95V197H97ZM111 196H112V195H110V197H111ZM122 196H123V194H122ZM122 196L119 195L120 198H121ZM127 196H128V195H127ZM133 196H134V195H133ZM138 196L141 197V195H138ZM148 196H149V194H148ZM148 196H144V197H148ZM175 196H176V195H175ZM175 196H174V197H175ZM178 196H180V195H178ZM178 196H177V197H178ZM199 196H200V194H199ZM205 196H206V195H205ZM208 196H209V195H208ZM212 196H211V197H212ZM214 196H215V195H214ZM214 196H213V198H214ZM217 196H218V195H217ZM219 196H220V195H219ZM225 196H226L227 198L230 197V196L228 197L227 195H225ZM252 196H253V195H252ZM252 196H251V199H252ZM87 197H88V196H87ZM106 197H107V196H106ZM115 197H116V196H115ZM149 197H150V196H149ZM153 197H156V195H154ZM153 197H151V198H153ZM157 197L160 198L158 195H157ZM157 197H156V198H157ZM162 197H163V196H162ZM196 197H197V196H196ZM203 197H204V196H203ZM221 197H222V196H221ZM231 197H232V196H231ZM238 197H239V195H238ZM240 197H241V196H240ZM248 197H249V196H248ZM248 197H247V199H248ZM128 198H129V197H128ZM132 198H133V197H132ZM136 198H137V197H136ZM166 198H167V197H166ZM168 198H169V197H168ZM170 198H171V197H170ZM179 198H180V197H179ZM179 198H178V199H179ZM204 198H205V197H204ZM217 198H218V197H217ZM245 198H246V197H245ZM245 198H244V199H245ZM256 198H257V197H256ZM2 199H3V198H2ZM77 199H78V198H77ZM101 199H102V197H101ZM111 199H112V197H111ZM116 199H117V198H116ZM139 199H140V198H139ZM164 199H165V198H164ZM184 199H185V198H183L182 200H184ZM207 199H208V198H207ZM210 199H211V198H210ZM214 199H215V198H214ZM224 199H225V197H224ZM224 199H223V200H224ZM234 199H235V198H233V200H234ZM241 199H242V197H241ZM247 199H246V201H247ZM260 199H262V198H260ZM34 200H35V199H34ZM88 200H89V199H88ZM120 200H123V198H121ZM136 200H137V199H136ZM142 200H143V199H142ZM150 200H151V199H150ZM153 200H154V199H153ZM168 200H169V199H168ZM168 200H167V201H168ZM180 200H181V199H180ZM205 200H206V199H205ZM215 200H216V199H215ZM235 200H237V199H235ZM257 200H258V199H257ZM257 200H256V201H257ZM90 201H91V200H90ZM90 201H89V202H90ZM92 201H94V202H92V204H91V203H88L89 205L91 204L90 206L99 205V207H100V205L102 206V204L105 203V202H103L102 204H99V203H98L99 201H98V202H95V200H92ZM106 201H109V200H106ZM110 201H111V200H110ZM123 201H124V200H123ZM123 201H122V203L120 204L121 209H119V211H120L121 213H120V214H117V215H119V216H121V217H122V216H123V217H126L127 219H130V217H131V218H134V216L136 217V216L139 215L138 213H133V209H131V205L128 206V205L130 204V202H128V203L125 202V203H124ZM130 201H131V200H130ZM145 201H146V200H145ZM154 201H155V200H154ZM162 201H163V199H162ZM209 201H210V200H209ZM216 201H219V200L217 199ZM221 201H222V199H221ZM221 201H220V203H221ZM226 201H227V200H226ZM237 201H238V200H237ZM246 201L243 200V202H245V203H246ZM262 201H263V200H262ZM100 202H101V200H100ZM112 202H113V201H112ZM117 202H118V201H117ZM149 202H152V203H153V201H149ZM149 202H148V203H149ZM157 202H158V200H157ZM168 202H169V201H168ZM178 202H179V201H178ZM188 202H189V201H188ZM188 202H187V203H188ZM234 202H236V201H234ZM249 202H250V201H249ZM259 202H261V201H259ZM137 203H138V202H137ZM137 203H136V204H137ZM160 203H161V201H160ZM164 203H165V202H164ZM184 203H186V200H184ZM184 203H183V204H184ZM200 203H201V202H200ZM216 203H217V202H216ZM226 203H227V202H226ZM232 203H233V202H232ZM254 203H256V202L254 201ZM254 203H253V204H254ZM5 204H6V203H5ZM72 204H74V203H72ZM86 204H87V203H86ZM110 204L112 205V203H110ZM138 204H139V203H138ZM174 204H175V203H174ZM183 204H182L181 206H183ZM188 204H189V203H188ZM188 204H187V205H188ZM211 204H212V203H211ZM229 204H230V203H229ZM229 204H228V205H229ZM233 204H234V203H233ZM263 204H264V203H263ZM84 205H85V204H84ZM108 205H109V204H108ZM115 205H116V204H115ZM144 205H145V204H144ZM156 205H157V204H156ZM158 205L160 206L159 203H158ZM162 205H163V204H162ZM164 205H165V204H164ZM175 205H176V204H175ZM187 205H186V207H187V209H188V208L190 207V204H189V207H188ZM217 205H220V204H217ZM217 205H216V206H217ZM224 205H225V204H224ZM228 205H227V206H228ZM23 206H24V205H23ZM73 206H74V205H73ZM73 206H72V207H73ZM78 206H79V205H78ZM85 206H87V205H85ZM105 206H106V204H105ZM132 206H133V205H132ZM134 206H135V204H134ZM151 206H152V205H151ZM153 206H154V205H153ZM168 206H169V203H168ZM178 206H179V205H178ZM181 206H180V207H181ZM220 206H222V205H220ZM220 206H219V207H220ZM236 206H237V205H236ZM256 206H258V204H256ZM10 207H11V205H10ZM10 207H9L8 209H10ZM18 207H19V206H18ZM18 207H17V208H18ZM72 207H70L71 209H70V208H69V209H70V210H73ZM83 207H84V206H83ZM103 207H104V206H103ZM110 207H113V206H110ZM114 207H115V206H114ZM149 207H150V206H149ZM149 207H148V208H149ZM154 207H155V208H154ZM154 207H153L154 209H153V208H150L149 211H150V210H155V209H156V206H154ZM160 207L162 208V206H160ZM166 207H167V206H166ZM174 207H175V206H174ZM186 207H184V208H186ZM210 207H211V206H210ZM210 207H209V208H210ZM217 207H218V206H217ZM217 207H216L215 209H217ZM260 207H261V205H260ZM20 208H21V207H20ZM90 208H91V207H90ZM107 208H108V207H107ZM118 208H119V207H118ZM144 208H145V206H144ZM157 208H158V207H157ZM163 208H164V207H163ZM243 208H245V207L243 206ZM14 209H15V208H14ZM75 209H76V208H75ZM95 209H96V208H95ZM95 209H94V210H95ZM103 209H104V208H103ZM108 209H109V208H108ZM108 209H107V210H108ZM146 209H147V208H146ZM215 209H214V210H215ZM219 209H221V207H220ZM223 209H224V208H223ZM254 209H255V208H254ZM254 209H253V211H254ZM12 210H13V208H11L10 211H12ZM18 210H20V209H17L16 211H18ZM83 210H84V209H83ZM94 210H93V213L95 212ZM115 210H116V209H115ZM142 210H143V209H142ZM159 210H160V209H159ZM164 210H166V209L164 208ZM173 210H174V209H173ZM173 210H171V211H169V212H172ZM184 210H185V209H183V211H184ZM189 210H191V209L189 208ZM211 210H212V209H211ZM217 210H218V209H217ZM232 210H233V209H232ZM232 210H231V212H232ZM236 210H237V209H236ZM251 210H252V208H251ZM255 210H256V209H255ZM7 211H8V210H7ZM10 211H8V212H10ZM73 211H74V210H73ZM99 211H100V209H99ZM110 211H111V210H110ZM135 211H136V210H135ZM145 211L148 212V209L145 210ZM178 211H179V210H178ZM181 211H182V210H181ZM183 211H182V212H183ZM185 211L187 212L188 210H185ZM192 211H193V210H192ZM192 211H191V212H192ZM209 211H210V209H209ZM212 211H213V210H212ZM222 211H224V210H222ZM258 211H260V210H258ZM258 211H257V212H258ZM262 211H263V210H262ZM13 212H15V211H13ZM13 212H12V213H13ZM82 212H83V211H82ZM107 212H108V211H107ZM112 212H113V211H112ZM138 212H139V211H138ZM143 212H144V210H143ZM150 212H151V211H150ZM158 212H160V211H158ZM158 212H157V213H158ZM162 212H163V211H162ZM166 212H167V211H166ZM169 212L167 213L168 215L170 214ZM175 212H177V211H175ZM186 212H185V213H186ZM213 212H214V211H213ZM215 212H216V210H215ZM218 212H219V211H218ZM231 212H230V213H231ZM235 212H236V211H235ZM254 212H256V211H254ZM257 212H256V213H257ZM260 212H261V211H260ZM72 213H73V212H72ZM77 213H78V212H77ZM86 213H87V212H86ZM93 213H92V214H93ZM95 213H96V212H95ZM99 213H100V212H99ZM110 213H111V212H110ZM163 213H164V212H163ZM172 213H173V212H172ZM189 213H190V211H189ZM219 213H220V212H219ZM230 213H229L228 215H230V217H231V214H232V213H231V214H230ZM239 213L241 214V212H239ZM252 213H253V212H252ZM81 214H82V213H81ZM84 214H85V213H84ZM90 214H91V212H90ZM90 214H89V215H90ZM101 214H102V213H101ZM111 214H114V213H111ZM143 214H145V213H143ZM158 214H159V213H158ZM178 214H179V213H178ZM178 214H176V215L178 216ZM191 214H192V213H191ZM254 214H255V213H254ZM254 214H253V215H254ZM0 215H1V214H0ZM4 215H5V213H4ZM82 215H83V214H82ZM82 215H81V217H83ZM115 215H116V213H115ZM164 215H166V213H165ZM183 215H184V213H183ZM183 215H182V216H183ZM220 215H221V214H220ZM242 215H243V214H242ZM256 215H257V214H256ZM258 215H259V213H258ZM18 216H19V215H18ZM84 216H85V215H84ZM87 216H88V215H86V217H87ZM92 216H95V215H92ZM106 216H107V215H106ZM106 216H105V217H106ZM146 216H147V215H146ZM156 216H157V214H152L151 217H156ZM170 216H172V215L170 214ZM170 216H169V218H170ZM180 216H181V214H180ZM212 216H213V215H212ZM212 216H209V217H212ZM214 216H215V215H214ZM222 216H223V214H222ZM232 216H234V215H232ZM237 216H238V215H237ZM0 217H1V216H0ZM77 217H78V216H77ZM88 217H89V216H88ZM96 217H97V216H96ZM96 217H95V218H96ZM101 217H102V216H101ZM107 217H108V216H107ZM111 217H112V216H110V218H107V219H111ZM116 217H117V216H116ZM151 217H150V219H152ZM166 217H167V216H166ZM173 217H174V214H173ZM173 217H172V219H173ZM215 217H216V216H215ZM224 217H225V216H224ZM230 217H229V218H230ZM240 217H241V216H240ZM240 217L238 216L237 220H238V219H241ZM248 217H249V216H248ZM257 217H258V216H257ZM259 217H260V216H259ZM5 218H6V217H5ZM5 218H4V219H5ZM8 218H9V217H8ZM18 218H19V217H18ZM24 218H25V215H24ZM126 218H125V219H126ZM148 218H149V217H148ZM157 218H158V217H157ZM161 218H162V217H161ZM217 218H218V217H217ZM220 218H221V217H220ZM227 218H228V216H227ZM227 218H226V219H227ZM233 218H234V217H233ZM246 218H247V217H246ZM252 218H253V217H252ZM252 218H251V219H252ZM254 218H255V217H254ZM260 218H261V217H260ZM12 219H13V218H12ZM31 219H32V218H31ZM31 219H30V220H31ZM78 219H80V217H79ZM98 219H99V218H98ZM100 219H101V218H100ZM107 219H105V221H106ZM112 219H113V218H112ZM112 219H111V220H112ZM120 219H121V218H120ZM123 219H124V218H123ZM127 219H126V221H128ZM211 219H212V218H211ZM257 219H258V218H257ZM22 220H23V219H22ZM26 220H27V219H26ZM26 220H23V221H26ZM28 220H29V219H28ZM28 220H27V221H28ZM34 220H35V219H32V221H34ZM87 220H89V218H87ZM90 220H91V219H90ZM102 220H103V219H102ZM121 220H122V219H121ZM121 220H118V221H121ZM130 220H131V219H130ZM158 220H159V219H158ZM160 220H161V219H160ZM160 220H159V221H160ZM162 220H164V219H162ZM162 220H161V221H162ZM217 220H218V219H217ZM221 220H222V219H221ZM235 220H236V219H235ZM253 220H254V219H253ZM253 220H252V222H253ZM255 220H256V219H255ZM9 221H10V220H9ZM27 221H26L25 224H27ZM35 221H36V220H35ZM73 221H74V220H73ZM77 221H78V220H77ZM82 221H83V220H82ZM91 221H92V220H91ZM94 221H95V220H94ZM115 221H116V220H115ZM132 221H133V219H132ZM145 221H146V220H145ZM145 221H144V223H145ZM173 221H174V220H173ZM231 221L233 222V220H231ZM241 221H242V220H241ZM248 221H249V220H248ZM1 222H2V221H1ZM1 222H0V223H1ZM17 222H18V221H17ZM19 222H21V223L23 224L22 221L19 220ZM75 222H76V221H75ZM85 222H87V221H85ZM112 222H113V221H112ZM123 222H124V221H123ZM137 222H138V221H134V223H136V226L133 225V226H135V227L137 228V230L135 231V237L137 236V238H139V240H137V242L140 241V239H141L140 242L143 243V242H144V240H143L144 235L142 234L143 232L141 233L142 228H139V226H141L142 224H141V223H140V224H137ZM155 222H156V221H155ZM224 222H225V221H224ZM227 222H229V221H227ZM249 222H250V221H249ZM252 222H250V223H252ZM254 222H255V221H254ZM261 222H262V221H261ZM72 223H73V222H71V224H72ZM79 223H80V220H79ZM90 223H91V222H90ZM101 223H103V222H101ZM104 223H105V222H104ZM128 223H129V222H128ZM142 223H143V222H142ZM144 223H143V224H144ZM146 223H147V222H146ZM148 223H149V222H148ZM153 223H154V222H153ZM167 223H168V222H167ZM225 223H226V222H225ZM233 223H234V222H233ZM233 223H232V224H233ZM236 223H237V222H235V224H236ZM258 223H260V221H259V222H258V221L255 222L256 225H258ZM2 224H3V223H2ZM4 224H5V223H4ZM4 224H3V226H4ZM9 224H10V223H9ZM82 224H84V222H82ZM106 224H107V223H106ZM109 224H110V223H109ZM111 224H112V223H111ZM125 224H126V223H125ZM157 224H158V223H157ZM230 224H231V223H230ZM230 224H229V225H230ZM255 224H254V225H255ZM0 225H1V224H0ZM11 225H12V224H11ZM28 225H29V224H28ZM33 225H34V224H33ZM73 225H74V224H73ZM79 225H80V224H79ZM144 225H145V224H144ZM149 225H151V224H149ZM167 225H168V224H167ZM172 225H173V224H172ZM248 225H249V224H248ZM3 226H2V227H3ZM29 226H30V225H29ZM117 226L120 227V225H118V223H117ZM131 226H132V225H131ZM145 226H146V225H145ZM165 226H166V223H165V225H164L163 227H165ZM215 226H216V224H215ZM230 226H231V225H230ZM230 226H229V227H230ZM237 226H238V224H237ZM242 226H243V225L241 224V227H242ZM252 226H253V225H252ZM260 226H261V225H260ZM10 227H11V226H10ZM17 227H18V226H17ZM25 227H26V226H24V228H25ZM42 227H43V226H42ZM76 227H77V226H76ZM78 227H80V226H78ZM82 227H83V226H82ZM82 227H80V228H82ZM84 227L87 228L88 225H87V226L85 225ZM90 227H91V226H90ZM102 227L104 228L105 226L102 225ZM108 227H109V226H108ZM141 227H142V226H141ZM146 227H147V226H146ZM160 227H162V226L160 225ZM160 227H159V228H160ZM235 227H236V226H235ZM249 227H250V225H249ZM249 227H248V228H249ZM255 227L257 228L258 226H255ZM255 227H254V228H255ZM13 228H14V227H13ZM22 228H23V226H22ZM80 228L77 229V230H80ZM143 228H144V227H143ZM148 228H149V227H148ZM148 228H147V229H148ZM167 228H168V226H167ZM222 228H223V227H222ZM222 228H221L220 230H222ZM226 228H227V227H226ZM226 228H225V229H226ZM236 228H237V227H236ZM254 228H253V229H254ZM10 229H11V228H10ZM10 229H9V230H10ZM38 229H41V227L38 228ZM82 229H83V228H82ZM108 229H109V228H108ZM121 229H122V228H121ZM129 229H131V228L129 227ZM132 229H133V228H132ZM132 229H131V230H132ZM156 229H157V228H156ZM169 229H170V228H169ZM169 229H168V230H169ZM227 229H228V228H227ZM232 229H233V228H232ZM258 229H261V228L259 227ZM9 230H8V231H9ZM95 230H96V229H95ZM122 230H124V233H125V229H124V227H123ZM215 230H216V229H215ZM215 230H214V231H215ZM228 230H229V229H228ZM234 230H235V229H234ZM234 230H233L232 232H234ZM238 230H239V228H238ZM38 231H39V230H38ZM45 231H47V230H45ZM48 231H49V230H48ZM51 231H52V230H51ZM55 231H56V230H55ZM81 231H82V230H81ZM81 231H79V232H81ZM157 231H158V230H157ZM170 231H171V229H170ZM235 231L237 232V229H236ZM240 231H241V230H240ZM256 231H257V230H256ZM261 231H262V230H261ZM261 231L259 230V232H261ZM34 232H35V231H34ZM91 232H92V231H91ZM93 232H94V230H93ZM131 232H132V231H131ZM146 232H147V230H146ZM211 232L214 233L212 230H211ZM215 232H216V231H215ZM224 232H225V231H224ZM249 232H251V231H249ZM47 233H48V232H45V234H47ZM49 233H50V232H49ZM49 233H48V234H49ZM122 233H123V232H122ZM129 233H130V232H129ZM150 233H151V232H150ZM162 233H163V232H162ZM162 233H161V234H162ZM164 233H165V232H164ZM164 233H163V234H164ZM177 233H178V232H177ZM179 233H180V232H179ZM234 233H235V232H234ZM234 233H233V235H234ZM245 233H246V232H245ZM7 234H8V233H7ZM7 234H6V237H7ZM11 234H12V233H11ZM14 234H15V233H14ZM18 234H19V233H18ZM30 234H31V233H30ZM41 234H42V233H41ZM51 234H52V233H51ZM51 234H50V235H51ZM54 234H55L54 237H56V233H54ZM144 234H145V233H144ZM152 234H153V233H152ZM260 234H261V233H260ZM262 234H263V233H262ZM50 235H49V236H50ZM104 235H105V234H104ZM125 235H127V234H125ZM132 235H134V234H132ZM220 235H221V234H220ZM220 235H218V236H220ZM235 235H237V234H235ZM235 235H234V237H233V238H234V241L237 240V239H235V237H236ZM248 235H249V233H248ZM248 235H246V237H248ZM28 236H29V235H28ZM28 236H27V237H28ZM32 236H34V235H32ZM43 236H44V235H43ZM49 236H48V237H49ZM71 236H73V235H71ZM75 236H76V235H75ZM75 236H74V238H77L79 235H77V237H75ZM110 236H111V235H110ZM110 236H109V237H110ZM150 236H151V234H150ZM161 236H162V235H161ZM211 236H212V235H211ZM215 236H217V235H215ZM215 236H214V237H215ZM225 236H226V234H225ZM239 236H240V235H239ZM258 236H260V235H258ZM9 237H10V236H9ZM12 237H15V236L13 235ZM12 237H11V239H12ZM16 237H17V236H16ZM45 237H46V236H45ZM111 237H112V239H113V236H111ZM132 237L134 238V236H132ZM146 237H147V236H146ZM159 237H160V236H159ZM212 237H213V236H212ZM212 237H211V238H212ZM222 237H223V236H222ZM228 237H229V236H228ZM230 237H231V235H230ZM237 237H238V236H237ZM246 237H245V238H246ZM33 238H34V237H33ZM33 238H31V239H33ZM43 238H44V237H43ZM78 238H79V237H78ZM102 238H103V236H102ZM127 238H128V237H127ZM129 238H130V237H129ZM164 238H165V237H164ZM173 238H174V237H173ZM211 238H210V239H211ZM226 238H227V237H226ZM226 238H224V240H225ZM239 238H240V237H239ZM242 238H244V237L242 236L241 239H242ZM245 238H244V239H245ZM252 238H253V240H255V239H254L255 237H252ZM258 238H260V237H258ZM15 239L18 240V238H15ZM19 239H20V238H19ZM41 239H42V238H41ZM41 239H39V241H40ZM72 239H73V238H72ZM103 239H105V238H103ZM146 239H147V238H146ZM159 239H161V238H159ZM169 239H171V237H170ZM185 239H186V238H185ZM230 239H231V238H230ZM248 239H249V237H248ZM250 239H251V238H250ZM12 240L14 241V239H12ZM12 240H11V241H12ZM76 240H77V239H76ZM134 240H135V239H134ZM150 240H151V239H150ZM167 240H168V239H167ZM172 240H173V239H172ZM175 240H176V239H175ZM186 240H187V239H186ZM245 240H246V239H245ZM253 240H251V241H253ZM260 240H261V239H260ZM20 241H21V240H20ZM33 241H34V240H33ZM41 241H42V240H41ZM41 241H40L39 243H42ZM44 241H45V240H44ZM46 241H47V240H46ZM46 241L43 242V243H47ZM52 241H53V240H52ZM61 241H62V240H61ZM93 241H94V240H93ZM99 241H100V240H99ZM102 241H104V240H102ZM127 241H128V240H127ZM129 241H130V240H129ZM164 241H165V239H164ZM184 241H185V240H184ZM211 241H214V240H211ZM230 241H231V240H230ZM238 241H239V240H238ZM255 241H257V236H256V240H255ZM71 242H72V240H71ZM71 242H69V243H71ZM95 242H96V241H95ZM95 242H94V243H95ZM97 242H98V241H97ZM132 242H133V241H132ZM146 242H147V241H146ZM149 242H150V241H149ZM158 242H160V240H159ZM228 242H229V241H228ZM231 242H232V241H231ZM245 242H246V241H244V243H245ZM257 242H258V241H257ZM1 243H2V241H1ZM1 243H0V246H2V245L4 244V243H2V245H1ZM25 243H26V239H25ZM25 243H24V244H25ZM33 243H34V242H33ZM90 243H93V242H90ZM105 243H106V242H105ZM126 243H127V242H126ZM130 243H131V242H130ZM133 243H134V242H133ZM135 243H136V242H135ZM150 243H151V242H150ZM160 243H162V242H160ZM160 243H159V244H160ZM165 243H166V242H165ZM168 243H169V241H168L166 244H168ZM172 243H173V241H172ZM172 243L170 242V244H172ZM223 243H224V241H223ZM234 243H235V242H234ZM241 243H242V242H241ZM244 243H243V244H244ZM249 243H250V242H249ZM249 243H248V244H249ZM252 243H253V242H252ZM21 244H23V242H22ZM21 244H20V245H21ZM78 244H79V243H78ZM95 244H96V243H95ZM98 244H100V242H98ZM101 244H102V243H101ZM112 244H113V243H112ZM128 244H129V243H128ZM137 244H138V243H137ZM137 244H136V245H137ZM146 244H148V243H146ZM154 244H155V243H154ZM174 244H176V247H177V243H174ZM174 244H172V245H174ZM195 244H196V243H195ZM221 244H222V243H221ZM224 244H225V243H224ZM253 244H255V243H253ZM253 244H252L251 247H253ZM256 244H257V243H256ZM256 244H255V245H256ZM262 244H264V243H262ZM31 245H32V244H31ZM51 245H52V244H51ZM68 245H70V244H68ZM68 245H67V246H68ZM85 245H86V244H85ZM103 245H104V244H103ZM105 245H106V244H105ZM108 245H109V243H108ZM141 245H142V244H141ZM143 245H144V244H143ZM160 245H161V244H160ZM162 245H163V244H162ZM180 245H181V244L179 243V246H180ZM187 245H189V244H187ZM211 245H213L212 242H211ZM28 246H30V245H28ZM32 246H33V245H32ZM32 246H30V247H32ZM43 246H44V245H43ZM57 246H58V244H56V247H57ZM86 246H87V245H86ZM112 246H113V245H112ZM134 246H135V244L133 245V247H134ZM145 246H146V245H145ZM153 246H154V245H153ZM229 246H231V244H230ZM232 246H233V245H232ZM234 246H236V245H234ZM239 246H241V245H239ZM262 246H263V245H262ZM35 247H36V246H35ZM49 247H50V248H49ZM49 247L46 248V250L48 249L47 251H48L49 254H50V253H52V251H53V249H54L55 247H54L53 245H52V246L49 245ZM65 247H66V246H65ZM88 247H89V246H88ZM93 247H94V246H93ZM93 247H92V248H93ZM98 247H100V246H98ZM109 247H110V245H109ZM109 247H108V249H109ZM115 247H116V246H115ZM135 247H136V246H135ZM158 247H159V246H158ZM162 247H163V246H162ZM162 247H161V248H162ZM182 247H183V246H182ZM187 247H189V246H187ZM194 247H195V246H194ZM212 247H213V246H212ZM223 247H224V246H223ZM245 247H246V246H245ZM258 247H259V246H258ZM26 248H27V247H26ZM28 248H29V247H28ZM38 248H39V247H38ZM80 248H81V246H80ZM80 248H79V249H80ZM85 248H86V247H85ZM85 248H84V249H85ZM116 248H117V247H116ZM140 248H141V246H140ZM143 248H144V247H143ZM146 248H147V247H146ZM146 248H145V249H146ZM148 248H149V247H148ZM155 248H157V247H155ZM179 248H180V247H179ZM249 248H250V247H249ZM256 248H257V247H256ZM6 249H7V248H6ZM16 249H17V248H16ZM36 249H37V248H36ZM61 249L63 250V248H61ZM67 249H68V248H67ZM75 249H76V248H75ZM114 249H115V248H114ZM145 249H144V250H145ZM151 249H152V248H151ZM177 249H178V248H177ZM180 249H181V248H180ZM184 249H185V248H184ZM216 249L218 250V248H216ZM219 249H220V248H219ZM226 249H227V248H225V250H226ZM229 249H230V248H229ZM241 249H242V248H241ZM262 249H263V248H262ZM18 250H20V249H18ZM27 250H28V249H27ZM31 250H32V249H31ZM40 250H41V248H40ZM43 250H44V249H43ZM55 250H56V249H55ZM57 250H59V249H57ZM77 250H78V249H77ZM112 250H113V248H112ZM115 250H116V249H115ZM115 250H114V251H115ZM142 250H143V249H142ZM144 250H143V252H144ZM147 250H148V249H147ZM152 250H153V249H152ZM160 250L163 251V252H165L164 249H160V248H158L157 251L160 252ZM181 250H183V248H182ZM188 250H189V249H188ZM217 250H216V251H217ZM231 250H233V249H231ZM242 250H243V252L245 251L244 249H242ZM247 250H248V249H247ZM251 250H252V249H251ZM251 250H250V251H251ZM263 250H264V249H263ZM3 251H4V250H3ZM35 251H36V250H35ZM89 251H90V250H89ZM89 251H88V252H89ZM99 251H100V250H99ZM102 251L105 253L104 250H102ZM108 251H110V250H108ZM149 251H151V250H149ZM155 251H156V249H155ZM157 251H156V252H157ZM168 251H169V250H168ZM185 251H186V250H185ZM216 251H215V252H216ZM255 251H256V250H255ZM259 251H260V250H259ZM19 252H20V251H19ZM19 252H18V253H19ZM59 252H60V251H58V253H59ZM61 252H62V251H61ZM72 252H73V253H75V252L77 253V251H75V250L72 251ZM92 252L94 253V251H92ZM92 252H90V253L92 254ZM115 252H116V251H115ZM115 252H114V253H115ZM137 252H138V251H137ZM143 252H142V253H143ZM156 252H155V253H156ZM169 252H170V251H169ZM178 252H179V251H178ZM221 252H223V251H221ZM226 252H228V251H226ZM241 252H242V251H241ZM245 252H246V251H245ZM247 252H249V251H247ZM7 253H8V252H7ZM7 253H5V254H7ZM11 253H12V251H11ZM39 253H40V252H39ZM54 253L57 254L56 251H55ZM76 253H75V256H76ZM112 253H113V252H112ZM138 253H139V252H138ZM138 253H136V254H138ZM150 253H151V252H150ZM184 253H185V252H184ZM217 253H218V252H217ZM237 253H238V252H237ZM3 254H4V253H3ZM3 254H0V258H1V259H2L3 256H4ZM13 254H14V253H13ZM36 254H38V253H36ZM42 254H43V252H42ZM49 254H48V255H49ZM59 254H60V253H59ZM62 254L64 255V252H63ZM62 254H61V256H62ZM66 254H68V250H67V253H66ZM66 254H65V258L67 257V259H69L68 261H70V260H71V259H70L71 256H70V258L68 257V256L70 255V253H69L68 256H66ZM77 254H78V253H77ZM80 254H81V252H79V255H80ZM86 254H87V253H86ZM94 254H95V253H94ZM153 254H154V252H153ZM159 254L161 255V253H159ZM162 254H163V253H162ZM164 254H165V253H164ZM218 254H219V253H218ZM234 254H236V253H233V255H234ZM255 254H256V253H255ZM255 254H254V255H255ZM257 254H258V252H257ZM44 255H45V254H44ZM48 255H46V257H47ZM96 255H97V254H96ZM114 255H115V254H114ZM148 255H149V254H148ZM154 255H155V254H154ZM165 255H166V254H165ZM175 255H176V254H175ZM180 255H181V254H180ZM180 255H179V256H180ZM187 255H188V254H187ZM205 255H206V254H205ZM229 255H230V254H229ZM242 255H243V254H242ZM246 255H247V254H246ZM250 255H251V254H250ZM7 256H8V255H6V257H7ZM15 256L17 257V255H15ZM15 256H14V257H15ZM33 256H34V255H33ZM40 256H41V255H40ZM40 256H38V257H40ZM53 256H54V255H53ZM75 256H74V257H75ZM81 256H82V254H81ZM81 256H80V257H81ZM92 256H93V255H92ZM92 256H91V257H92ZM107 256H108V255H107ZM109 256H111V255L109 254ZM139 256H140V255H139ZM162 256H163V255H162ZM173 256H174V255H173ZM192 256H193V254H192ZM194 256H195V255H194ZM206 256H207V255H206ZM231 256H232V255H231ZM237 256H238V255H237ZM11 257L13 258V256H11ZM35 257H36V256H35ZM41 257H42V256H41ZM43 257H44V256H43ZM50 257H51V256H50ZM88 257H89V256H88ZM91 257H90V258H91ZM104 257H106V256H104ZM112 257H113V256H112ZM144 257L146 258V257H148V256H144ZM151 257H153V255H152ZM164 257H165V256H164ZM170 257H172V256H170ZM177 257H178V256H177ZM215 257H216V256H215ZM224 257H225V255H224ZM247 257H248V256H247ZM252 257H253V256H252ZM7 258H8V257H7ZM52 258H53V257H52ZM75 258H76V257H75ZM83 258H85V256H84ZM83 258H82V259H83ZM92 258H93V257H92ZM139 258L141 259L142 257H139ZM139 258H137V259H139ZM149 258H150V257H149ZM149 258H148V259H149ZM158 258H159V259H156L155 261H158V262L161 261V262H162V261L164 260L163 258H160V257H158ZM172 258H173V257H172ZM194 258H195V257H194ZM197 258H198V257H197ZM206 258H207V257H206ZM206 258H205V259L203 258V259L206 260ZM219 258H221L220 255H219ZM238 258H240V256H239ZM243 258H244V257H243ZM248 258H249V257H248ZM250 258H251V257H250ZM41 259H42V258H41ZM47 259H48V258H47ZM56 259L58 260V258H56ZM62 259H63V258H62ZM72 259H73V258H72ZM80 259H81V258H80ZM86 259H87V257H86ZM112 259H113V258H112ZM123 259H124V258H123ZM143 259H144V258H143ZM167 259H168V258H167ZM190 259H191V258H190ZM192 259H193V258H192ZM216 259H217V258H216ZM226 259H228V258H227V257H225V259L223 258V260H226ZM245 259H246V258H245ZM251 259H252V258H251ZM257 259H258V257H257ZM5 260H6V259H5ZM35 260H36V259H35ZM73 260H74V259H73ZM89 260H90V259H89ZM93 260H94V258H93ZM151 260H152V259H151ZM194 260H195V259H194ZM194 260H193V261H194ZM199 260H201V259H199ZM236 260H237V259H236ZM236 260H235V262H236ZM249 260H250V259H249ZM23 261H24V260H23ZM40 261H42V260H40ZM58 261H59V260H58ZM61 261H62V260H61ZM71 261H72V260H71ZM76 261H77V260H76ZM76 261H73V263H74V262L76 263ZM84 261H85V259H84ZM96 261H97V259H96ZM101 261H102V258H101ZM105 261H106V260H105ZM107 261H109V260H107ZM114 261H115V260H113V263H114ZM141 261H144V260H141ZM141 261H140V262H141ZM153 261H154V260H153ZM155 261H154V263H155ZM174 261H175V260H174ZM176 261H178V260L176 259ZM208 261H209V259H208L206 262L208 263ZM241 261H242V260H241ZM252 261H253V260H252ZM3 262H4V261H3ZM3 262H2V263H3ZM48 262H49V260H48ZM82 262H83V261H82ZM82 262H81V263H82ZM87 262H88V261H87ZM98 262H99V261H98ZM124 262H125V261H124ZM148 262H149V261H148ZM170 262L172 263L173 261L170 260ZM190 262H191V261H190ZM190 262H189V263H190ZM197 262H198V261H197ZM197 262H196V263H197ZM221 262H223V261H221ZM230 262H231V261H230ZM239 262H240V261H239ZM243 262H244V261H243ZM245 262H246V261H245ZM248 262H249V261H248ZM2 263H1V264H2ZM20 263H21V262H20ZM23 263H24V262H23ZM35 263H36V262H35ZM37 263H38V262H37ZM40 263H41V262H40ZM44 263H46V261H45ZM44 263L42 262V264H44ZM53 263H54V262H53ZM66 263H68V262L66 261ZM88 263H89V262H88ZM90 263L92 264L91 261H90ZM101 263H103V262H101ZM106 263H107V262H106ZM115 263H116V262H115ZM150 263H151V262H150ZM152 263H153V262H152ZM162 263H164V262H162ZM166 263H167V262H166ZM196 263H195V264H196ZM198 263H199V262H198ZM203 263L205 264L204 261H203ZM203 263H201V264H203ZM223 263H226V261L223 262ZM252 263H253V262H252ZM257 263H258V262H257ZM4 264H5V262H4ZM55 264H56V263H55ZM98 264H100V263H98ZM107 264H108V263H107ZM144 264H145V263H144ZM169 264H170V263H169ZM187 264H188V263H187ZM199 264H200V263H199ZM228 264H229V262H228ZM234 264H235V263H234ZM249 264H250V263H249ZM255 264H256V263H255Z\"/></svg>",
  "mask_w": 264,
  "mask_h": 264
}]
</instances>
